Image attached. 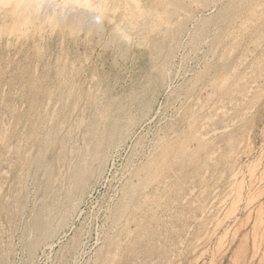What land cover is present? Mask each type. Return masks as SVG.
<instances>
[{"label":"rangeland","instance_id":"obj_1","mask_svg":"<svg viewBox=\"0 0 264 264\" xmlns=\"http://www.w3.org/2000/svg\"><path fill=\"white\" fill-rule=\"evenodd\" d=\"M24 1V4H22L21 7L17 6L15 2H9V3H0V139L2 141H0V171L2 172L3 170H5L3 173H0V176L3 177L1 179L0 177V194H3L4 191L7 190V188H9V185L11 183L10 188L7 190L8 193L4 194V195H0L1 200L0 204H3V206L0 205V228L2 230V232H0V262L1 264H7V259L9 261L10 264H34L33 262H35V264L39 263V264H67V262H69L70 264H103L104 261H106L104 264H175L176 260V264H204V262L202 263V261L205 260V264H264V0H262L261 2L263 3H259L258 1L260 0H250L248 2V0H200V3L198 0H128V2H126L127 0H82V2L80 3L79 1L81 0H74L73 4H72V0H66V2L64 0H56V2H54L55 0H41L42 2L40 3V1L35 2L34 1V5H36V7H32L34 6L32 3L33 1L27 0V5L29 7H27L26 1ZM22 1V2H23ZM61 3H60V2ZM89 3H88V2ZM95 1V2H94ZM108 1H110V3H108ZM113 1V3H112ZM116 1V2H115ZM120 1V2H119ZM162 3H161V2ZM178 3H177V2ZM195 1V2H194ZM209 1V2H208ZM223 1V2H222ZM243 1H247V3L243 2ZM252 1V2H251ZM254 1V2H253ZM256 1V2H255ZM71 2V3H70ZM75 2V3H74ZM125 2V3H124ZM151 2V3H150ZM167 2V3H166ZM171 2V3H170ZM228 2V3H227ZM233 2V3H232ZM12 3V4H11ZM60 3V4H58ZM69 3V4H68ZM77 3V4H76ZM93 3V4H92ZM97 3V4H96ZM108 5H107V4ZM116 3V5L114 4ZM129 3V4H127ZM145 5H144V4ZM177 3V4H176ZM196 5H195V4ZM198 3V5H197ZM219 3V4H218ZM222 3V4H221ZM227 3V5L225 4ZM243 3L242 6H240ZM245 3V4H244ZM249 3V4H248ZM255 3V4H252ZM263 4V5H259V4ZM1 4L3 5V7L1 6ZM9 4V5H8ZM32 4V6H31ZM38 4V5H37ZM40 4V6H39ZM58 6H56V5ZM89 4V5H88ZM92 4V5H91ZM96 4V5H95ZM100 4V5H99ZM110 4V6H109ZM120 4L122 5L119 6ZM131 4V5H130ZM136 4V5H135ZM166 4V5H165ZM168 4V5H167ZM204 4V5H202ZM218 4V5H217ZM251 4V5H250ZM65 5V6H64ZM67 5V7H66ZM103 5V6H102ZM147 5V6H146ZM164 5V6H163ZM202 5V6H201ZM247 5L249 6V8L247 7ZM257 5H259V8L257 9ZM8 6V7H7ZM14 6V7H11ZM31 6V7H30ZM39 6V7H37ZM54 7L52 9V7ZM62 6V7H61ZM100 6V7H99ZM118 6V7H117ZM126 6V7H125ZM129 6V7H128ZM131 6V7H130ZM178 6V7H177ZM213 6V7H212ZM223 6V7H222ZM238 6V7H236ZM241 10H240V8ZM9 9H7V8ZM27 7V8H26ZM59 7V8H58ZM65 7V8H64ZM85 7V8H84ZM92 7V8H91ZM102 7V8H101ZM108 9H107V8ZM114 7V8H112ZM146 9H141V8H145ZM174 7V8H173ZM181 7V8H180ZM203 7V8H202ZM222 7V8H221ZM247 9H246V8ZM11 8V9H10ZM36 8H39L38 10ZM47 8V9H46ZM62 8V9H61ZM94 8V9H93ZM99 8V9H97ZM104 8V9H103ZM111 8V9H110ZM119 9V10H116ZM131 8H133V10L131 11ZM163 8V9H161ZM219 8V9H218ZM242 8L244 10H247L244 12V10H242ZM263 8V9H261ZM15 9V11H14ZM28 11H27V10ZM36 9V10H34ZM60 10V11H56V10ZM68 9V10H67ZM85 9V10H84ZM87 9V10H86ZM121 9V10H120ZM126 10L123 11L122 10ZM148 9V10H147ZM151 9V10H150ZM174 9V10H173ZM183 9V10H182ZM205 9V10H204ZM236 9V10H234ZM260 9V10H259ZM19 12H18V11ZM24 10V12L22 11ZM32 10V11H31ZM51 10V12H50ZM56 13H54L53 12ZM66 12H64V11ZM96 10V11H95ZM104 10V11H103ZM111 10H113V12H111ZM143 10V11H142ZM145 10V11H144ZM161 10V11H159ZM177 10V11H176ZM186 10V11H185ZM197 10V11H196ZM204 10V12L202 11ZM220 12H219V11ZM249 10V12H248ZM259 12L257 13L256 12ZM15 13H14V12ZM21 11V12H20ZM39 11V12H38ZM63 11V13H61ZM119 11V12H118ZM176 11V12H175ZM196 11V12H195ZM210 11V12H209ZM237 11V13H236ZM241 11V12H240ZM251 11L255 12L252 13ZM95 12V13H94ZM98 12V13H97ZM106 12V13H105ZM108 12V14H107ZM115 12V13H114ZM118 12V13H117ZM135 12V13H134ZM143 14H142V13ZM159 12V13H158ZM190 12V13H189ZM194 12V13H193ZM202 12V13H201ZM206 12V13H205ZM214 12V13H213ZM217 12V13H215ZM239 12V13H238ZM243 12V13H242ZM248 12V13H247ZM251 12V13H250ZM10 13V14H9ZM14 13V14H13ZM23 13V14H22ZM94 16H93V14ZM99 15H97V14ZM110 13V14H109ZM122 13V14H121ZM130 13V14H129ZM154 13V15H153ZM185 13V15H183ZM190 15H189V14ZM222 13V14H220ZM238 15L236 16L235 15ZM17 14V15H16ZM27 14V15H26ZM29 14H31V17L29 16ZM35 14V15H34ZM49 14V15H48ZM61 14V15H60ZM65 14V15H64ZM101 14V15H100ZM106 14V15H105ZM112 14V15H111ZM119 14H121L119 16ZM129 14V15H127ZM159 20H157V15ZM170 17H168V15ZM212 14V15H211ZM217 14V15H215ZM233 14V15H231ZM240 14V15H239ZM243 14V15H242ZM253 14V15H251ZM256 14V15H255ZM21 15V17H20ZM25 15V16H24ZM34 15V17H32ZM43 15V16H42ZM56 15V16H54ZM107 15L108 18H107ZM116 15V16H115ZM132 15V16H130ZM143 15V16H142ZM150 15V16H149ZM153 15V16H152ZM163 15V16H162ZM172 15V17H171ZM188 15V16H186ZM192 15V16H191ZM221 17H219V16ZM240 18L239 19H236ZM255 15V17H254ZM263 18H262V16ZM11 16V17H10ZM31 18H29V17ZM50 19H49V17ZM54 16V17H53ZM104 16V17H103ZM106 16V17H105ZM142 16V17H140ZM156 18H155V17ZM165 16H167L168 19L165 18ZM178 16V17H177ZM180 16V17H179ZM194 16V17H193ZM197 16V17H196ZM214 16V17H213ZM230 16V17H229ZM235 19H234V17ZM245 16V17H244ZM257 16H260V18L258 19ZM19 19H18V18ZM36 17H38L36 19ZM45 17V18H44ZM65 19H62V18ZM111 17V18H110ZM117 18V21L115 20V18ZM122 20V22L120 23V19ZM142 19L140 20L139 19ZM166 20H164V18ZM183 17V19H182ZM192 17V18H191ZM213 17V18H211ZM216 17V18H215ZM233 17V18H232ZM11 18V19H10ZM17 18V19H16ZM30 21H32V23H29L30 21H28L29 19ZM44 20H43V19ZM60 18L62 20H60ZM101 18V19H100ZM103 18V19H102ZM128 20H127V19ZM148 18V19H147ZM153 19V21L151 19ZM169 18H172L171 20ZM174 18V20H173ZM176 18V19H175ZM186 18V19H185ZM198 18V20H197ZM205 18V19H203ZM210 18V19H209ZM216 20H215V19ZM226 18V19H225ZM228 18V20H227ZM252 19V21L250 20H246V19ZM255 18V19H254ZM15 19V20H14ZM39 19V21H37ZM53 19V22L52 20ZM106 19V20H105ZM110 19V20H109ZM119 19V20H118ZM127 20V22L125 20ZM147 19V20H146ZM185 19V20H184ZM195 19V20H194ZM212 19V20H211ZM225 19V20H224ZM232 19V20H230ZM244 19V20H242ZM20 20V21H19ZM130 20V21H129ZM134 20V21H133ZM206 20V21H205ZM210 20V21H209ZM238 21L235 22V21ZM259 20V21H258ZM18 21V22H17ZM24 21V22H23ZM36 21V22H35ZM47 21V22H46ZM59 21V22H58ZM63 21V22H62ZM86 21V22H85ZM103 21V22H102ZM124 21V24H123ZM141 23H140V22ZM146 21V22H145ZM148 21H152V23L148 22ZM157 21V22H154ZM166 21V22H163ZM179 21V23H177ZM184 21V22H183ZM226 21V22H225ZM229 21V22H228ZM231 21V22H230ZM249 21V22H248ZM255 21V22H254ZM261 21V22H260ZM44 22V23H43ZM46 22V23H45ZM59 24L57 26V23ZM111 22V23H110ZM148 22V23H147ZM160 22V23H159ZM162 22V23H161ZM183 22V24L181 23ZM196 22V23H195ZM233 22V23H232ZM254 22V23H253ZM18 23V24H17ZM21 23V24H20ZM37 23V24H36ZM42 25H41V24ZM51 23V24H50ZM56 23V25H55ZM109 23V24H108ZM115 23V24H114ZM146 23V24H144ZM151 25H150V24ZM158 23V24H157ZM172 23V24H171ZM193 24V27L191 24ZM203 23V24H202ZM216 23V24H215ZM225 23V24H224ZM251 23V24H250ZM253 23V24H252ZM6 24V25H5ZM25 24V25H24ZM40 24V25H38ZM48 24V25H47ZM62 24V25H61ZM114 24V25H111ZM121 25L120 27L116 25ZM143 26H142V25ZM171 24V25H170ZM176 24V25H175ZM207 24V25H206ZM222 24V26H221ZM239 24V25H238ZM260 24V25H258ZM263 24V25H262ZM9 25V26H8ZM20 25V26H19ZM24 25V26H23ZM56 26V27H52V26ZM110 27H109V26ZM123 25V26H122ZM138 25V26H137ZM148 25V26H147ZM155 27H154V26ZM160 25V26H159ZM170 25V26H169ZM187 27H185V26ZM213 25V26H212ZM225 25V26H224ZM234 28H233V26ZM246 25H250V26H244ZM8 26V27H7ZM13 26V27H12ZM51 26V27H50ZM113 26V27H111ZM147 26V27H146ZM175 26V27H174ZM179 26V27H178ZM199 26V27H198ZM207 26V27H205ZM210 29H209V27ZM217 26V27H216ZM239 26V27H237ZM10 27V28H9ZM21 27V28H19ZM28 27V28H26ZM65 28V30L63 28ZM125 27V28H124ZM131 27V28H130ZM138 27V28H136ZM150 27V28H149ZM157 27V28H156ZM168 27V28H167ZM182 27V28H181ZM185 29H184V28ZM198 27V29H197ZM203 27V28H202ZM214 27V29H213ZM219 27V28H218ZM228 27V28H227ZM232 27V28H231ZM254 27V28H253ZM256 27V28H255ZM259 27V28H258ZM26 28V29H25ZM34 28V29H33ZM36 28V29H35ZM38 28V29H37ZM112 28V30H110ZM122 28V29H121ZM127 28V30H126ZM148 34L145 33L146 29ZM224 28V29H223ZM244 28V31H243ZM262 28V29H260ZM4 29V30H2ZM16 29L18 30V32L16 31ZM21 29V30H20ZM125 29V30H124ZM132 29H134L132 31ZM142 31H141V30ZM150 29V30H149ZM152 29V30H151ZM159 29V30H157ZM190 29V31H189ZM192 29V30H191ZM206 29V30H205ZM209 29V31H208ZM212 29V30H211ZM217 29V30H216ZM220 29V30H219ZM226 29L228 31H226ZM240 29V31L238 30ZM246 29V30H245ZM42 30V32L40 31ZM64 30V31H63ZM118 30V31H117ZM124 32H122V31ZM130 30V31H128ZM139 30V31H138ZM163 30V32L161 31ZM185 30V31H183ZM216 30V31H215ZM224 30V31H222ZM233 32H232V31ZM250 30V32H249ZM262 30V31H260ZM4 31V32H2ZM5 31L6 34H5ZM24 32V33H20L19 32ZM37 31V32H36ZM127 31L129 33H127ZM133 33H132V32ZM159 31V32H158ZM169 31V32H168ZM189 31V32H188ZM218 31V32H217ZM254 31V32H253ZM2 32V33H1ZM11 34H10V33ZM139 33L138 35L134 34ZM152 32V33H150ZM156 32V34L154 33ZM160 32H162V34H160ZM174 32V33H173ZM183 32V33H182ZM198 32V33H197ZM216 32V34H215ZM223 32V33H222ZM232 32V33H231ZM235 32V33H234ZM9 33V34H8ZM116 33V34H115ZM182 33V34H181ZM206 33V34H204ZM209 33V35H207ZM221 33V34H220ZM242 33V35H241ZM251 33V35H250ZM257 33V34H256ZM259 33V34H258ZM19 34V35H18ZM24 34V35H21ZM112 34V35H111ZM120 34V35H119ZM150 34V35H149ZM152 34V35H151ZM165 34V35H164ZM180 34V36H179ZM194 34V36H193ZM254 34V35H253ZM21 35V36H20ZM37 35V37H36ZM115 35V36H114ZM147 35L148 38H147ZM155 37H154V36ZM176 35V36H175ZM206 36V37H201V36ZM215 35V36H214ZM219 35V36H218ZM234 35V36H232ZM241 35V36H240ZM24 36V37H23ZM26 36V37H25ZM124 36L126 38H124ZM134 36V38H132ZM138 36V37H136ZM168 36L170 38H168ZM183 36V37H182ZM187 36V37H186ZM217 36V37H216ZM240 36V37H239ZM258 36V38L256 37ZM39 37V38H38ZM113 37V38H112ZM145 37V38H143ZM198 37V39L196 40V38ZM208 37V38H207ZM214 39H210L213 38ZM243 37V38H241ZM246 37V39H245ZM251 37H256V38H251ZM123 38V39H122ZM140 38V39H139ZM144 40H142V39ZM189 38V40L187 39ZM203 38V39H202ZM207 38V39H206ZM224 38V39H223ZM261 38V39H260ZM263 38V39H262ZM36 39V40H35ZM120 39V40H119ZM122 39V40H121ZM132 39L134 43H132ZM173 41H171V40ZM179 39V40H177ZM222 39V40H221ZM225 39H227L225 41ZM243 41H242V40ZM253 39V40H252ZM256 39V40H255ZM35 40V41H34ZM118 40V42H116ZM166 40V41H165ZM185 40V41H184ZM191 40V41H190ZM203 40V42H202ZM212 40V41H211ZM218 40V41H216ZM230 40V41H229ZM258 41L257 43L254 42ZM125 41V42H124ZM141 44H139L140 42ZM177 41V42H176ZM183 41V42H182ZM189 43H188V42ZM196 41L197 44L196 45ZM215 41V42H214ZM222 41V43H220ZM225 41V42H223ZM242 41V42H241ZM245 41V42H244ZM261 41V43H260ZM39 44H38V43ZM112 42L114 44H112ZM128 42V43H127ZM136 42V44H135ZM143 42V43H142ZM151 42V43H150ZM180 42V43H179ZM187 42V43H186ZM209 43V45L207 43ZM236 42V43H235ZM249 42V43H248ZM35 43L38 45L36 46ZM173 43V44H171ZM183 43V44H182ZM226 43V44H225ZM228 43H230L228 45ZM251 43V44H250ZM116 44V45H115ZM135 44V45H134ZM143 44V45H142ZM146 44V45H145ZM161 44V45H160ZM187 44V45H185ZM190 44V45H189ZM192 44V47H190ZM207 44V45H206ZM212 44V45H211ZM220 47H218V45ZM234 44V45H233ZM242 44V45H240ZM246 46H245V45ZM250 44V45H249ZM254 44V45H253ZM260 44V46L258 45ZM145 45V46H144ZM189 45V46H188ZM193 45H196L193 47ZM205 45V46H204ZM228 45V46H227ZM231 45V46H230ZM238 45V46H237ZM253 45V46H252ZM35 46V48H34ZM119 46V47H118ZM125 46V47H124ZM136 46V47H134ZM142 46L144 47L142 48ZM147 46V47H146ZM160 46V47H159ZM168 46V47H167ZM183 48H182V47ZM210 46V47H208ZM213 48H212V47ZM225 46V48H223ZM251 46V47H249ZM258 46V47H257ZM140 47V49H139ZM151 47V48H150ZM159 47V48H158ZM166 47V48H164ZM181 47V48H180ZM189 47V48H188ZM196 47V48H195ZM200 47V48H199ZM227 47V48H226ZM231 47L232 50H231ZM257 47V48H256ZM147 48V49H146ZM149 48V49H148ZM219 48V50H218ZM238 53H237V50ZM239 48V49H238ZM242 48V51H241ZM36 49V51H35ZM40 49V50H39ZM123 49V50H122ZM139 49V50H138ZM153 49V50H152ZM203 49V50H202ZM205 49V51H204ZM208 52H207V50ZM226 49V50H225ZM245 49V50H244ZM251 49V50H250ZM254 49V50H253ZM256 49V50H255ZM138 50V51H137ZM144 50V51H143ZM146 50V51H145ZM150 50V51H149ZM175 50V51H174ZM191 50V51H190ZM224 50V51H223ZM229 50V51H228ZM117 51V53H115ZM122 51V52H121ZM148 51V52H147ZM180 53H179V52ZM183 51V52H182ZM204 51V52H203ZM235 51V52H234ZM242 53H241V52ZM245 51V52H243ZM252 51V52H251ZM255 51V52H254ZM139 52H143L142 54H140ZM155 52V53H154ZM191 52V53H190ZM218 52V53H217ZM220 52V53H219ZM228 53V54H225ZM254 52V53H253ZM258 52V53H257ZM260 52V53H259ZM36 53V55H35ZM152 57H151V55ZM165 56H163L162 55ZM170 53V54H169ZM196 53V55H194ZM204 53V54H203ZM224 53V54H223ZM253 53V54H252ZM258 56H257V54ZM139 54V55H137ZM146 54V55H145ZM148 54V55H147ZM160 57H159V55ZM185 54V55H184ZM190 54V56H189ZM221 54V55H220ZM230 54V55H229ZM233 54V55H232ZM241 54V55H240ZM245 54V55H243ZM40 55V57H39ZM141 55V56H140ZM150 55V56H149ZM170 57H169V56ZM202 55L203 57L199 56ZM209 55V56H208ZM240 55V56H239ZM254 55V56H253ZM136 56V57H134ZM139 56V57H138ZM178 56V57H177ZM182 56V57H181ZM189 56V58H188ZM193 58H190V57ZM195 56V57H194ZM217 56V58H216ZM219 56L221 58H219ZM223 56V57H222ZM226 56V58H225ZM227 56L228 57L227 59ZM253 56V57H252ZM263 56V57H262ZM133 57V58H132ZM189 59L188 62L186 58ZM235 57V58H234ZM241 57V58H240ZM139 58H143L142 60H138ZM151 58V59H150ZM156 58V59H155ZM162 58V59H161ZM168 58V59H167ZM174 58V59H173ZM197 58V59H195ZM207 62H205V59ZM211 58V60H210ZM224 61H223V59ZM232 58V59H231ZM237 58V59H236ZM239 58V59H238ZM254 58V60H253ZM258 58V59H257ZM64 59V60H63ZM153 59V61H152ZM160 59V60H159ZM184 59V60H183ZM193 59V61H191ZM202 59V61H201ZM218 59V60H217ZM220 59H222L220 61ZM231 59V60H230ZM263 59V60H262ZM62 60L65 62H62ZM149 60V61H148ZM156 60V61H155ZM159 60V61H158ZM164 60V62H163ZM173 60V61H172ZM180 60V62H179ZM182 60V62H181ZM210 60V61H209ZM218 62H217V61ZM237 60V61H236ZM242 60V61H241ZM253 60V61H250ZM262 60V61H261ZM141 61V62H140ZM169 61V62H168ZM195 61V62H194ZM200 61V63H199ZM216 61V62H215ZM236 61V62H234ZM257 61V62H256ZM62 62V63H61ZM143 62V63H142ZM152 62V63H151ZM160 62V63H159ZM163 62V63H162ZM210 62V63H209ZM220 62V63H219ZM228 62V63H226ZM231 62V63H230ZM238 62V63H237ZM245 62V63H244ZM251 62V63H250ZM255 62V63H254ZM260 62V63H259ZM148 65V66H146ZM173 63V64H172ZM175 63V64H174ZM197 63V64H195ZM214 63L216 64V66L214 65ZM222 63V64H221ZM249 63V64H248ZM259 63V64H258ZM62 64V67L61 65ZM70 64V68L68 67ZM151 64V65H150ZM154 64V65H152ZM169 64V66L167 65ZM210 64V65H208ZM219 64V65H218ZM226 64V65H225ZM228 64V65H227ZM235 64V65H234ZM247 64V65H246ZM253 64V65H252ZM256 64V65H255ZM58 65V66H57ZM68 65V66H67ZM143 65V66H142ZM175 67H174V66ZM190 65V66H189ZM196 65V66H195ZM221 65V67H220ZM224 65V66H223ZM237 65V66H236ZM74 66V68H73ZM145 66V67H144ZM153 69H152V67ZM158 66V67H157ZM163 66V67H162ZM171 66V67H170ZM173 66V67H172ZM201 66V67H200ZM214 66V67H213ZM228 66V67H225ZM230 66V67H229ZM232 66V68H231ZM260 66V67H259ZM45 67V68H44ZM48 67V68H47ZM51 67V68H50ZM61 67V68H60ZM66 67V68H65ZM144 67V68H143ZM161 67V68H160ZM167 67V68H166ZM190 67V70L188 69ZM192 67V68H191ZM220 67V68H217ZM236 70H235V68ZM241 67V68H240ZM259 67V68H258ZM56 68V69H55ZM72 68L74 70H72ZM146 68V69H145ZM160 70V73L158 70ZM160 68V69H159ZM166 68V69H165ZM204 70H200L203 69ZM216 68V69H215ZM238 68V69H237ZM255 70H254V69ZM261 68V69H260ZM37 69V70H36ZM63 69V70H62ZM66 69V70H65ZM155 69V70H154ZM162 69V71H161ZM170 69V70H169ZM176 69V70H174ZM196 69V70H194ZM227 69V70H226ZM229 69H231L229 71ZM243 69V70H241ZM253 69V70H252ZM263 69V70H262ZM53 72H52V71ZM57 70V71H56ZM62 70V71H61ZM153 70V71H152ZM166 70L168 72H166ZM180 70L178 73L177 71ZM185 70V71H184ZM200 70V71H199ZM208 70V71H207ZM215 70V71H214ZM221 70H223L221 72ZM245 70V71H244ZM260 72H259V71ZM48 71V72H47ZM60 73H59V72ZM68 71V72H67ZM77 71V72H76ZM146 71V73L144 72ZM170 71H171V76H170ZM228 71V72H227ZM233 71H235L236 73H233ZM244 71V72H243ZM251 71V72H250ZM55 72V73H54ZM72 72H76V73H72ZM148 72V73H147ZM150 72V74H149ZM160 75H159V73ZM176 72V73H175ZM186 72V73H185ZM219 72V73H218ZM225 72V73H223ZM230 74H227L229 73ZM239 72V73H237ZM254 72V73H253ZM259 72V73H258ZM38 73V74H37ZM41 73V74H40ZM43 73V74H42ZM47 73V74H46ZM54 73V74H53ZM65 73V74H64ZM70 73V74H69ZM154 73V75H153ZM167 73L169 74L167 76ZM190 73V74H189ZM193 73V74H192ZM200 73V74H199ZM209 73V74H208ZM214 73V74H213ZM256 73V74H255ZM263 73V74H262ZM30 74V75H29ZM37 74V75H35ZM56 74V75H55ZM59 74V76H58ZM63 74V75H62ZM74 74V75H73ZM206 74V75H205ZM208 74V76H207ZM213 74V75H212ZM222 74V75H221ZM224 74V75H223ZM235 74V75H234ZM258 74V75H257ZM262 76H261V75ZM45 75V76H44ZM48 75V76H47ZM63 77H62V76ZM70 75V76H69ZM73 75V76H72ZM149 75V76H148ZM162 75V76H161ZM165 77H164V76ZM183 75V76H182ZM207 77H205V76ZM212 75V76H211ZM216 75V76H215ZM217 75H221V76H217ZM231 75V76H230ZM238 75V77H237ZM243 75V77H242ZM250 75V76H249ZM255 75V76H254ZM31 76V77H30ZM34 76V77H32ZM36 76V78H35ZM47 76V77H46ZM53 79H51V77ZM67 76V77H66ZM76 76V77H75ZM148 76V77H147ZM155 76V77H154ZM181 76V77H180ZM188 76V77H187ZM192 76V77H191ZM204 76V77H203ZM228 76V77H227ZM240 76V77H239ZM257 76V77H256ZM30 77V78H28ZM50 77V78H49ZM59 77V78H58ZM158 77V78H156ZM164 77V78H163ZM170 77V79L168 78ZM183 77H184V81H183ZM200 77V78H199ZM212 77V78H210ZM235 77V78H234ZM237 77V78H236ZM246 77V78H245ZM33 78V79H32ZM35 78V79H34ZM39 78V79H38ZM66 78V79H65ZM73 78L76 80H73ZM149 78V79H147ZM151 78V79H150ZM153 78V79H152ZM162 78V79H161ZM181 78V79H180ZM203 78V80H201ZM221 78V79H220ZM223 78V79H222ZM234 78V79H233ZM243 78V79H241ZM249 78V79H248ZM262 78V79H261ZM26 79V80H25ZM27 79H30L31 82H27ZM56 79V80H55ZM161 79V80H160ZM178 79V80H177ZM220 79V80H219ZM233 79V81H232ZM239 81H237V80ZM244 79L246 81H244ZM255 80H257V83ZM33 80V82H32ZM41 80V82L39 81ZM51 80V81H50ZM69 82H67V81ZM152 80V81H150ZM165 80V82H164ZM172 80V81H171ZM229 80H231L229 82ZM236 80V81H234ZM243 80V81H242ZM252 80V81H251ZM259 80V81H258ZM261 80V81H260ZM36 81V82H35ZM45 81V82H43ZM56 81V82H55ZM62 81V82H61ZM70 81L75 82V83H70ZM93 81V82H92ZM149 81V82H148ZM163 81V83H162ZM169 81V82H167ZM174 81V82H173ZM202 81V83H201ZM40 82V83H39ZM49 82V83H47ZM79 82V83H78ZM92 82V83H91ZM148 82V83H147ZM153 82V83H152ZM159 82V83H158ZM177 82V83H176ZM187 82V83H186ZM192 82V83H191ZM206 82V83H205ZM218 82V83H217ZM232 82V83H231ZM236 84H235V83ZM239 82V83H237ZM247 82V84H246ZM251 82V86L250 83ZM25 83V84H24ZM53 83V84H51ZM60 83V84H59ZM66 83V84H65ZM81 83V84H80ZM94 83V84H93ZM152 83V84H150ZM161 83V84H160ZM205 83V84H203ZM208 83L210 85H208ZM217 83V84H216ZM229 83V85H228ZM242 83V85L240 84ZM261 83V84H260ZM46 84V86H45ZM58 84V86H56ZM72 84L73 85L72 87ZM77 84V85H76ZM87 84V85H86ZM100 84V85H99ZM142 84V85H141ZM144 84V85H143ZM164 84V85H163ZM167 84V86H166ZM171 84L173 87H171ZM194 84V86L191 85ZM207 84V85H206ZM235 84V85H234ZM248 85L246 88V85ZM254 84V85H253ZM255 84H259L258 86ZM26 85V86H25ZM49 85V86H48ZM70 85V86H69ZM80 85V86H79ZM82 85V86H81ZM149 87H148V86ZM154 85V86H153ZM183 85V86H182ZM197 85V86H196ZM202 85V86H201ZM233 85V86H231ZM240 85V86H239ZM261 85V86H260ZM29 86V87H28ZM88 86V88L86 87ZM164 88H163V87ZM189 86V87H188ZM229 86V88H227ZM245 89H243L244 87ZM254 86V87H253ZM257 86V87H256ZM260 86V87H259ZM31 87H33V91L31 89ZM42 87V89H40ZM49 87V88H48ZM52 87V88H51ZM58 87V88H57ZM62 91H61V88ZM69 87V88H68ZM73 89H72V88ZM81 87V88H80ZM156 87V88H155ZM160 87V88H159ZM182 90V94L180 93L181 89ZM186 87V89H185ZM196 87V88H195ZM259 87V88H258ZM28 88V89H27ZM67 88V89H66ZM76 88V89H75ZM86 88V89H84ZM99 88V89H98ZM102 88V89H101ZM146 88V89H144ZM152 88V89H151ZM171 88V89H170ZM172 88L173 89L172 91ZM201 90H200V89ZM209 88V89H208ZM234 88V89H233ZM253 88V89H252ZM30 89V90H29ZM48 89V90H47ZM49 89L51 91H49ZM60 89V90H57ZM72 89V91H71ZM158 89V90H157ZM161 89V90H160ZM165 91H164V90ZM177 89V90H176ZM188 89V90H187ZM197 89V90H195ZM227 89H229L230 94H228ZM240 89V90H238ZM16 90V91H15ZM19 90V92H17ZM28 90V91H27ZM41 92L39 93L38 92ZM41 90V91H40ZM44 90V92H42ZM47 92H46V91ZM68 90V91H67ZM75 90V91H74ZM77 90V91H76ZM80 90L79 94L78 91ZM82 90V91H81ZM100 92H99V91ZM145 90V91H144ZM176 90V91H175ZM187 90V91H186ZM225 90V92H224ZM235 90V91H233ZM244 95H243V93ZM247 90V92H246ZM251 90V91H249ZM31 93H30V92ZM57 91V93H55ZM71 91V94H70ZM94 91V92H93ZM134 91V93H133ZM145 93H144V92ZM153 91V92H152ZM172 91V92H171ZM194 91V93H193ZM218 91V92H217ZM220 91V92H219ZM223 91V92H222ZM233 91V93H232ZM237 91V92H236ZM240 91V92H238ZM245 91V92H244ZM16 92V93H15ZM28 92V93H27ZM68 92L69 94L65 93ZM77 92V93H76ZM138 92V93H137ZM142 92V93H141ZM168 92V93H167ZM171 92V95H170ZM176 92V93H175ZM178 92V93H177ZM184 92V93H183ZM186 92V93H185ZM192 92V93H191ZM196 92H200V93H196ZM254 94L252 95L251 93ZM22 93V94H20ZM24 93V94H23ZM38 93V94H36ZM43 93H46L45 96L43 95ZM50 93V94H49ZM51 93H52V97H51ZM63 93L66 95H62ZM91 93V94H90ZM100 93V94H99ZM104 93V94H103ZM108 93V94H107ZM173 93V94H172ZM224 95H223V94ZM227 93V94H226ZM246 93V94H245ZM31 94V96H29ZM42 94V95H40ZM76 94V95H75ZM84 94V95H83ZM96 94V96H95ZM133 94V95H132ZM140 96H139V95ZM144 94V96H143ZM148 96H147V95ZM178 94V96H177ZM185 94V95H184ZM195 94V95H194ZM204 94V95H203ZM217 94V95H216ZM238 94V95H237ZM249 94V95H248ZM24 95V96H23ZM28 95V97L26 98V96ZM35 95V96H34ZM37 95V96H36ZM50 95V96H49ZM56 95V96H55ZM68 95V96H67ZM74 95V96H73ZM89 95V98H87ZM93 99H91V96ZM104 95V96H103ZM177 98H176V96ZM185 97H183V96ZM220 95V96H219ZM223 95V96H222ZM237 95V97H233ZM242 95V96H241ZM41 96V97H40ZM44 96V97H43ZM73 96V97H72ZM101 96V97H99ZM136 96V97H135ZM146 96V97H145ZM174 96V97H173ZM182 96V97H181ZM196 96V97H195ZM217 96V97H216ZM226 96V97H225ZM239 96V98H238ZM242 99H241V97ZM34 100H33V98ZM55 97V98H54ZM59 97V98H58ZM62 97V98H61ZM68 97V98H66ZM71 97V98H70ZM74 97L77 99L75 100ZM82 97V98H81ZM108 97V99H107ZM114 97V98H112ZM133 97V98H131ZM142 97V98H141ZM147 99H145V98ZM152 97V98H151ZM187 97V98H186ZM195 97V98H194ZM205 97V98H204ZM214 100H213V98ZM222 97V98H221ZM231 97V98H230ZM246 97V98H245ZM251 97V98H249ZM30 98V99H29ZM43 98V99H42ZM52 100H51V99ZM81 98V102L79 103V99ZM96 98V99H95ZM103 98V100H102ZM106 101H104L105 99ZM138 98V99H137ZM140 98V99H139ZM149 98V99H148ZM225 98V99H224ZM234 98V99H233ZM245 98V99H244ZM22 99V100H21ZM26 99V100H25ZM27 99H29L30 104H29V108L28 106V101ZM32 99V100H31ZM48 99V100H47ZM57 99V100H56ZM61 99V100H60ZM64 99V100H63ZM66 99V100H65ZM70 99V101H69ZM83 99V100H82ZM86 99V100H84ZM91 99V100H89ZM100 99V100H99ZM114 99H118L117 101H115ZM131 99V101H130ZM174 99V100H173ZM177 99V100H175ZM181 101H179V100ZM190 99V100H189ZM193 99V100H192ZM195 99V100H194ZM201 99V101H200ZM228 99V100H227ZM233 99V100H231ZM248 99V100H246ZM24 100V101H23ZM42 100V101H41ZM89 100V101H87ZM146 100V102H145ZM221 100V101H220ZM230 100V101H229ZM247 102H245V101ZM250 100V101H249ZM16 101V102H15ZM26 101V102H25ZM38 101V102H37ZM46 101V102H45ZM49 103H48V102ZM54 102V104L52 102ZM59 102L60 104H58L57 102ZM72 101V102H71ZM78 101V102H77ZM85 101V102H84ZM96 101V102H95ZM109 101V102H108ZM112 101V102H111ZM148 101V102H147ZM151 101V102H150ZM189 101V103H188ZM227 101V102H226ZM239 101V103H241V105L239 103H237ZM4 102V103H3ZM6 102V103H5ZM8 102V103H7ZM10 102H12L10 104ZM15 102V104H14ZM68 102V103H67ZM76 102V103H75ZM102 102V103H101ZM105 102V103H104ZM133 102V103H132ZM141 102V104L139 103ZM187 102V103H186ZM223 102V103H222ZM227 104H226V103ZM244 104H243V103ZM20 103V104H19ZM23 103V104H21ZM37 103V104H36ZM43 103V104H42ZM51 103V104H50ZM64 105H62V104ZM89 103V104H88ZM91 103V104H90ZM98 105H97V104ZM109 103V104H108ZM112 103V104H111ZM121 103V104H120ZM126 103V104H124ZM132 103V104H131ZM147 103V104H144ZM178 103V104H177ZM180 103V104H179ZM194 103V104H193ZM200 103V104H199ZM221 103V104H220ZM229 103V104H228ZM234 103V104H233ZM8 106H6V105ZM10 104V105H9ZM13 104L15 106H13ZM17 104V105H16ZM39 104V105H38ZM48 104V105H47ZM69 104V105H68ZM77 104H80V107H78ZM85 104V105H84ZM88 104V105H87ZM108 104V105H107ZM114 104H116L115 106H113ZM129 104V105H128ZM188 104V105H187ZM196 104L198 106V110L196 108ZM199 104V105H198ZM204 104V105H203ZM206 104V105H205ZM213 104V105H212ZM232 104V105H231ZM247 104V106H246ZM34 105V106H33ZM38 105V106H37ZM47 105V106H46ZM54 105V106H53ZM68 105V106H66ZM74 105V108H73ZM84 105V106H83ZM93 105V106H92ZM132 105V106H131ZM136 105V106H135ZM139 105V106H138ZM142 105V106H141ZM148 105V107H146ZM185 107H184V106ZM187 105V106H186ZM228 105V106H227ZM245 105V106H244ZM18 106V107H17ZM41 106V107H40ZM45 106L47 109H45ZM56 106V107H55ZM60 106V107H59ZM65 108H64V107ZM77 106V107H76ZM87 106V107H86ZM95 106V107H94ZM107 106H109V108H107ZM112 106V107H111ZM124 106V107H123ZM152 106V107H151ZM193 106V107H192ZM211 108H207L210 107ZM218 108H217V107ZM227 108H226V107ZM10 107H12L10 109ZM16 107V108H14ZM21 107V108H20ZM24 107V108H23ZM55 107V109H54ZM100 109H99V108ZM103 107L105 109H103ZM111 107V109H110ZM130 107V108H129ZM139 107V108H138ZM145 107V108H144ZM179 107V108H178ZM184 107V108H183ZM232 107V108H230ZM249 107V108H248ZM3 108V109H2ZM33 108V109H32ZM36 108V110H35ZM43 108V109H42ZM49 108V109H48ZM60 108V110L58 109ZM65 110H64V109ZM77 108V109H75ZM80 108L81 110L84 108V110H80L78 109ZM88 108V109H87ZM97 110H96V109ZM117 108V109H116ZM127 108V109H126ZM143 108V109H142ZM182 108V109H180ZM194 108V109H193ZM221 108H223L221 110ZM245 108V109H244ZM7 109H9V112ZM25 109V110H23ZM29 114H28V111ZM54 109V110H53ZM57 109V110H56ZM63 109V110H62ZM73 109L75 112H73ZM86 109V110H85ZM97 111V112H95ZM109 109V110H108ZM140 109V110H139ZM185 109V110H184ZM189 109V110H188ZM209 109V110H208ZM214 109V110H213ZM219 109V110H218ZM242 112H241V110ZM13 110V112H12ZM23 110V112H22ZM41 110V111H40ZM48 110L47 114L45 111ZM56 110V111H55ZM72 110V111H71ZM76 110H78V112H76ZM91 110V111H89ZM100 110L102 112H100ZM105 110V111H104ZM113 110V112H112ZM116 110V111H115ZM118 110V113H117ZM122 110V111H121ZM128 110V111H127ZM138 112H137V111ZM151 110V111H150ZM184 110V111H183ZM211 110V111H210ZM221 110V111H220ZM234 110V111H233ZM244 110V112H243ZM19 111V113H18ZM40 111V112H39ZM51 111V112H50ZM65 111V112H64ZM84 111V112H83ZM94 111V112H93ZM108 113H107V112ZM111 111V112H110ZM126 111V112H125ZM132 113H131V112ZM134 111V112H133ZM136 111V112H135ZM143 111V112H141ZM186 111V112H185ZM189 111H194L192 112V115L189 113ZM202 111V112H201ZM219 111V112H218ZM228 111V113L226 112ZM232 111L234 113H232ZM9 112V113H8ZM27 112V113H25ZM33 112V113H32ZM37 113L36 114H34ZM54 112V114H53ZM80 112V113H79ZM86 112V113H85ZM180 112L181 117H180ZM200 114H199V113ZM232 114H231V113ZM17 113V114H16ZM23 113V114H22ZM46 114V117L44 114ZM52 113V115H51ZM67 113H69V115H67ZM74 113V114H73ZM82 115V116H79ZM92 113V114H90ZM97 115H96V114ZM104 113V114H103ZM107 113V114H106ZM129 113V115H127ZM131 113V114H130ZM135 113V114H134ZM156 113V114H155ZM177 113V114H176ZM219 113V114H218ZM242 113V115H241ZM3 114V115H2ZM25 114V115H24ZM27 114V116H26ZM41 114V116L39 115ZM59 114V115H58ZM72 114V115H70ZM84 114V115H83ZM111 114V116L109 115ZM126 114V115H125ZM137 114V115H136ZM140 114V115H139ZM149 114V115H147ZM187 116H185V115ZM196 114V115H195ZM214 114V115H213ZM224 114V115H223ZM63 115V116H62ZM76 115V116H74ZM92 115L93 118H92ZM109 115V117L107 116ZM121 115V116H120ZM125 115V116H124ZM178 115V116H177ZM198 115V116H197ZM228 117H227V116ZM231 115V116H229ZM240 115V116H239ZM247 115V116H245ZM2 116V118H1ZM23 116V117H22ZM31 116V117H30ZM37 118H35V117ZM50 116V117H49ZM57 116V117H56ZM78 116V117H77ZM84 116V117H83ZM86 116V117H85ZM90 116V119L89 117ZM101 116V117H100ZM113 116V117H112ZM137 116V117H136ZM140 116V117H138ZM150 116V117H149ZM177 118H176V117ZM202 116V117H201ZM208 116V117H207ZM216 116V117H215ZM219 116V117H218ZM225 116V117H224ZM19 117V118H18ZM45 117V118H44ZM56 117V118H54ZM76 117V118H75ZM95 117V118H94ZM99 117V118H98ZM105 117V118H103ZM112 117V118H111ZM117 117V119L115 118ZM119 117V118H118ZM131 117V118H130ZM134 117V118H133ZM144 117V118H143ZM148 117V118H147ZM175 117V118H174ZM194 117V119H193ZM17 120H16V119ZM29 119L30 120L29 122ZM34 118V119H33ZM59 118V120H58ZM62 118V119H61ZM70 118V119H69ZM102 118V119H101ZM124 118V119H123ZM130 118V120H129ZM137 118V119H136ZM147 118V119H146ZM180 118V119H179ZM186 118V119H183ZM201 118V119H200ZM213 118V119H211ZM221 118V119H220ZM226 118V119H224ZM229 118V119H228ZM233 118V120H232ZM8 121H7V120ZM24 119V120H23ZM36 119V121H35ZM42 119V120H41ZM57 119V120H56ZM69 119V120H68ZM83 121H82V120ZM93 121H92V120ZM96 121H95V120ZM98 119V120H97ZM104 119V120H103ZM135 119V121H134ZM139 119V120H138ZM141 119V120H140ZM175 119V120H173ZM192 119V120H190ZM206 119V120H205ZM15 120V121H14ZM20 120V121H19ZM28 120V121H26ZM39 120V121H38ZM44 120V121H43ZM51 120V121H50ZM61 120H64L62 122H60ZM79 120V121H78ZM86 120V123H85ZM90 120V121H89ZM109 121L106 123V121ZM110 120L113 122H110ZM114 120V121H113ZM116 120V121H115ZM120 120V121H119ZM123 122H122V121ZM125 120V121H124ZM183 120V121H182ZM201 120V121H199ZM205 120V121H204ZM215 120V121H214ZM5 121V123H4ZM10 121V122H9ZM23 121V122H22ZM50 121V122H49ZM74 121V122H71ZM77 121V122H76ZM82 123H81V122ZM92 121V122H91ZM102 121V122H101ZM130 121V122H129ZM132 121H134L132 123ZM140 123H138V122ZM192 123H191V122ZM195 121V122H194ZM199 121V122H198ZM208 121V122H207ZM217 121H219L218 123H216ZM220 121L222 122V125L220 123ZM231 121V122H230ZM234 121V122H233ZM12 122V124H11ZM22 122V123H21ZM32 122V123H31ZM36 124H33L35 123ZM44 124H43V123ZM47 122V123H46ZM49 122V123H48ZM52 122V123H51ZM64 122V123H63ZM90 122V123H89ZM96 122V123H95ZM102 124H101V123ZM118 125L115 126L116 123ZM121 122V123H120ZM129 122V124L127 123ZM181 122V123H180ZM186 122V123H185ZM190 122V124H189ZM198 122V123H197ZM201 122V123H200ZM204 122V123H203ZM207 122V123H206ZM215 124H214V123ZM227 122V123H226ZM238 122V123H237ZM2 123V124H1ZM5 125H4V124ZM16 123V124H15ZM19 123V124H18ZM30 123V124H29ZM55 123V124H54ZM68 123V124H67ZM76 123V124H75ZM100 123V124H99ZM111 123V124H109ZM115 123V124H114ZM124 123V124H123ZM180 123V124H178ZM183 123V124H182ZM195 123L197 125H195ZM212 123L214 125H212ZM225 123V124H224ZM231 123V124H229ZM237 123V124H236ZM11 124V125H10ZM23 124V125H22ZM29 124V125H28ZM47 124V125H46ZM53 124V125H52ZM60 124V125H59ZM74 124V125H73ZM81 125V127L79 125ZM88 124V125H87ZM96 124V125H95ZM108 126H107V125ZM135 124V125H134ZM138 124V125H137ZM141 124V125H140ZM186 124L188 125L187 127ZM200 124V125H199ZM207 124V125H206ZM218 124V125H217ZM220 124V125H219ZM10 125V126H9ZM13 125V126H12ZM31 125V126H30ZM35 125L37 127H35ZM50 125V126H49ZM62 125L64 127H62ZM66 125V126H65ZM86 125V126H85ZM95 125V126H92ZM122 127H120V126ZM125 125V126H124ZM171 125V127H170ZM179 125V126H178ZM203 125V126H202ZM212 125V126H211ZM5 126V128L3 127ZM7 126V127H6ZM16 128H15V127ZM26 126V127H25ZM33 126V127H32ZM42 126V127H41ZM48 126V127H47ZM53 126V127H52ZM90 126V127H89ZM93 128H92V127ZM100 126V128L98 127ZM113 126V127H111ZM124 126V128H123ZM127 126V127H126ZM140 126V127H139ZM178 126V127H177ZM183 126V127H182ZM211 126V127H210ZM217 126V127H216ZM222 126V127H221ZM227 126V127H226ZM12 127V128H11ZM40 129H39V128ZM45 127V128H44ZM52 127V128H50ZM62 127V128H61ZM106 127L109 129H106ZM119 127V128H118ZM129 127H131L130 129L132 132L129 133ZM133 127V128H132ZM177 127V128H176ZM230 127V128H229ZM242 127V128H241ZM22 130H20V129ZM28 128V129H27ZM37 128V129H36ZM60 128V129H59ZM71 128V129H70ZM75 128V129H74ZM101 128L105 130V132H113L111 134H113V136L111 137H106V141H104L102 143V141L100 139H96L94 137V135H96V133L98 131L101 130ZM113 130H111V129ZM115 128V129H114ZM121 128V131H120ZM127 128V131L124 130ZM135 128V129H134ZM165 128V129H164ZM171 129V132L168 131V129ZM175 128V129H174ZM187 128V130H186ZM194 128H197L196 130H194ZM205 130L204 133L202 129ZM213 128V129H212ZM6 129V130H5ZM11 129V130H10ZM32 129V130H31ZM42 129V130H41ZM44 129V130H43ZM78 129H79V134L78 133ZM98 129V130H97ZM124 131L129 133L127 135V133H120ZM134 129V130H133ZM169 129V130H170ZM186 132H184V130ZM205 134H201V131ZM208 131H207V130ZM227 129V130H226ZM5 130V131H4ZM26 132H25V131ZM36 130V131H35ZM47 130V131H46ZM49 130V131H48ZM56 130V131H55ZM58 130V131H57ZM82 130V131H81ZM93 130H97L94 131ZM111 130V131H110ZM163 130V131H162ZM183 130V133H182ZM191 130V133L190 131ZM220 130H222L220 132ZM229 130V131H228ZM6 131L12 132V133H6ZM15 131V132H14ZM31 131V132H30ZM34 133H33V132ZM45 131V132H43ZM77 131V132H76ZM91 131V132H90ZM114 131L117 133L116 135H114ZM156 131H160L158 132V134L156 133ZM168 132V134L166 135V133ZM181 131V132H179ZM197 131V132H194ZM216 131V132H215ZM231 131V133H230ZM22 132V133H21ZM29 132V133H28ZM36 132V133H35ZM39 132V133H37ZM43 134H41V133ZM48 132V133H47ZM53 132V134H52ZM59 132V133H58ZM95 133L94 135L89 134V133ZM179 134H178V133ZM189 132V133H188ZM5 133V134H4ZM14 133V134H13ZM19 133V134H17ZM45 133V134H44ZM56 135H55V134ZM67 134V136H65V134ZM83 133V134H82ZM105 133V135L107 134ZM134 133V134H133ZM162 133V134H161ZM176 133V136H175ZM230 133V134H229ZM21 134V135H20ZM27 134V135H26ZM37 134V136H36ZM39 134V135H38ZM47 134V135H46ZM51 136H50V135ZM89 134V135H88ZM182 134V135H181ZM184 134V135H183ZM188 134L189 137H187L186 135ZM192 134V135H190ZM196 134V135H195ZM201 134V135H200ZM208 134V135H207ZM219 134V135H218ZM221 134V135H220ZM224 134V135H223ZM228 134V135H227ZM3 135V136H2ZM10 135H12L10 137ZM19 135V137L17 136ZM29 135V137H28ZM31 135H35L33 137H31ZM45 135V136H44ZM57 135L59 137H57ZM65 137H64V136ZM70 135V136H69ZM79 135V138L78 136ZM86 135V136H85ZM118 135V137H117ZM126 135V136H124ZM131 135V136H130ZM141 135V136H140ZM165 135V136H164ZM179 137L182 136V137ZM195 135V136H194ZM200 135V137H199ZM212 135V136H211ZM215 135V136H214ZM238 135V136H237ZM14 136H16L14 138ZM44 136V137H43ZM62 136V137H61ZM77 136V137H76ZM91 136V137H90ZM108 136V135H107ZM153 136V137H152ZM156 136V138H154ZM164 136V137H163ZM168 136V137H167ZM188 138L186 140V138ZM191 136V137H190ZM203 136V138L206 136V139L204 138L203 140L201 139ZM208 136V137H207ZM6 137V139H5ZM22 137V138H21ZM23 137H27V139H23ZM51 137V138H49ZM53 137V138H52ZM56 137V139H55ZM64 137V138H63ZM89 137V138H87ZM113 137V138H112ZM116 137V138H115ZM124 137V138H123ZM141 137V139H140ZM160 139H159V138ZM232 137V138H231ZM234 137V138H233ZM19 138V139H18ZM35 138V139H34ZM47 138V139H46ZM77 140H76V139ZM92 138V139H90ZM97 140L95 142V139ZM112 139L111 144L107 143V145L104 147V145L106 144L107 140ZM116 140H115V139ZM139 138V139H138ZM166 138V139H165ZM172 140H171V139ZM180 141H179V139ZM182 138H184L182 140ZM199 138V139H198ZM212 138V139H211ZM7 139H11L8 141L7 143ZM30 139V140H29ZM34 139V140H31ZM41 139V140H40ZM49 139L51 140V143H49ZM54 139V140H53ZM58 139V140H57ZM60 139V140H59ZM66 139V140H65ZM70 139V140H69ZM72 139V141H71ZM74 139V142H73ZM81 139V140H80ZM87 139V142L85 141ZM138 139V140H137ZM169 139V140H167ZM178 139V140H177ZM191 139V140H190ZM211 140V141H207V140ZM229 139V140H228ZM232 139V140H231ZM238 139V140H237ZM6 140V141H5ZM18 141L19 143H13V141ZM22 140V141H20ZM28 142V143H24L23 142ZM44 140H46V142H44ZM63 140V141H62ZM69 140V141H68ZM92 140V141H91ZM99 140V141H98ZM118 140V141H117ZM174 140V141H173ZM189 140V141H188ZM202 140V141H201ZM220 140V141H219ZM243 140V141H242ZM32 141V142H31ZM34 141V142H33ZM38 141V142H37ZM48 141V142H47ZM58 141V142H57ZM81 141V142H80ZM83 141V142H82ZM89 141H91L89 143ZM94 141V142H93ZM101 141V142H100ZM117 143H114V142ZM122 141V142H121ZM124 141V142H123ZM136 141V142H135ZM159 141V142H157ZM166 141V142H165ZM173 142L169 143V142ZM177 141L178 144H176L175 142ZM184 141V142H183ZM187 141V142H186ZM196 141V144L195 142ZM198 141V143H197ZM204 141L205 142L204 144ZM215 143H214V142ZM242 141V144H241ZM6 142V145H4ZM12 142V143H11ZM22 142V143H20ZM33 144H31V143ZM41 142V143H40ZM61 142V143H60ZM70 142H73L72 144ZM76 142V143H75ZM98 142V143H97ZM182 142V143H181ZM201 142V143H200ZM211 142V143H210ZM221 142V143H220ZM11 143V144H10ZM35 143V144H34ZM47 144V145H43V144ZM52 143L54 144V146L52 145ZM70 143V144H68ZM82 143V144H81ZM86 145H85V144ZM103 144L101 146V144ZM145 146H144V144ZM152 143V144H150ZM157 143V144H156ZM164 145H163V144ZM219 143V144H217ZM20 144V145H18ZM29 144V145H27ZM36 144H37V148H36ZM64 148H63V146ZM69 146H67V145ZM77 144V145H74ZM109 144V146H108ZM115 144V145H114ZM138 144V145H137ZM140 144V145H139ZM143 146H142V145ZM147 144V145H146ZM149 144V145H148ZM170 144V145H169ZM188 144V146L186 145ZM191 144V145H190ZM194 144V145H193ZM239 144V146H238ZM241 144V145H240ZM9 145V146H7ZM21 147H18V146ZM24 145V147H23ZM27 145V146H25ZM35 145V146H34ZM49 145H52L53 147H50ZM89 145V146H88ZM91 145V146H90ZM93 145V147H92ZM95 145H98L97 147ZM114 145V146H113ZM122 145V146H121ZM152 145V146H151ZM168 145L170 147H168ZM177 147H175V146ZM214 145V146H213ZM12 146H14L13 148H15V154L18 156H22V157H18L15 156L13 151V148H11ZM56 146V147H55ZM58 146V147H57ZM61 146V147H60ZM72 146V147H71ZM80 146V147H79ZM88 147V149L86 147ZM101 146V148H100ZM134 146V147H133ZM151 146V148H150ZM158 148H157V147ZM167 146V148H166ZM172 146V148H171ZM180 146V148H179ZM234 146V147H233ZM8 149H7V148ZM27 147V148H26ZM30 147V148H29ZM69 150H67L66 148ZM74 147V148H73ZM79 149H78V148ZM104 149H103V148ZM115 147V148H114ZM121 147V148H119ZM156 147V148H155ZM175 147V148H173ZM184 147V149H182ZM238 149L237 151V148ZM26 148V152L25 149ZM51 148V149H50ZM83 148H85L83 150ZM93 148V149H92ZM111 148V149H110ZM114 148V149H113ZM146 148V149H144ZM149 148V149H148ZM154 148V149H153ZM161 148H165V149H161ZM179 148V149H178ZM200 148V149H199ZM211 148V149H210ZM215 150H214V149ZM219 148V149H218ZM18 149V151H17ZM28 149H31V151H29ZM37 149V150H36ZM40 151V153H38V151ZM45 149V150H44ZM49 149V150H48ZM54 149V150H53ZM61 149V150H59ZM76 149V151H75ZM97 149V150H96ZM143 149V154L141 153ZM157 149V150H156ZM170 150V151H165V150ZM190 149V150H188ZM233 149V150H232ZM33 150V151H32ZM53 150V151H51ZM86 150L87 151L86 153ZM95 153H92L94 152ZM99 150V151H98ZM103 150V151H102ZM105 150V151H104ZM107 150V152H106ZM111 150V151H109ZM123 150V151H122ZM134 150V151H132ZM138 150V151H137ZM141 152H140V151ZM159 150H161L164 153H160ZM178 150H181L178 151ZM185 150V151H184ZM196 150V151H194ZM199 150V151H197ZM203 150V151H201ZM210 150V151H209ZM219 150V151H218ZM54 154V156L52 155V153ZM66 153H65V152ZM68 151V153H67ZM85 153H84V152ZM92 151V152H91ZM102 151V152H101ZM113 151V152H112ZM120 151V152H119ZM146 151V152H145ZM156 152V156L155 157V152ZM175 153H174V152ZM189 151V152H188ZM214 153H213V152ZM218 153H217V152ZM237 151V152H236ZM4 152V153H3ZM7 152V153H6ZM25 152V153H23ZM29 152V154H28ZM31 152V153H30ZM43 152V153H42ZM52 152V153H50ZM62 152V153H61ZM70 152V153H69ZM91 152V153H89ZM116 152V153H115ZM149 152V154H148ZM166 152H172L170 153V155L166 154ZM179 152V154H181V158H179L177 154ZM194 154H193V153ZM197 152V153H196ZM240 152V153H239ZM34 153V154H33ZM47 153V154H46ZM80 154L79 156H77L78 154ZM100 153V154H99ZM105 153L104 155H106V157L102 154ZM119 153V154H118ZM137 153V154H136ZM139 153V155H138ZM162 154V156L160 154ZM203 153V154H202ZM208 153V154H207ZM235 153V154H234ZM11 154V155H10ZM22 154V155H21ZM30 154L32 155L31 158ZM38 154L40 155V157H38ZM42 154H45L42 155ZM62 154V155H61ZM66 154V155H64ZM67 154H69L67 156ZM72 154V155H71ZM75 154V155H74ZM83 154V156L81 155ZM87 154V155H86ZM92 154V155H91ZM97 154V155H95ZM133 154V155H132ZM142 154V155H141ZM148 156H147V155ZM172 154V155H171ZM177 154V155H175ZM187 154V155H186ZM196 154V155H195ZM9 155V156H8ZM12 155L14 157H12ZM35 157H34V156ZM47 155V157H46ZM53 158H52V156ZM56 155V156H55ZM86 155V156H85ZM89 155L90 158L93 159L94 163L92 165V160L89 159ZM111 155V156H110ZM136 155V156H135ZM151 155H153L154 157H152ZM163 157V160L161 159V157ZM175 155V157H174ZM190 155H192L193 157H190ZM218 155V156H217ZM11 156V157H10ZM42 156V157H41ZM67 156V157H66ZM75 156V157H73ZM84 158H82V157ZM99 160H98V158ZM103 156V157H102ZM131 156V157H130ZM137 159L134 160L133 159ZM142 156V157H141ZM146 156V157H145ZM150 156V157H149ZM160 158H159V157ZM166 156V157H165ZM169 156V157H168ZM177 156V157H176ZM188 156V157H187ZM201 156V157H200ZM223 156V158H221ZM239 156V158H237ZM6 157V158H5ZM8 157V159H7ZM12 159H10V158ZM27 157V158H26ZM34 161V159L36 160L33 162L32 160H30V158ZM38 157V158H36ZM46 157V158H45ZM56 157V158H55ZM59 157V159H58ZM73 157V158H72ZM80 157V158H79ZM86 157V158H85ZM101 157V160H100ZM110 157V158H108ZM136 157V158H135ZM141 157V158H140ZM148 157V160H147ZM172 157V158H171ZM174 157V158H173ZM197 157V158H196ZM219 157V158H218ZM17 158H20L17 160ZM22 158V159H21ZM43 161H41L42 159ZM60 158L62 160H60ZM65 158V159H64ZM80 160H78V159ZM105 158V159H104ZM131 158V160H129ZM151 158V159H150ZM153 158V160H152ZM171 158V159H170ZM178 158V159H177ZM185 159V163H184V159ZM188 158V161L187 159ZM192 160H190V159ZM200 158V159H199ZM237 158V159H236ZM2 159V160H1ZM14 159V160H13ZM24 159V160H23ZM28 159V162L27 160ZM52 159V160H51ZM72 159V160H70ZM77 159V160H75ZM83 162H82V160ZM87 159V160H86ZM97 159V160H96ZM109 159H113V161L109 160ZM142 159V160H141ZM155 159H157L155 161ZM167 162H166V160ZM177 159V160H176ZM203 159L204 161L201 162L200 160ZM7 162H6V161ZM10 160V161H9ZM22 160V161H21ZM31 161V164L29 163ZM40 160V161H39ZM70 160V161H68ZM89 160V161H88ZM105 162H103V161ZM109 160V161H108ZM134 160V161H133ZM140 160V161H139ZM162 160V161H161ZM172 160V161H171ZM207 160V162H205ZM5 161V162H4ZM12 161V163H11ZM45 161V162H44ZM50 163H49V162ZM56 161V162H55ZM73 161V163H72ZM103 162V165L102 162ZM148 163H146V162ZM152 161V164H150ZM154 161V162H153ZM172 163H171V162ZM177 161V163H176ZM180 161V162H179ZM187 161V162H186ZM199 161V162H198ZM210 161H213L214 163L212 164ZM219 161V162H218ZM225 161V162H224ZM232 161V162H231ZM9 162V163H8ZM14 162H17V164H20L21 166L17 164L15 165ZM20 162V163H19ZM23 162V163H21ZM27 162V163H26ZM32 162H33V167H32ZM38 162V163H37ZM44 162V163H43ZM48 162V163H46ZM64 162L67 164V167L65 168L64 166ZM110 162V163H108ZM129 162V163H128ZM133 165H132V163ZM140 164H139V163ZM142 162V163H141ZM224 162V163H223ZM227 162V163H226ZM235 162V163H234ZM261 162V163H260ZM6 163V164H5ZM11 163V166L9 165ZM29 163V164H28ZM41 163V165L39 166V164ZM43 163V164H42ZM47 165H46V164ZM56 163V164H55ZM60 163V166L59 164ZM75 163H78V165L76 166ZM81 163V164H80ZM97 163V167L96 164ZM160 163L162 164V166L160 165ZM175 163V164H173ZM179 163V164H178ZM186 163L189 165H186ZM201 163V164H200ZM210 163V164H209ZM238 163V164H237ZM5 164V165H4ZM25 164V165H24ZM55 164V165H54ZM62 164V165H61ZM65 164V166H66ZM73 166H72V165ZM89 164V165H86ZM113 164V165H111ZM127 164V165H126ZM131 164V166H130ZM141 164H143L142 166H140ZM144 164H148L152 165L151 167H148L150 169L147 168L146 165ZM184 164V165H181ZM209 164V165H208ZM212 164V165H211ZM222 164V165H221ZM260 164V165H259ZM10 166V169H7V166ZM14 165V166H13ZM23 165V166H22ZM27 165V166H26ZM29 165V166H28ZM37 165V166H36ZM45 165V167H44ZM49 165V166H48ZM58 165V166H56ZM71 165V166H70ZM75 165V166H74ZM109 165V166H108ZM163 165H165L163 167ZM174 165V166H173ZM178 165V166H177ZM180 165V166H179ZM195 165V166H194ZM202 165L201 167H198ZM233 165V166H232ZM16 166V167H15ZM39 166V167H38ZM41 166H42V171H41ZM48 166V168H47ZM70 166V167H69ZM80 166V167H79ZM90 166V167H89ZM95 166V168H94ZM104 166H108L107 168L105 167L103 170L102 168ZM134 166V168H133ZM140 168H139V167ZM144 166V168H143ZM156 166V167H155ZM161 166L162 168H159ZM173 166V167H172ZM184 168H183V167ZM213 166V167H212ZM228 166V167H227ZM231 166V168H230ZM237 166V167H236ZM242 166V167H241ZM260 166V167H259ZM20 167V169H19ZM23 167V168H22ZM53 167V168H52ZM77 167V169L75 168ZM83 167V168H82ZM99 167V168H98ZM101 167V170H100ZM138 167V168H137ZM148 169H146V168ZM168 167V168H167ZM176 167V168H175ZM178 167V168H177ZM235 167V168H234ZM263 167V168H262ZM15 168V169H14ZM30 168V169H29ZM31 168L33 170H31ZM40 168V171H39ZM47 168V169H46ZM56 168V169H55ZM58 168V169H57ZM63 168V169H62ZM72 168V169H69ZM79 168V169H78ZM92 168V169H91ZM98 168V169H97ZM126 168V169H124ZM133 168V170H132ZM137 168V169H136ZM158 170H157V169ZM165 168H167L168 171H166L165 173ZM180 168V169H179ZM186 168V169H185ZM198 168V169H197ZM204 168V169H203ZM206 168V169H205ZM221 170H220V169ZM16 169H19L16 170ZM24 169V170H22ZM27 169V170H26ZM51 169V170H50ZM75 169V170H73ZM86 169V170H83ZM91 169V170H90ZM98 171H97V170ZM129 169H131L129 171ZM136 169V170H135ZM142 169V170H141ZM155 169V170H153ZM162 169V170H160ZM165 169V170H164ZM174 169V170H173ZM194 169V170H193ZM224 169V170H223ZM243 169V171H242ZM7 170H9L10 172H8ZM14 170V171H13ZM21 170V171H20ZM38 170V171H37ZM48 170V171H47ZM53 170V171H52ZM67 170V172H66ZM72 170V171H71ZM83 170L85 172V176L86 174H88V176L91 178H87L83 175L84 178L80 179L77 177V175H75V173H77V171H81ZM91 171L90 173L88 171ZM124 170V171H123ZM128 170V171H127ZM160 170V171H159ZM197 170V171H196ZM204 170V171H203ZM223 170V171H222ZM246 170V171H244ZM255 170V171H254ZM258 170V171H257ZM17 171V172H16ZM33 174H32V172ZM47 171V172H45ZM50 171V172H49ZM52 171V172H51ZM59 171V172H58ZM93 171V172H92ZM95 171V172H94ZM102 171V172H101ZM104 171V172H103ZM106 171V172H105ZM132 171V172H131ZM135 171V172H133ZM147 171V172H145ZM182 171V173H180ZM183 171L185 172L184 175L185 177L183 178ZM211 171V172H209ZM233 171V172H232ZM262 171V172H261ZM7 172V173H6ZM13 172L15 176H13ZM28 177L31 174V180L30 181V177ZM31 172V173H30ZM41 173L40 176L39 174L36 173ZM45 173H48V175L45 178ZM54 172V174H53ZM58 172V173H56ZM64 172V175L61 173ZM97 172V174H96ZM138 172V174L136 173ZM144 172V173H143ZM148 172H151L150 175L148 174ZM161 172V173H159ZM168 172V173H167ZM172 172V173H171ZM174 172V173H173ZM187 172V173H186ZM195 172V173H194ZM197 172V173H196ZM225 172V173H224ZM229 172V174H228ZM232 172V173H231ZM259 172V173H258ZM8 174V179L6 180L7 176L6 174ZM24 175H23V174ZM54 175H52V174ZM69 173V174H67ZM104 173V174H103ZM131 173V174H130ZM133 175L135 176H132ZM135 173V174H134ZM143 173V175H142ZM147 173V175H146ZM159 173V174H158ZM162 177L160 174H162ZM177 173V174H176ZM190 173V174H189ZM201 173V174H200ZM223 173V175L221 174ZM257 173V174H255ZM261 173V174H260ZM35 174V176H33ZM61 174V175H60ZM70 174H72L70 176ZM93 174V175H92ZM145 174V175H144ZM173 174V175H172ZM182 174V175H181ZM189 174V175H188ZM194 174V175H193ZM198 174V175H197ZM217 174V175H216ZM232 174V175H231ZM248 174V175H247ZM12 175V176H11ZM50 175V176H49ZM69 175V176H68ZM74 175V177H73ZM98 175V176H97ZM104 175V176H103ZM125 175V176H124ZM129 175V176H128ZM132 177H131V176ZM169 175V176H168ZM172 175V176H170ZM237 175V176H236ZM240 175V176H239ZM255 175V176H254ZM25 176V177H24ZM49 176V177H48ZM60 176V179H58ZM66 176H68V178H66ZM87 176V177H88ZM123 176V177H122ZM166 176V178H165ZM168 176V177H167ZM211 176V178H210ZM222 178H220V177ZM224 176V177H223ZM227 176V177H226ZM236 176V178H235ZM259 176V177H258ZM6 177V178H5ZM13 177L14 179L10 178ZM16 177L17 180L15 179ZM21 177V178H20ZM38 177V178H37ZM77 177V178H75ZM94 177V178H93ZM96 177V178H95ZM97 177H99L97 179ZM105 179H104V178ZM126 177V178H124ZM130 177V178H129ZM148 177V178H147ZM151 177V178H149ZM181 177V178H180ZM195 177V178H194ZM199 177V179H198ZM208 177V178H207ZM231 177V178H230ZM26 178V179H25ZM42 178V179H41ZM45 178V179H43ZM51 178V180L49 179ZM54 180H53V179ZM55 178H57L55 180ZM134 178V179H133ZM173 178V179H172ZM194 180H193V179ZM213 178V179H212ZM226 180H225V179ZM230 178V179H229ZM248 178V179H247ZM258 178V179H257ZM10 179V180H9ZM12 179V180H11ZM18 179L20 181H18ZM26 181H24V180ZM34 179V180H33ZM66 179H68V181H66ZM95 179V181H94ZM102 179V180H101ZM104 179V180H103ZM123 179V180H122ZM126 179V180H125ZM128 179V180H127ZM137 179V181H136ZM139 179V180H138ZM141 179V180H140ZM157 179V180H156ZM170 179V180H169ZM177 179H179L177 181ZM192 181H191V180ZM206 179V180H205ZM212 179V180H210ZM215 179V180H214ZM234 179V180H233ZM247 179V180H246ZM261 179V180H260ZM5 180V181H4ZM15 180V181H14ZM38 180L35 182V187L34 185V181ZM42 180V181H41ZM49 180V181H48ZM65 180V182L63 181ZM72 180V181H71ZM74 180L76 183H73ZM87 180V182H86ZM150 183H148V181ZM153 180V181H152ZM160 180V181H158ZM164 180H166V182H164ZM168 180V181H167ZM188 180V181H187ZM240 180V181H239ZM242 180V181H241ZM258 180V181H257ZM4 183H3V182ZM30 183H29V182ZM47 183H46V182ZM51 181H53L51 183ZM58 181V183H57ZM126 181V184L124 183ZM130 181V182H129ZM136 181V182H134ZM146 181V182H145ZM158 181V182H155ZM162 181V182H161ZM171 181V182H170ZM175 181V183H174ZM185 183H184V182ZM194 183L191 184L190 183ZM222 181V182H221ZM230 181V183H229ZM245 181V182H244ZM8 184L6 185L5 184ZM10 182V183H9ZM19 184H16V183ZM27 183L25 185L21 183ZM32 182V184H31ZM41 182V183H40ZM44 184H43V183ZM50 186H49V183ZM82 182V183H80ZM85 182V183H84ZM97 182V183H95ZM123 182V183H122ZM138 182V184H137ZM141 182V183H139ZM169 182V184H167ZM176 182H178L176 184ZM221 182V183H220ZM235 182L237 185H235ZM247 182V183H246ZM3 183V184H2ZM14 183V184H13ZM45 183H46V187H45ZM62 183H64V186L62 187ZM73 183V184H72ZM91 183V184H90ZM93 183V184H92ZM101 183V184H100ZM162 183V184H161ZM166 183V184H165ZM174 185H173V184ZM187 183V184H186ZM207 185H205V184ZM5 184V185H4ZM13 184V185H12ZM29 184V185H28ZM41 184L44 186H41ZM56 184V185H54ZM69 184V185H68ZM79 184H83L81 186L85 185L86 190L88 191V193L86 192V190L82 191V187H79ZM90 185V186H86ZM96 184V185H95ZM124 186H120L123 185ZM130 184V185H127ZM134 184V185H133ZM137 184V185H136ZM143 184V185H142ZM154 184V185H153ZM160 184V187L159 185ZM163 184L165 185L164 187ZM179 184V186H178ZM184 184V186L182 185ZM252 184V185H251ZM255 184V185H254ZM2 185H3V192H2ZM16 185V186H15ZM19 185V189L18 186ZM51 185H53V187H51ZM58 185V186H57ZM60 185V186H59ZM68 185V186H67ZM71 185H73L71 187ZM99 185V186H98ZM157 185V187H155ZM172 187H169V186ZM232 185V186H231ZM242 185V186H240ZM248 185V186H247ZM13 186V187H12ZM23 186L25 189H23ZM40 186V187H39ZM77 186V188H76ZM119 186V187H118ZM128 186V187H127ZM141 186V187H139ZM144 186V188H143ZM149 186V187H148ZM176 186V190L178 188V190H175ZM186 186V187H185ZM199 186V187H198ZM218 186V187H217ZM229 186V187H228ZM236 186V187H235ZM246 186V187H245ZM7 187V188H6ZM51 187V188H49ZM59 187V189H58ZM61 187V188H60ZM69 187L71 188V190L74 192L72 193V191H70ZM93 187V188H91ZM132 188V189H128V188ZM139 187V188H137ZM167 187V188H166ZM185 187V188H184ZM197 187V188H196ZM204 187V188H203ZM228 187V189L226 188ZM244 187V188H243ZM15 188V190L13 189ZM27 188V189H26ZM30 190H29V189ZM38 188V189H35ZM41 188V189H40ZM45 188H47L46 190H44ZM49 188V189H48ZM76 188V192L75 189ZM81 190H80V189ZM122 188V191H121ZM124 188V189H123ZM129 191H126V189ZM142 188L141 191H139ZM148 188V189H147ZM154 188V189H153ZM171 190H170V189ZM187 188V189H186ZM189 188V190H188ZM201 188V189H200ZM232 188H235L232 189ZM241 188V190H240ZM11 189V190H10ZM12 189L14 191H12ZM32 189V191H31ZM33 189L36 190L35 192H33ZM62 189L63 191L66 190V192L60 190ZM92 189V190H91ZM119 191H117V190ZM138 189V190H137ZM145 189V190H144ZM151 189V190H150ZM153 189V190H152ZM167 191H164V190ZM171 191H169V190ZM185 189V190H184ZM214 189V190H213ZM224 189H227L224 191ZM243 189V191H242ZM23 190H24V195H23ZM40 190V191H39ZM43 190V191H42ZM52 190V192H51ZM60 190V191H59ZM81 192H80V191ZM95 190V191H94ZM124 190V191H123ZM132 190V192H131ZM136 190V191H135ZM155 190V192H154ZM182 190V191H180ZM194 190V191H193ZM200 190V192H199ZM234 190V194L232 193V191ZM10 191V192H9ZM16 191V192H15ZM22 191V192H21ZM41 192L39 194V192ZM54 191V192H53ZM57 193H56V192ZM70 191V193L68 192ZM78 191V192H77ZM90 191V192H89ZM117 191V192H116ZM135 191V192H133ZM143 191V192H142ZM148 191V192H146ZM152 191V192H151ZM159 191L161 193H159ZM185 191V194H184ZM193 193H192V192ZM214 191V192H213ZM241 191V192H240ZM15 194H12V193ZM20 192V193H19ZM28 192V193H26ZM31 192L34 194H31ZM44 192H46L47 194H45ZM60 192V193H59ZM64 194H63V193ZM85 192V194H84ZM131 192V194H130ZM165 192H167L165 194ZM174 192V193H173ZM183 192V193H182ZM197 192V194H196ZM237 192V193H236ZM10 193L13 195L10 196ZM22 193V194H21ZM38 193V194H36ZM51 193V194H50ZM54 193V194H53ZM62 193V194H61ZM72 193V194H71ZM79 193V194H77ZM85 195V196H82ZM115 193V195H114ZM139 193V195H138ZM152 195H150V194ZM189 193V194H188ZM191 193V194H190ZM227 193V194H226ZM243 193V194H242ZM19 194V195H17ZM43 194V195H41ZM49 194V195H48ZM69 195V199L66 195ZM89 194V195H88ZM111 194V195H110ZM129 194V195H128ZM137 194V195H136ZM147 194H149L147 196ZM160 194V195H159ZM174 194V197H173ZM219 194V196H218ZM9 195V197H8ZM16 195V197H19L20 195H23L22 197L20 196V198H14V196ZM31 195V196H30ZM38 195V196H36ZM56 195V196H55ZM63 195V197H62ZM77 198H75L74 196ZM80 195V196H79ZM125 195L123 198L122 196ZM127 195V196H126ZM134 195V196H133ZM137 197H136V196ZM145 196V200L143 201V197ZM158 197H157V196ZM165 197H163V196ZM171 195V196H170ZM191 197H190V196ZM197 195V196H196ZM199 195V197H198ZM3 196L5 199H3ZM34 196V198L32 197ZM43 196V198H49L51 196V198H49V201H45V198L41 201V197ZM82 199L79 201L78 199ZM109 196V197H108ZM113 196V197H112ZM131 196V197H130ZM140 196V197H138ZM161 196V197H160ZM169 196V197H168ZM196 196V197H195ZM225 196V197H224ZM227 196V197H226ZM235 196V198L233 197ZM242 196V197H240ZM28 197V198H27ZM38 199H37V198ZM54 197L56 199H54ZM61 197V198H60ZM67 199H65V198ZM71 197V198H70ZM82 197V198H81ZM112 197V199H110ZM120 197V198H118ZM128 197V199H127ZM136 197V199H135ZM152 197V198H151ZM156 197V198H154ZM164 201H163V199ZM186 197V198H185ZM203 197V198H202ZM214 197V199H212ZM222 197H224L222 199ZM8 198V199H7ZM25 198V199H24ZM27 198V200H26ZM59 198V201H58ZM64 198V199H63ZM84 198V199H83ZM106 198V199H105ZM109 198V199H108ZM116 198V199H115ZM129 198L133 201L130 202ZM140 198V199H139ZM161 198L160 201H156L159 200ZM167 198V199H165ZM178 198V199H177ZM181 198V199H179ZM200 198V199H199ZM221 198V199H220ZM235 200H233V199ZM241 198V199H239ZM22 199V200H21ZM24 199V200H23ZM52 199V201H51ZM54 199V200H53ZM62 201H61V200ZM90 199V200H89ZM103 199V200H102ZM119 199V200H117ZM125 199V200H124ZM135 199V200H134ZM156 199V200H154ZM184 199V200H183ZM239 199V200H237ZM10 200V201H9ZM15 200V201H14ZM18 200V201H17ZM40 200V201H39ZM57 200V202H56ZM64 200V201H63ZM68 200V201H66ZM70 200V201H69ZM73 200V202H72ZM87 200V201H86ZM112 200V201H111ZM114 200V201H113ZM117 200V201H115ZM139 200V201H138ZM141 203H138L140 202ZM150 201V202H146ZM154 202H152V201ZM172 200V201H171ZM181 200V201H180ZM227 202H226V201ZM232 200V201H231ZM5 201V202H4ZM13 201V202H12ZM17 201V204H16ZM22 203H20V202ZM25 201V202H24ZM31 201V202H30ZM35 201V202H34ZM39 201V202H38ZM77 201V203H76ZM122 201V203H121ZM135 201V202H134ZM138 201V202H137ZM163 201V202H162ZM185 201V202H184ZM191 201V202H189ZM198 201V202H197ZM202 201V202H201ZM214 201V202H213ZM224 203H223V202ZM2 202V203H1ZM29 202V203H28ZM34 202V203H33ZM37 202V203H36ZM43 202V204L41 203ZM61 202L64 205L63 207H61L62 205L59 203ZM68 202V203H67ZM86 202V204L84 203ZM96 202V203H95ZM105 202V203H104ZM117 202V203H116ZM128 202V203H126ZM137 202V203H136ZM160 202V203H158ZM167 202V203H164ZM175 202H177L178 204H176ZM181 202V203H179ZM187 202V203H186ZM204 202V203H203ZM206 202V203H205ZM211 202V203H210ZM222 202V203H221ZM232 202V204L230 203ZM10 203V205H9ZM19 203V205H18ZM28 203V205H27ZM39 203V206L37 205ZM55 203L56 207L58 206V208L55 207V205L53 206V204ZM59 203V205L57 204ZM66 203V204H65ZM69 203H71L69 205ZM75 203V204H73ZM81 203V206L79 207ZM100 203V204H98ZM130 203V204H129ZM134 203V204H133ZM151 203V204H149ZM153 203V204H152ZM158 203V204H157ZM164 203V204H162ZM171 203V204H170ZM185 203V204H182ZM227 203V204H226ZM5 204V205H4ZM7 204V206H6ZM13 204V206H12ZM16 204V205H15ZM33 204V206H32ZM36 204V205H35ZM42 204V205H41ZM47 204L49 207H46ZM52 204V205H51ZM73 204V206H71ZM117 204V205H116ZM122 204V205H121ZM124 204L126 205V207L124 206ZM135 204L137 206H135ZM142 204V205H141ZM144 204V206H143ZM146 204V205H145ZM155 204V205H154ZM161 204V205H160ZM166 204V205H165ZM170 206H169V205ZM218 204V205H216ZM229 204V205H228ZM15 205V206H14ZM27 206V211H29L30 209L28 207L31 208V210L29 212H27L25 210L26 206ZM45 205V206H44ZM52 207H51V206ZM66 205H69V209H73L74 207L77 208L78 210H76L75 208L71 211L68 212V208L66 209ZM83 205V206H82ZM86 205V206H85ZM94 207H93V206ZM100 205V206H99ZM102 205H104L102 207ZM112 205V207H111ZM134 205V208L137 211H135V209L132 207ZM153 205V206H152ZM165 207H164V206ZM190 207H189V206ZM225 205V206H224ZM228 205V206H227ZM20 206V207H19ZM33 208H32V207ZM41 209L45 208V210H40L39 212H35L38 211L40 208ZM44 206V207H42ZM65 206V208H64ZM97 206V207H96ZM117 206V208H116ZM120 206V207H119ZM142 206V207H141ZM152 206V208H151ZM157 206V207H156ZM160 206V207H159ZM216 206V207H215ZM7 207V208H6ZM14 207V208H13ZM17 207H19L17 209ZM35 207V208H34ZM54 207V208H53ZM73 207V208H72ZM89 207V208H88ZM93 207V208H92ZM100 207V208H98ZM107 209H104V208ZM128 207V208H127ZM133 210H132V208ZM149 207V209H148ZM162 207V208H161ZM164 207V209H163ZM170 207V208H169ZM174 207V208H173ZM188 207V208H187ZM208 207V208H207ZM6 208V209H5ZM21 208H24L22 210H20ZM52 210H50V209ZM56 208V210H55ZM60 208V209H59ZM85 208V209H84ZM112 210H111V209ZM120 208L123 210H120ZM127 210H126V209ZM131 208V209H130ZM147 208V211H146ZM160 208V209H159ZM173 208V209H172ZM177 208V209H176ZM182 208V209H180ZM201 208V209H200ZM207 208V209H206ZM221 208V209H220ZM228 208V209H227ZM233 208V209H232ZM4 209V210H3ZM11 209V210H8ZM29 209V210H28ZM59 209V210H58ZM63 212H62V210ZM64 209L67 210L64 212ZM96 209V210H95ZM151 209V210H150ZM158 211H157V210ZM172 209V211H171ZM176 209V210H175ZM180 211H179V210ZM194 209V210H193ZM211 211H210V210ZM216 209V210H215ZM50 213H48V211ZM55 210V213L54 211ZM110 210V211H109ZM115 210V211H114ZM119 210V212H118ZM129 210V211H128ZM149 210V211H148ZM160 210V211H159ZM163 210V211H162ZM165 210V212H164ZM168 210V211H167ZM170 210V211H169ZM183 210V211H182ZM185 210V211H184ZM186 210L188 212H186ZM202 210V211H201ZM214 210V211H213ZM221 210V211H220ZM226 210V211H225ZM230 210V211H229ZM5 211V212H4ZM7 211V212H6ZM11 211V212H10ZM18 213H17V212ZM21 211V212H19ZM23 211V212H22ZM26 213H25V212ZM46 213L47 211V215L53 220L55 221V219L57 220L55 223L52 222L51 226H50V232L48 234V239H46L47 237H44L45 235L39 234L38 230L35 231L36 229H38L37 223L39 221H42V217L43 215ZM53 211V212H52ZM60 211V212H59ZM83 211V212H82ZM99 211V213H98ZM114 211V212H113ZM132 211V212H131ZM135 211V212H134ZM146 211V212H145ZM152 211V212H150ZM199 211V212H198ZM232 211V212H231ZM13 212V213H12ZM32 212V213H31ZM34 212V213H33ZM52 212V214H51ZM58 212H59V216H58ZM75 212V213H74ZM80 212V213H79ZM85 212V213H84ZM95 212V213H94ZM114 213V216L113 213ZM116 212V213H115ZM128 212V214H127ZM133 214H131V213ZM143 212V213H142ZM161 212V213H160ZM163 212V213H162ZM214 212V213H213ZM225 214H224V213ZM228 212V213H227ZM231 212V213H230ZM2 213H4L2 215ZM10 215H9V214ZM17 213V214H16ZM31 213V214H29ZM38 214L40 217L35 216L36 214ZM42 213V214H41ZM54 213V214H53ZM62 213H65L62 215ZM73 213V215H72ZM77 213V214H76ZM87 213V214H86ZM91 213V214H90ZM103 213V214H102ZM105 213L107 214L106 216ZM130 213V214H129ZM136 213V214H135ZM138 213V214H137ZM148 213V214H147ZM155 213V215H154ZM168 213L170 214L169 216ZM178 213V215H177ZM188 213V214H187ZM203 213V214H202ZM217 213V214H216ZM230 213V214H229ZM16 214V215H15ZM22 214V215H21ZM27 214V215H26ZM66 214H70L69 216L72 217V219H70L71 217L68 216L69 220L66 218ZM80 214V215H79ZM82 214V215H81ZM89 214V216H88ZM101 216H99V215ZM118 214V215H117ZM135 214V215H134ZM144 216H143V215ZM164 214V215H163ZM172 214V215H171ZM174 214V215H173ZM180 214V215H179ZM183 214V215H182ZM216 214V216H215ZM13 215V217H12ZM21 215V216H20ZM54 215H57L54 216ZM61 215V216H60ZM76 215V216H74ZM109 220L107 217H109ZM120 215V216H119ZM122 215V216H121ZM128 217L129 221H127L126 216ZM130 215V216H128ZM132 215V216H131ZM142 215V216H141ZM148 215V216H147ZM151 215V217H150ZM161 215V216H160ZM177 215V216H176ZM220 217H219V216ZM229 215V216H228ZM16 218H15V217ZM32 216V217H31ZM53 216V217H52ZM63 216V217H62ZM78 216V217H77ZM84 216V217H83ZM92 216V218H90ZM98 216V217H97ZM117 216V217H116ZM134 216V217H133ZM136 216V217H135ZM159 216V217H157ZM172 218H171V217ZM174 216V217H173ZM197 216V217H196ZM212 216V217H211ZM20 217V218H19ZM36 219H35V218ZM55 217V218H54ZM64 222H63V220ZM94 217V218H93ZM104 217V219H103ZM106 217V219H105ZM120 217V218H118ZM124 219H123V218ZM141 217V219H140ZM146 219H144V218ZM148 217V218H146ZM154 217V218H153ZM187 217V218H186ZM4 218V219H3ZM7 218V220H6ZM19 218V219H18ZM32 218H33V223H32ZM60 218V219H59ZM75 218V219H74ZM112 218V219H111ZM113 218L118 219L116 221H113ZM123 220H122V219ZM126 218V219H125ZM138 218V219H137ZM162 218V219H161ZM176 218V219H175ZM191 218V220H190ZM203 218V220H202ZM220 218V219H219ZM222 218V220H221ZM230 220H229V219ZM9 219V220H8ZM27 219V220H26ZM85 221H84V220ZM88 219V220H87ZM91 219V220H90ZM98 219V220H97ZM122 221H121V220ZM133 219V220H132ZM150 219V220H149ZM160 221H159V220ZM183 219V220H182ZM226 219V221H225ZM6 223H5V221ZM16 220V221H15ZM26 220V221H25ZM31 220V222H30ZM60 220H62V223L60 222ZM82 220V221H81ZM102 223H101V221ZM132 220V221H131ZM140 220V221H138ZM149 220V221H148ZM168 221V222H164V221ZM200 220V221H199ZM211 220V221H210ZM15 221V223H13ZM74 223H73V222ZM94 221V222H93ZM107 221V223L105 222ZM112 221V222H111ZM144 221V222H143ZM159 221V222H158ZM163 221V223H162ZM188 221V222H187ZM194 221V222H193ZM203 221V222H202ZM213 221V222H212ZM215 221V222H214ZM221 221V222H220ZM12 222V223H11ZM18 222V223H17ZM21 222V223H20ZM30 222V224H29ZM36 222V223H35ZM58 222V223H57ZM67 224H66V223ZM72 222V223H70ZM80 222V223H79ZM111 222V223H110ZM116 222V223H115ZM122 222V224H121ZM127 222V223H126ZM137 222H140L137 224ZM151 222V223H150ZM183 222V223H182ZM187 222V223H186ZM226 222V223H225ZM11 223V225H10ZM17 223V224H16ZM20 223V224H19ZM23 223V224H22ZM32 223V224H31ZM35 223V224H34ZM54 223V224H53ZM61 225H60V224ZM77 223V224H76ZM82 223V224H81ZM86 223V224H85ZM93 225H92V224ZM119 223V224H117ZM143 223V224H142ZM146 223V224H145ZM157 223V224H156ZM162 223V224H161ZM165 223V224H164ZM193 223V224H192ZM207 223V225H206ZM211 223V225L209 224ZM12 224H16L15 226ZM28 224V225H27ZM59 224V225H58ZM66 224V225H65ZM74 224V225H73ZM84 224V225H83ZM98 224V225H97ZM112 226V227H110ZM117 224V225H116ZM134 224H136L135 226H137L135 228ZM152 224V225H150ZM181 226H180V225ZM190 224V225H189ZM217 224V225H216ZM225 224V225H224ZM9 228H15L16 229H9ZM23 225V226H22ZM29 225H32L29 226ZM35 225V226H34ZM50 224L48 223V225L46 227H48ZM58 225V226H57ZM65 225V227H64ZM79 225V226H78ZM103 225V226H102ZM105 225V226H104ZM126 225V226H125ZM144 225V226H143ZM147 225V226H146ZM155 225L158 229L155 230ZM189 225V226H188ZM202 225V226H201ZM227 225V227H226ZM6 226V227H5ZM19 226V228H18ZM22 226V227H21ZM25 226V227H24ZM27 226V228H26ZM58 227L59 229L55 228ZM61 230H60V227ZM67 226L68 229H65ZM89 226L91 227L89 229ZM110 227L111 229L117 226V230H111L110 228L106 229L107 227ZM130 228H129V227ZM143 226V227H142ZM146 226V227H145ZM185 226V227H184ZM191 226V227H190ZM194 226V227H193ZM213 226H215L216 228H214ZM31 227V228H30ZM36 227V228H35ZM54 227V228H53ZM64 227V228H63ZM73 227V228H72ZM78 227V228H77ZM83 227V228H82ZM85 227V228H84ZM122 227V229H121ZM128 229H127V228ZM141 227V228H138ZM146 229H145V228ZM174 227V228H173ZM176 227V228H175ZM213 227V228H212ZM5 230H4V229ZM23 228V229H22ZM30 228V229H29ZM35 228V229H34ZM63 228V229H62ZM75 228V229H74ZM77 228V229H76ZM101 228V229H100ZM105 228V229H104ZM134 228V230L132 229ZM144 228V229H143ZM153 228V229H152ZM171 228V229H170ZM192 228V229H191ZM194 228V229H193ZM203 228V229H202ZM211 228V229H209ZM23 231H22V230ZM27 231H25V230ZM30 231H29V230ZM54 229V230H53ZM72 229V230H71ZM85 229V230H84ZM93 229V230H92ZM125 229V230H124ZM130 229V230H129ZM135 229H139L141 231H135ZM149 229V230H148ZM152 229V230H150ZM181 229V230H180ZM206 229V230H205ZM208 229V232H207ZM0 230V231H1ZM7 230V231H6ZM10 230V231H9ZM14 230V231H12ZM16 230V231H15ZM21 230V231H20ZM58 230V232H57ZM64 230V231H63ZM71 230V231H70ZM80 230V231H79ZM83 230V231H82ZM107 232H106V231ZM120 230V232H119ZM147 230V231H146ZM215 230V231H214ZM35 231V232H34ZM53 231V232H52ZM56 231V234L54 235V232ZM75 234H73V232ZM99 231V233H98ZM111 231V232H110ZM130 231V233H129ZM144 231V232H143ZM152 231V232H151ZM211 231V232H210ZM213 231V232H212ZM10 232V233H9ZM13 232V233H12ZM22 232V234H21ZM26 232V235H25ZM65 232V234H64ZM72 232V233H71ZM93 232V233H92ZM96 232V234H95ZM119 233L117 235V233ZM124 232V233H123ZM126 232V233H125ZM142 234H140V233ZM148 232V233H147ZM173 232V234H172ZM176 232V233H175ZM189 232V233H188ZM3 233V234H2ZM15 233V234H14ZM17 233V234H16ZM30 233V234H29ZM32 233L34 235H36L35 238L34 236H32ZM36 233V234H35ZM80 233V234H78ZM83 233V234H82ZM88 233V234H87ZM104 233V234H103ZM112 233V234H111ZM122 233V234H121ZM135 233V234H134ZM144 233V234H143ZM156 233V234H155ZM168 233L169 236H168ZM191 233V234H190ZM206 233V234H205ZM210 233V235H209ZM212 233V234H211ZM6 234V235H4ZM8 234V235H7ZM24 234V235H23ZM29 234V235H28ZM38 234V235H37ZM99 234V235H97ZM124 234V235H123ZM132 234V235H131ZM165 234V235H164ZM186 234V236H184ZM3 235V236H2ZM18 235V236H17ZM30 235L32 237H30ZM41 235H43V237H40ZM54 235V236H52ZM72 235V237H71ZM79 235V237H78ZM82 235V236H80ZM89 235H91L90 239H89ZM98 237H97V236ZM111 235V236H110ZM117 235V236H116ZM136 235L138 237V239L136 240ZM172 235V236H171ZM178 235V237H177ZM188 235V237H187ZM198 235V236H197ZM205 235V236H204ZM208 235V236H207ZM14 236V239L11 237ZM38 236V237H37ZM50 236V237H49ZM56 236V237H55ZM60 236V237H59ZM63 236V237H61ZM69 236V237H68ZM77 236V237H76ZM84 236V237H83ZM101 236V237H100ZM109 236V237H108ZM114 236V237H112ZM122 238H121V237ZM132 239H129V237ZM148 236V240L146 239V237ZM152 236V237H151ZM175 236V237H174ZM181 236V237H179ZM16 237V238H15ZM20 237V238H19ZM40 237V238H39ZM55 237V238H54ZM105 237V238H104ZM112 237V238H111ZM116 237V238H115ZM142 237V238H141ZM167 237V238H166ZM172 237V238H170ZM191 237V238H190ZM194 237V238H193ZM207 237V238H206ZM215 237V238H214ZM31 238V239H30ZM45 238L46 240L44 241V244L47 246H44V244L42 243V239ZM51 238V239H50ZM54 238V239H53ZM60 238V239H59ZM69 238H74L73 241L74 242H70ZM107 238V239H106ZM111 238V240H110ZM114 238V239H113ZM125 239V243L123 242V240ZM127 238V239H126ZM133 238H135L133 240ZM160 239L159 243H163L161 246L158 243L154 244V240L156 239ZM163 238V239H162ZM177 238V239H176ZM179 238V239H178ZM180 238L182 239V243L180 244ZM186 238V239H185ZM206 238V239H205ZM15 240L12 242V240ZM18 239V240H17ZM42 242H40V240ZM53 239V240H52ZM71 239V241H72ZM106 239V240H105ZM122 241H121V240ZM143 239H145V241H143ZM174 239V240H173ZM6 240V241H4ZM7 240H11L7 243ZM52 240V241H51ZM97 240V241H96ZM102 240H105L102 242ZM109 240V241H108ZM118 240H119V245L118 246ZM131 242H129V241ZM133 240V241H131ZM136 240V241H135ZM140 240L142 242H140ZM167 240V242H165ZM189 240V241H188ZM202 240V241H201ZM17 241V242H16ZM20 243H19V242ZM28 241V242H27ZM51 241V242H50ZM63 241V242H62ZM83 241V242H81ZM107 241V242H106ZM117 241V244L115 246V243ZM139 241V242H138ZM150 241V242H149ZM163 241V242H162ZM185 241V243L183 242ZM212 241V242H211ZM12 242V243H11ZM23 242H26L24 246ZM35 242V243H34ZM77 242L79 244H77ZM100 242V243H98ZM105 243L102 244V243ZM129 242L130 246L128 245ZM156 242V241H155ZM174 244H173V243ZM179 242V243H178ZM198 242V243H197ZM4 243V244H2ZM6 243V244H5ZM9 243H11L10 245H8ZM15 243V244H14ZM22 243V244H21ZM60 243V244H59ZM63 243V245H62ZM70 243V244H69ZM72 243V244H71ZM74 243V244H73ZM77 245H76V244ZM86 243V244H85ZM107 243L109 244H113L110 247V244L108 245V247L106 246ZM134 243V245H133ZM151 243V244H150ZM153 243V244H152ZM166 243V244H165ZM39 246H38V245ZM49 244V245H48ZM57 244V245H56ZM65 244V245H64ZM89 246H88V245ZM97 244V245H96ZM122 244V246H121ZM127 244V245H126ZM139 244V245H138ZM159 244V245H158ZM169 244V245H168ZM202 244V245H201ZM204 244V245H203ZM11 245H13L14 247H12ZM42 245V246H41ZM61 245V246H60ZM79 245V246H78ZM81 245V246H80ZM99 245V246H98ZM102 245V246H101ZM136 245V246H135ZM149 249H148V247ZM151 245V246H149ZM155 248H151L154 247ZM166 245L168 246L166 247ZM173 245V246H171ZM176 245V248H175ZM3 246V247H1ZM7 246V247H6ZM17 246V247H16ZM31 246V247H29ZM54 246V247H53ZM60 246V247H59ZM66 246V247H65ZM73 246V247H72ZM76 246V247H75ZM88 246V247H87ZM98 246V247H97ZM103 246H106V250H102ZM129 246V247H126ZM160 246V247H159ZM163 246V247H162ZM196 246V247H193ZM201 246V247H200ZM10 247V248H9ZM16 247V248H15ZM20 247V248H19ZM39 249H36L38 248ZM63 247V248H62ZM68 247V248H67ZM70 247V248H69ZM80 247V249H79ZM83 247L85 249H83ZM102 247V248H101ZM117 247V248H116ZM123 247V248H122ZM133 247V248H132ZM137 247V248H136ZM139 247H141V249L143 247H147V248H143V250L145 249L146 251L141 250ZM4 248V249H3ZM7 248V249H6ZM9 248V249H8ZM15 248V249H13ZM24 248V249H23ZM32 248V249H31ZM35 248V249H34ZM60 248V249H59ZM64 253H62V249ZM71 248H74V250ZM97 248V249H95ZM109 248H113V249H109ZM164 248V250H163ZM194 248V249H193ZM201 248V249H200ZM10 249H12V251H10ZM28 249V250H27ZM58 249V251L56 250ZM67 249V251H65ZM78 249V250H77ZM82 249V250H81ZM89 249V250H88ZM95 249V250H94ZM102 251H99V250ZM104 249V248H103ZM117 251H115V250ZM122 249L124 251H122ZM151 249V251H150ZM156 249V250H154ZM161 249V250H160ZM166 249V250H165ZM179 249V250H178ZM186 249V250H185ZM193 249V250H192ZM206 249V250H205ZM17 250V251H16ZM19 250V251H18ZM22 250V251H21ZM25 250V252H24ZM31 250V251H30ZM33 250V251H32ZM39 250V251H38ZM55 250V251H53ZM113 252H112V251ZM119 250V251H118ZM148 250V251H147ZM158 250V251H157ZM192 250V252H191ZM203 250V251H202ZM205 250V251H204ZM209 254H208V252ZM5 251V252H4ZM28 251V253L30 252V255L33 254H37L36 256H38L36 258V260L38 261H34L32 259H35L36 256H32L31 258H29L28 254L26 253ZM46 251V252H45ZM49 251H51V255L49 254ZM61 251V252H60ZM75 251V252H74ZM81 251V252H80ZM97 251V252H94ZM131 254H128L130 253ZM136 251V252H134ZM141 251V252H139ZM150 251V252H149ZM157 251V252H156ZM178 251V253H177ZM180 251V252H179ZM183 251V252H182ZM36 252V253H35ZM42 252V254H41ZM48 252V253H47ZM58 252L57 254L54 253ZM60 252V253H59ZM104 252L106 254H104ZM133 252V253H132ZM146 252V253H145ZM162 252V253H161ZM164 252V253H163ZM176 252V253H175ZM198 252V253H197ZM204 252V254H203ZM13 255H11V254ZM21 253V254H20ZM62 253V254H61ZM73 255H72V254ZM79 253H81L79 255ZM87 253V254H86ZM109 253V254H108ZM125 253V254H124ZM138 253V254H137ZM143 253V254H142ZM150 253H153L152 255ZM157 253L159 255H157ZM188 253V254H187ZM192 253V254H191ZM10 254V256H9ZM15 254V255H14ZM45 254V255H44ZM67 254L68 258H64L66 257ZM71 257H70V255ZM95 254V255H94ZM101 256H100V255ZM104 254V256H103ZM108 254V255H107ZM112 254L114 256H112ZM120 256H119V255ZM124 254V255H123ZM130 258H129V256ZM137 254V255H136ZM162 254V255H161ZM172 254V255H171ZM5 255V256H4ZM23 255V256H22ZM49 255V256H48ZM54 255V256H53ZM63 255V256H60ZM76 255L77 258L76 259ZM90 255V256H89ZM94 255V256H93ZM111 255V256H110ZM127 255V256H126ZM144 257H142V256ZM168 255V256H167ZM185 255V256H184ZM193 255V256H192ZM196 257H195V256ZM200 255V256H199ZM17 256V257H16ZM59 256V257H57ZM79 256V257H78ZM81 256V257H80ZM96 256V257H95ZM97 256H100V258ZM107 256V257H106ZM109 256V257H108ZM119 256V257H118ZM134 256V257H132ZM148 256V257H147ZM153 258H152V257ZM160 258H158V257ZM170 256V257H169ZM172 256V257H171ZM181 256V257H180ZM6 259H5V258ZM11 257V258H10ZM22 257V258H21ZM51 257V258H50ZM56 257V259L54 258ZM63 257V259L65 260H61V258ZM92 257V258H91ZM104 257V259L102 258ZM113 257V258H112ZM123 257V258H120ZM126 257V258H125ZM138 257V258H136ZM141 257V258H140ZM151 257V258H150ZM156 257V258H155ZM176 257V258H175ZM190 257V258H189ZM198 257V259H197ZM3 258V259H2ZM25 258V260L23 259ZM39 258V259H38ZM53 258V259H52ZM69 258H73L72 260ZM97 258V260H96ZM107 258V259H106ZM114 258L116 259L114 262ZM119 258V260L117 261V259ZM134 258V259H133ZM165 258V259H164ZM169 258V260H168ZM188 258V259H187ZM14 259V260H13ZM55 259V260H54ZM59 259V260H57ZM69 259V260H68ZM80 259V260H79ZM91 259V260H90ZM100 259L102 261H100ZM106 259V260H105ZM113 260V263L111 262ZM126 259V261H125ZM131 262H130V260ZM147 259V260H146ZM152 259V260H150ZM164 259V260H163ZM167 259V260H166ZM198 261H197V260ZM6 260V261H5ZM11 260V261H10ZM18 260V261H17ZM29 260V261H28ZM52 260V261H51ZM67 260V261H66ZM71 260V262H70ZM84 260H89V261H84ZM104 260V261H103ZM111 260V261H109ZM138 260V261H136ZM145 260V261H144ZM160 260V261H159ZM188 260V261H187ZM190 260V261H189ZM4 261V262H3ZM23 261V262H22ZM62 261V262H61ZM74 261V262H72ZM77 261V262H76ZM82 261V262H81ZM95 261V263H94ZM98 261V262H97ZM120 261V262H119ZM129 261V262H128ZM134 261V262H132ZM158 261V262H156ZM166 261V262H165ZM192 261V263H191ZM25 262V263H24ZM28 262V263H27ZM31 262V263H30ZM53 262V263H52ZM91 262V263H89ZM110 262V263H109ZM118 262V263H117ZM127 262V263H126ZM149 262V263H148ZM153 262V263H152ZM170 262V263H169ZM184 262V263H182ZM186 262V263H185ZM8 263V264H9ZM68 263V264H69Z\"/></svg>","mask_w":264,"mask_h":264},{"label":"bare ground","instance_id":"obj_2","mask_svg":"<svg viewBox=\"0 0 264 264\" xmlns=\"http://www.w3.org/2000/svg\"><path fill=\"white\" fill-rule=\"evenodd\" d=\"M22 1H23V0H0V3H3V4H4V3H9V2H15L16 7H17V6L21 7V6H22L21 3L24 4V1H23V2H22ZM25 1H26L25 6H26V5H27V0H25ZM28 1H29V0H28ZM32 1H33L32 4L34 5V1H35V2L40 1V3H41L43 0H42V1H41V0H32ZM44 1H45V0H44ZM64 1L66 2V0H64ZM73 1H74V0H72V4H73ZM120 1H121V0H120ZM120 1H119V2H120ZM153 1H154V0H153ZM170 1H171V0H170ZM180 1H181V0H180ZM198 1H199V3H200V0H198ZM204 1H205V0H204ZM233 1H234V0H233ZM237 1H238V0H237ZM249 1H250V0H248V2H249ZM261 1H262V0H260V1H258V2H259V3H263V2H261ZM30 2H31V0H30ZM54 2H56V0H55ZM59 2H60V1H59ZM79 2L81 3L82 0L79 1ZM87 2H88V1H87ZM94 2H95V1H94ZM115 2H116V1H115ZM126 2H128V0H127ZM154 2H155V1H154ZM160 2H161V1H160ZM176 2H177V1H176ZM194 2H195V1H194ZM201 2H202V0H201ZM208 2H209V1H208ZM222 2H223V1H222ZM243 2H245V1H243ZM251 2H252V1H251ZM253 2H254V1H253ZM255 2H256V1H255ZM60 3H61V2H60ZM60 3H58V4H60ZM70 3H71V2H70ZM74 3H75V2H74ZM88 3H89V2H88ZM108 3H110V1H108ZM112 3H113V1H112ZM124 3H125V2H124ZM150 3H151V2H150ZM161 3H162V2H161ZM166 3H167V2H166ZM170 3H171V2H170ZM177 3H178V2H177ZM177 3H176V4H177ZM227 3H228V2H227ZM227 3H225V4L227 5ZM232 3H233V2H232ZM245 3H247V1H246ZM245 3H244V4H245ZM259 3H257V4H259ZM11 4H12V3H11ZM32 4H31V6H32ZM68 4H69V3H68ZM76 4H77V3H76ZM92 4H93V3H92ZM92 4H91V5H92ZM96 4H97V3H96ZM96 4H95V5H96ZM106 4H107V3H106ZM114 4L116 5V3H114ZM127 4H129V3H127ZM143 4H144V3H143ZM194 4H195V3H194ZM200 4H201V3H200ZM218 4H219V3H218ZM218 4H217V5H218ZM221 4H222V3H221ZM248 4H249V3H248ZM252 4H255V3H252ZM8 5H9V4H8ZM28 5H29V4H28ZM28 5H27V7H29ZM37 5H38V4H37ZM55 5H56V4H55ZM88 5H89V4H88ZM99 5H100V4H99ZM107 5H108V4H107ZM121 5H122V4H120L119 6H121ZM130 5H131V4H130ZM135 5H136V4H135ZM144 5H145V4H144ZM165 5H166V4H165ZM167 5H168V4H167ZM195 5H196V4H195ZM197 5H198V3H197ZM202 5H204V4H202ZM202 5H201V6H202ZM242 5H243V3H242L240 6H242ZM250 5H251V4H250ZM259 5H263V4H259ZM259 5H257V6H258L257 9L259 8ZM1 6L3 7L2 4H1ZM31 6H30V7H31ZM39 6H40V4H39ZM39 6H37V7H39ZM56 6H58V5H56ZM64 6H65V5H64ZM102 6H103V5H102ZM109 6H110V4H109ZM146 6H147V5H146ZM163 6H164V5H163ZM240 6H239V8H240ZM255 6H256V4H255ZM7 7H8V6H7ZM7 7H6V8H7ZM11 7H14V6H11ZM27 7H26V8H27ZM32 7L35 8L36 5H34V6H32ZM51 7H52V6H51ZM61 7H62V6H61ZM66 7H67V5H66ZM99 7H100V6H99ZM110 7H111V6H110ZM117 7H118V6H117ZM122 7H123V5H122ZM125 7H126V6H125ZM128 7H129V6H128ZM130 7H131V6H130ZM177 7H178V6H177ZM212 7H213V6H212ZM222 7H223V6H222ZM222 7H221V8H222ZM236 7H238V6H236ZM247 7L249 8L248 5H247ZM53 8H54V7H52V9H53ZM58 8H59V7H58ZM64 8H65V7H64ZM84 8H85V7H84ZM91 8H92V7H91ZM101 8H102V7H101ZM106 8H107V7H106ZM112 8H114V7H112ZM173 8H174V7H173ZM180 8H181V7H180ZM202 8H203V7H202ZM245 8H246V7H245ZM245 8H244V9H245ZM7 9H9V8H7ZM10 9H11V8H10ZM36 9L38 10L39 8H36ZM36 9H34V10H36ZM46 9H47V8H46ZM61 9H62V8H61ZM93 9H94V8H93ZM97 9H99V8H97ZM103 9H104V8H103ZM107 9H108V8H107ZM110 9H111V8H110ZM141 9H146V7H145V8H141ZM161 9H163V8H161ZM218 9H219V8H218ZM244 9L242 8V10H244ZM246 9H247V8H246ZM261 9H263V8H261ZM26 10H27V9H26ZM55 10H56V9H55ZM67 10H68V9H67ZM84 10H85V9H84ZM86 10H87V9H86ZM116 10H119V9L116 8ZM120 10H121V9H120ZM132 10H133V8H131V11H132ZM147 10H148V9H147ZM150 10H151V9H150ZM173 10H174V9H173ZM182 10H183V9H182ZM204 10H205V9H204ZM204 10H202V11L204 12ZM234 10H236V9H234ZM240 10H241V8H240ZM259 10H260V9H259ZM14 11H15V9H14ZM14 11H13V12H14ZM17 11H18V10H17ZM22 11L24 12V10H22ZM27 11H28V10H27ZM31 11H32V10H31ZM56 11L58 12V11H60V10L57 9ZM63 11H64V10H63ZM63 11H62L61 13H63ZM95 11H96V10H95ZM103 11H104V10H103ZM123 11H126V10L123 9L122 12H123ZM142 11H143V10H142ZM144 11H145V10H144ZM159 11H161V10H159ZM176 11H177V10H176ZM176 11H175V12H176ZM185 11H186V10H185ZM196 11H197V10H196ZM196 11H195V12H196ZM218 11H219V10H218ZM220 11H221V10H220ZM220 11H219V12H220ZM245 11H247V10H244V12H245ZM263 11H264V10H263ZM18 12H19V11H18ZM20 12H21V11H20ZM38 12H39V11H38ZM50 12H51V10H50ZM53 12H54V10H53ZM64 12H66V11H64ZM111 12H113V10H111ZM118 12H119V11H118ZM118 12H117V13H118ZM209 12H210V11H209ZM240 12H241V11H240ZM248 12H249V10H248ZM248 12H247V13H248ZM251 12H252V13H255V12H253V11H251ZM251 12H250V13H251ZM256 12H257V10H256ZM14 13H15V12H14ZM14 13H13V14H14ZM54 13H55V12H54ZM94 13H95V12H94ZM97 13H98V12H97ZM97 13H96V14H97ZM105 13H106V12H105ZM114 13H115V12H114ZM134 13H135V12H134ZM141 13H142V12H141ZM158 13H159V12H158ZM189 13H190V12H189ZM189 13H188V14H189ZM193 13H194V12H193ZM201 13H202V12H201ZM205 13H206V12H205ZM213 13H214V12H213ZM215 13H217V12H215ZM236 13H237V11H236ZM236 13H235V15H236ZM238 13H239V12H238ZM242 13H243V12H242ZM257 13H259V12H257ZM9 14H10V13H9ZM22 14H23V13H22ZM55 14H56V13H55ZM92 14H93V13H92ZM107 14H108V12H107ZM109 14H110V13H109ZM121 14H122V13H121ZM121 14H119V16H120ZM129 14H130V13H129ZM129 14H127V15H129ZM142 14H143V13H142ZM220 14H222V13H220ZM16 15H17V14H16ZM26 15H27V14H26ZM34 15H35V14H34ZM34 15H33L32 17H34ZM48 15H49V14H48ZM60 15H61V14H60ZM64 15H65V14H64ZM97 15H99V14H97ZM100 15H101V14H100ZM105 15H106V14H105ZM111 15H112V14H111ZM153 15H154V13H153ZM153 15H152V16H153ZM156 15H157V18H158V15H159V14H156ZM167 15H168V14H167ZM183 15H185V13H184ZM189 15H190V14H189ZM211 15H212V14H211ZM215 15H217V14H215ZM231 15H233V14H231ZM235 15H234V16H235ZM239 15H240V14H239ZM242 15H243V14H242ZM251 15H253V14H251ZM255 15H256V14H255ZM255 15H254V17H255ZM24 16H25V15H24ZM29 16L31 17V14H29ZM29 16H28V17H29ZM42 16H43V15H42ZM54 16H56V15H54ZM54 16H53V17H54ZM93 16H94V14H93ZM108 16H109V15H107V18H108ZM115 16H116V15H115ZM130 16H132V15H130ZM142 16H143V15H142ZM142 16H140V17H142ZM149 16H150V15H149ZM162 16H163V15H162ZM186 16H188V15H186ZM191 16H192V15H191ZM218 16H219V15H218ZM234 16H233V17H234ZM236 16H238V15H236ZM236 16H235V17H236ZM261 16H262V15H261ZM10 17H11V16H10ZM20 17H21V15H20ZM30 17H29V18H30ZM48 17H49V16H48ZM56 17H57V16H56ZM94 17H95V16H94ZM103 17H104V16H103ZM105 17H106V16H105ZM140 17H139V19H140ZM154 17H155V16H154ZM168 17H170V16L168 15ZM171 17H172V15H171ZM177 17H178V16H177ZM179 17H180V16H179ZM193 17H194V16H193ZM196 17H197V16H196ZM213 17H214V16H213ZM213 17H211V18H213ZM219 17H221V16H219ZM229 17H230V16H229ZM233 17H232V18H233ZM235 17H234V19H235ZM238 17H239V16H238ZM244 17H245V16H244ZM258 17L260 18V16H257V18H258ZM17 18H18V17H17ZM17 18H16V19H17ZM29 18H28V19H29ZM37 18H38V17H36V19H37ZM44 18H45V17H44ZM61 18H62V17H61ZM61 18H60V20L65 19V18H62V19H61ZM110 18H111V17H110ZM114 18H115V17H114ZM117 18H118V17H117ZM117 18H115L116 21H117ZM142 18H143V17H142ZM155 18H156V17H155ZM163 18H164V17H163ZM165 18L168 19L167 16H165ZM165 18H164V20H166ZM191 18H192V17H191ZM215 18H216V17H215ZM215 18H214V19H215ZM259 18H258V19H259ZM262 18H263V16H262ZM10 19H11V18H10ZM18 19H19V18H18ZM30 19H31V18H30ZM30 19H29L28 21H30ZM42 19H43V18H42ZM49 19H50V17H49ZM100 19H101V18H100ZM102 19H103V18H102ZM119 19H120V17H119ZM119 19H118V20H119ZM126 19H127V18H126ZM128 19H129V18H128ZM128 19H127V20H128ZM147 19H148V18H147ZM147 19H146V20H147ZM150 19H151V18H150ZM169 19L171 20L172 18H169ZM175 19H176V18H175ZM182 19H183V17H182ZM185 19H186V18H185ZM185 19H184V20H185ZM203 19H205V18H203ZM209 19H210V18H209ZM225 19H226V18H225ZM225 19H224V20H225ZM236 19H239V20H240V18H237V17H236ZM236 19H235V20H236ZM252 19H253V18H252ZM252 19H250V18L248 19V18H247L246 20H250V21H252ZM254 19H255V18H254ZM263 19H264V18H263ZM14 20H15V19H14ZM43 20H44V19H43ZM51 20H52V22H53V19H51ZM105 20H106V19H105ZM109 20H110V19H109ZM120 20H121V19H120ZM122 20H123V19H122ZM122 20L120 21V23L122 22ZM124 20H125V19H124ZM127 20H125V21L127 22ZM140 20H142V19H140ZM151 20L153 21V19H151ZM157 20H159V18H158ZM173 20H174V18H173ZM194 20H195V19H194ZM197 20H198V18H197ZM211 20H212V19H211ZM215 20H216V19H215ZM227 20H228V18H227ZM230 20H232V19H230ZM235 20H234V21H235ZM239 20H238V21H239ZM242 20H244V19H242ZM19 21H20V20H19ZM32 21H33V19H32ZM32 21H30L29 23H32ZM37 21H39V19H38ZM129 21H130V20H129ZM133 21H134V20H133ZM152 21H151V22L148 21V22L152 23ZM205 21H206V20H205ZM209 21H210V20H209ZM238 21H235V22L238 23ZM244 21H245V20H244ZM258 21H259V20H258ZM17 22H18V21H17ZM23 22H24V21H23ZM35 22H36V21H35ZM46 22H47V21H46ZM46 22H45V23H46ZM54 22H55V21H54ZM54 22H53V24H54ZM58 22H59V21H58ZM62 22H63V21H62ZM85 22H86V21H85ZM102 22H103V21H102ZM139 22H140V21H139ZM145 22H146V21H145ZM148 22H147V23H148ZM154 22H157V21H154ZM163 22H166V21H163ZM183 22H184V21H183ZM183 22H181V23L183 24ZM225 22H226V21H225ZM228 22H229V21H228ZM230 22H231V21H230ZM239 22H240V21H239ZM245 22H246V21H245ZM248 22H249V21H248ZM254 22H255V21H254ZM254 22H253V23H254ZM260 22H261V21H260ZM43 23H44V22H43ZM56 23H57V22H56ZM56 23H55V25H56ZM110 23H111V22H110ZM140 23H141V22H140ZM150 23H149V24H150ZM159 23H160V22H159ZM161 23H162V22H161ZM177 23H179V21H178ZM195 23H196V22H195ZM232 23H233V22H232ZM253 23H252V24H253ZM17 24H18V23H17ZM20 24H21V23H20ZM36 24H37V23H36ZM40 24H41V23H40ZM40 24H38V25H40ZM50 24H51V23H50ZM108 24H109V23H108ZM114 24H115V23H114ZM114 24H111V25H114ZM123 24H124V21H123ZM144 24H146V23H144ZM157 24H158V23H157ZM171 24H172V23H171ZM171 24H170V25H171ZM190 24H191V23H190ZM202 24H203V23H202ZM215 24H216V23H215ZM224 24H225V23H224ZM250 24H251V23H250ZM5 25H6V24H5ZM24 25H25V24H24ZM24 25H23V26H24ZM41 25H42V24H41ZM47 25H48V24H47ZM58 25H59V24L57 23V26H58ZM61 25H62V24H61ZM124 25H125V24H124ZM141 25H142V24H141ZM150 25H151V24H150ZM170 25H169V26H170ZM175 25H176V24H175ZM191 25H192V27H193V24H191ZM206 25H207V24H206ZM238 25H239V24H238ZM258 25H260V24H258ZM262 25H263V24H262ZM0 26H2V25H0ZM8 26H9V25H8ZM8 26H7V27H8ZM19 26H20V25H19ZM108 26H109V25H108ZM117 26L120 27L121 25L118 24V25H116V27H117ZM122 26H123V25H122ZM137 26H138V25H137ZM142 26H143V25H142ZM147 26H148V25H147ZM147 26H146V27H147ZM153 26H154V25H153ZM159 26H160V25H159ZM184 26H185V25H184ZM212 26H213V25H212ZM221 26H222V24H221ZM224 26H225V25H224ZM232 26H233V25H232ZM234 26H235V25H234ZM234 26H233V28H234ZM243 26H244V25H243ZM246 26L248 27V26H250V25H246ZM246 26H244V27H246ZM12 27H13V26H12ZM50 27H51V26H50ZM52 27H56V26L53 25ZM109 27H110V26H109ZM111 27H113V26H111ZM154 27H155V26H154ZM174 27H175V26H174ZM178 27H179V26H178ZM185 27H187V26H185ZM198 27H199V26H198ZM198 27H197V29H198ZM205 27H207V26H205ZM208 27H209V26H208ZM216 27H217V26H216ZM237 27H239V26H237ZM9 28H10V27H9ZM19 28H21V27H19ZM26 28H28V27H26ZM26 28H25V29H26ZM62 28H63V27H62ZM124 28H125V27H124ZM130 28H131V27H130ZM136 28H138V27H136ZM149 28H150V27H149ZM156 28H157V27H156ZM167 28H168V27H167ZM181 28H182V27H181ZM183 28H184V27H183ZM202 28H203V27H202ZM218 28H219V27H218ZM227 28H228V27H227ZM231 28H232V27H231ZM253 28H254V27H253ZM255 28H256V27H255ZM258 28H259V27H258ZM263 28H264V27H263ZM21 29H22V28H21ZM21 29H20V30H21ZM33 29H34V28H33ZM35 29H36V28H35ZM37 29H38V28H37ZM63 29L65 30V28H63ZM113 29H114V27H113ZM121 29H122V28H121ZM145 29H146V28H145ZM184 29H185V28H184ZM209 29H210V27H209ZM209 29H208V31H209ZM213 29H214V27H213ZM223 29H224V28H223ZM260 29H262V28H260ZM2 30H4V29H2ZM64 30H63V31H64ZM110 30H112V28H111ZM124 30H125V29H124ZM126 30H127V28H126ZM133 30H134V29H132V31H133ZM140 30H141V29H140ZM147 30H148V29H146L145 33L147 32ZM149 30H150V29H149ZM151 30H152V29H151ZM157 30H159V29H157ZM191 30H192V29H191ZM205 30H206V29H205ZM211 30H212V29H211ZM216 30H217V29H216ZM216 30H215V31H216ZM219 30H220V29H219ZM238 30L240 31V29H238ZM245 30H246V29H245ZM16 31L18 32L17 29H16ZM40 31L42 32V30H40ZM117 31H118V30H117ZM121 31H122V30H121ZM128 31H130V30H128ZM128 31H127V33H129ZM132 31H131V32H132ZM138 31H139V30H138ZM141 31H142V30H141ZM159 31H160V30H159ZM159 31H158V32H159ZM161 31L163 32V30H161ZM183 31H185V30H183ZM189 31H190V29H189ZM189 31H188V32H189ZM222 31H224V30H222ZM226 31H228V30L226 29ZM231 31H232V30H231ZM243 31H244V28H243ZM260 31H262V30H260ZM2 32H4V31H2ZM2 32H1V33H2ZM6 32H7V31H5V34H6ZM36 32H37V31H36ZM122 32H123V31H122ZM124 32H125V31H124ZM124 32H123V33H124ZM162 32H160V34H162ZM168 32H169V31H168ZM217 32H218V31H217ZM232 32H233V31H232ZM232 32H231V33H232ZM249 32H250V30H249ZM253 32H254V31H253ZM263 32H264V31H263ZM9 33H10V32H9ZM9 33H8V34H9ZM20 33H24V32L22 31V32H19V34H20ZM132 33H133V32H132ZM150 33H152V32H150ZM154 33L156 34V32H154ZM173 33H174V32H173ZM182 33H183V32H182ZM182 33H181V34H182ZM197 33H198V32H197ZM222 33H223V32H222ZM234 33H235V32H234ZM10 34H11V33H10ZM19 34H18V35H19ZM24 34H25V33H24ZM24 34H21V35H24ZM115 34H116V33H115ZM134 34H135V32H134ZM146 34H148V33H146ZM204 34H206V33H204ZM215 34H216V32H215ZM220 34H221V33H220ZM256 34H257V33H256ZM258 34H259V33H258ZM21 35H20V36H21ZM111 35H112V34H111ZM119 35H120V34H119ZM135 35H138V36H139V33H136ZM149 35H150V34H149ZM149 35H147V38H148ZM151 35H152V34H151ZM164 35H165V34H164ZM207 35H209V33H208ZM241 35H242V33H241ZM241 35H240V36H241ZM243 35H244V34H243ZM243 35H242V36H243ZM250 35H251V33H250ZM253 35H254V34H253ZM262 35H264V34H262ZM114 36H115V35H114ZM138 36H136V37H138ZM153 36H154V35H153ZM155 36H156V35H155ZM155 36H154V37H155ZM175 36H176V35H175ZM179 36H180V34H179ZM193 36H194V34H193ZM200 36H201V35H200ZM214 36H215V35H214ZM218 36H219V35H218ZM232 36H234V35H232ZM240 36H239V37H240ZM23 37H24V36H23ZM25 37H26V36H25ZM36 37H37V35H36ZM149 37H150V36H149ZM182 37H183V36H182ZM186 37H187V36H186ZM201 37H206V36H201ZM216 37H217V36H216ZM256 37L258 38V36H256ZM256 37H251V38H256ZM38 38H39V37H38ZM112 38H113V37H112ZM124 38H126V37L124 36ZM132 38H134V36H133ZM143 38H145V37H143ZM168 38H170V37L168 36ZM195 38H196V37H195ZM207 38H208V37H207ZM207 38H206V39H207ZM241 38H243V37H241ZM251 38H249V39H251ZM263 38H264V37H263ZM263 38H262V39H263ZM122 39H123V38H122ZM122 39H121V40H122ZM139 39H140V38H139ZM141 39H142V38H141ZM145 39H146V38H145ZM187 39L189 40V38H187ZM197 39H198V37L196 38V40H197ZM202 39H203V38H202ZM210 39H214V37H213V38H210ZM223 39H224V38H223ZM245 39H246V37H245ZM247 39H248V37H247ZM249 39H248V40H249ZM260 39H261V38H260ZM35 40H36V39H35ZM35 40H34V41H35ZM119 40H120V39H119ZM133 40H134V39H132V43H134ZM142 40H143V39H142ZM170 40H171V39H170ZM177 40H179V39H177ZM221 40H222V39H221ZM226 40H227V39H225V41H226ZM241 40H242V39H241ZM243 40H244V39H243ZM243 40H242V41H243ZM252 40H253V39H252ZM255 40H256V39H255ZM255 40H254V42L257 43L258 41H255ZM143 41H144V40H143ZM165 41H166V40H165ZM171 41H173V40H171ZM184 41H185V40H184ZM190 41H191V40H190ZM211 41H212V40H211ZM216 41H218V40H216ZM225 41H223V42H225ZM229 41H230V40H229ZM242 41H241V42H242ZM116 42H118V40H117ZM124 42H125V41H124ZM139 42H140V41H139ZM176 42H177V41H176ZM182 42H183V41H182ZM187 42H188V41H187ZM187 42H186V43H187ZM202 42H203V40H202ZM214 42H215V41H214ZM244 42H245V41H244ZM37 43H38V42H37ZM39 43H40V42H39ZM39 43H38V44H39ZM127 43H128V42H127ZM142 43H143V42H142ZM150 43H151V42H150ZM179 43H180V42H179ZM188 43H189V42H188ZM206 43H207V42H206ZM220 43H222V41H221ZM235 43H236V42H235ZM248 43H249V42H248ZM258 43H259V42H258ZM260 43H261V41H260ZM112 44H114V43L112 42ZM135 44H136V42H135ZM135 44H134V45H135ZM139 44H141V42H140ZM171 44H173V43H171ZM182 44H183V43H182ZM207 44L209 45V43H207ZM207 44H206V45H207ZM225 44H226V43H225ZM229 44H230V43H228V45H229ZM250 44H251V43H250ZM250 44H249V45H250ZM261 44H262V43H261ZM35 45L38 46L36 43H35ZM115 45H116V44H115ZM142 45H143V44H142ZM145 45H146V44H145ZM145 45H144V46H145ZM160 45H161V44H160ZM185 45H187V44H185ZM189 45H190V44H189ZM189 45H188V46H189ZM196 45H199V44H197V41H196ZM196 45H193V47L196 46ZM211 45H212V44H211ZM217 45H218V44H217ZM228 45H227V46H228ZM233 45H234V44H233ZM240 45H242V44H240ZM244 45H245V44H244ZM253 45H254V44H253ZM253 45H252V46H253ZM257 45H258V44H257ZM144 46H142V48H143ZM204 46H205V45H204ZM230 46H231V45H230ZM237 46H238V45H237ZM245 46H246V45H245ZM258 46H260V44H259ZM258 46H257V47H258ZM118 47H119V46H118ZM124 47H125V46H124ZM134 47H136V46H134ZM146 47H147V46H146ZM159 47H160V46H159ZM159 47H158V48H159ZM167 47H168V46H167ZM181 47H182V46H181ZM181 47H180V48H181ZM190 47H192V44H191ZM196 47H197V46H196ZM196 47H195V48H196ZM208 47H210V46H208ZM211 47H212V46H211ZM218 47H220V46L218 45ZM249 47H251V46H249ZM257 47H256V48H257ZM34 48H35V46H34ZM150 48H151V47H150ZM164 48H166V47H164ZM182 48H183V47H182ZM188 48H189V47H188ZM199 48H200V47H199ZM212 48H213V47H212ZM223 48H225V46H224ZM226 48H227V47H226ZM232 48H233V47H231V50H232ZM139 49H140V47H139ZM139 49H138V50H139ZM144 49H145V47H144ZM146 49H147V48H146ZM148 49H149V48H148ZM238 49H239V48H238ZM39 50H40V49H39ZM122 50H123V49H122ZM138 50H137V51H138ZM152 50H153V49H152ZM202 50H203V49H202ZM206 50H207V49H206ZM218 50H219V48H218ZM225 50H226V49H225ZM236 50H237V48H236ZM244 50H245V49H244ZM250 50H251V49H250ZM253 50H254V49H253ZM255 50H256V49H255ZM35 51H36V49H35ZM143 51H144V50H143ZM145 51H146V50H145ZM149 51H150V50H149ZM174 51H175V50H174ZM190 51H191V50H190ZM204 51H205V49H204ZM204 51H203V52H204ZM219 51H220V50H219ZM223 51H224V50H223ZM228 51H229V50H228ZM232 51H233V50H232ZM241 51H242V48H241ZM241 51H240V52H241ZM121 52H122V51H121ZM147 52H148V51H147ZM178 52H179V51H178ZM182 52H183V51H182ZM207 52H208V50H207ZM234 52H235V51H234ZM243 52H245V51H243ZM251 52H252V51H251ZM254 52H255V51H254ZM254 52H253V53H254ZM115 53H117V51H116ZM139 53L142 54L143 52H139ZM154 53H155V52H154ZM179 53H180V52H179ZM190 53H191V52H190ZM217 53H218V52H217ZM219 53H220V52H219ZM237 53H238V50H237ZM241 53H242V52H241ZM253 53H252V54H253ZM257 53H258V52H257ZM257 53H256V54H257ZM259 53H260V52H259ZM169 54H170V53H169ZM203 54H204V53H203ZM223 54H224V53H223ZM225 54H228V53L225 52ZM35 55H36V53H35ZM137 55H139V54H137ZM142 55H143V54H142ZM145 55H146V54H145ZM147 55H148V54H147ZM150 55H151V53H150ZM150 55H149V56H150ZM158 55H159V54H158ZM162 55H163V53H162ZM184 55H185V54H184ZM194 55H196V53H195ZM220 55H221V54H220ZM229 55H230V54H229ZM232 55H233V54H232ZM240 55H241V54H240ZM240 55H239V56H240ZM243 55H245V54H243ZM140 56H141V55H140ZM163 56H164V55H163ZM168 56H169V55H168ZM189 56H190V54H189ZM189 56H188V58H189ZM196 56H197V55H196ZM199 56L203 57L202 55H199ZM208 56H209V55H208ZM253 56H254V55H253ZM253 56H252V57H253ZM257 56H258V54H257ZM39 57H40V55H39ZM134 57H136V56H134ZM138 57H139V56H138ZM151 57H152V55H151ZM159 57H160V55H159ZM164 57H165V56H164ZM169 57H170V56H169ZM177 57H178V56H177ZM181 57H182V56H181ZM194 57H195V56H194ZM222 57H223V56H222ZM228 57H230V56H227V59H228ZM245 57H246V55H245ZM262 57H263V56H262ZM132 58H133V57H132ZM190 58H193V57L191 56ZM197 58H198V56H197ZM197 58H195V59H197ZM216 58H217V56H216ZM219 58H221V57L219 56ZM225 58H226V56H225ZM225 58H224V59H225ZM234 58H235V57H234ZM240 58H241V57H240ZM142 59H143V58H142ZM142 59L139 58L138 60H142ZM150 59H151V58H150ZM155 59H156V58H155ZM161 59H162V58H161ZM167 59H168V58H167ZM173 59H174V58H173ZM184 59H186L187 62H188V60H189V59H187V57L184 58ZM184 59H183V60H184ZM204 59H205V58H204ZM206 59H207V58H206ZM206 59H205V62H207ZM222 59H223V58H222ZM222 59H220V61H221ZM224 59H223V61H224ZM231 59H232V58H231ZM231 59H230V60H231ZM236 59H237V58H236ZM238 59H239V58H238ZM257 59H258V58H257ZM63 60H64V59H63ZM63 60H62V62H64ZM159 60H160V59H159ZM159 60H158V61H159ZM210 60H211V58H210ZM210 60H209V61H210ZM217 60H218V59H217ZM217 60H216V61H217ZM228 60H229V59H228ZM253 60H254V58H253ZM253 60H250V61H253ZM262 60H263V59H262ZM262 60H261V61H262ZM148 61H149V60H148ZM152 61H153V59H152ZM155 61H156V60H155ZM172 61H173V60H172ZM191 61H193V59H192ZM197 61H198V59H197ZM201 61H202V59H201ZM216 61H215V62H216ZM236 61H237V60H236ZM236 61H234V62H236ZM241 61H242V60H241ZM62 62H61V63H62ZM140 62H141V61H140ZM163 62H164V60H163ZM163 62H162V63H163ZM168 62H169V61H168ZM179 62H180V60H179ZM181 62H182V60H181ZM194 62H195V61H194ZM217 62H218V61H217ZM256 62H257V61H256ZM64 63H65V62H64ZM142 63H143V62H142ZM151 63H152V62H151ZM159 63H160V62H159ZM188 63H189V62H188ZM199 63H200V61H199ZM209 63H210V62H209ZM219 63H220V62H219ZM226 63H228V62H226ZM230 63H231V62H230ZM237 63H238V62H237ZM244 63H245V62H244ZM250 63H251V62H250ZM254 63H255V62H254ZM259 63H260V62H259ZM259 63H258V64H259ZM144 64H145V63H144ZM172 64H173V63H172ZM174 64H175V63H174ZM195 64H197V63H195ZM216 64H217V63H216ZM216 64L214 63L215 66H216ZM221 64H222V63H221ZM248 64H249V63H248ZM60 65H61V67H62V64H60ZM145 65H146V64H145ZM150 65H151V64H150ZM152 65H154V64H152ZM167 65L169 66V64H167ZM208 65H210V64H208ZM218 65H219V64H218ZM225 65H226V64H225ZM227 65H228V64H227ZM234 65H235V64H234ZM246 65H247V64H246ZM252 65H253V64H252ZM255 65H256V64H255ZM57 66H58V65H57ZM67 66H68V65H67ZM142 66H143V65H142ZM146 66H148V65H146ZM173 66H174V65H173ZM173 66H172V67H173ZM189 66H190V65H189ZM195 66H196V65H195ZM223 66H224V65H223ZM236 66H237V65H236ZM61 67H60V68H61ZM68 67L70 68V64H69ZM144 67H145V66H144ZM144 67H143V68H144ZM151 67H152V66H151ZM154 67H155V65H154ZM157 67H158V66H157ZM162 67H163V66H162ZM170 67H171V66H170ZM174 67H175V66H174ZM200 67H201V66H200ZM213 67H214V66H213ZM220 67H221V65H220ZM220 67H217V68H220ZM225 67H228V66H225ZM229 67H230V66H229ZM259 67H260V66H259ZM259 67H258V68H259ZM44 68H45V67H44ZM47 68H48V67H47ZM50 68H51V67H50ZM62 68H63V67H62ZM65 68H66V67H65ZM73 68H74V66H73ZM73 68H72V70H74ZM155 68H156V67H155ZM160 68H161V67H160ZM160 68H159V69H160ZM166 68H167V67H166ZM166 68H165V69H166ZM191 68H192V67H191ZM231 68H232V66H231ZM234 68H235V67H234ZM240 68H241V67H240ZM55 69H56V68H55ZM145 69H146V68H145ZM152 69H153V67H152ZM188 69L190 70V67H189ZM215 69H216V68H215ZM237 69H238V68H237ZM253 69H254V68H253ZM253 69H252V70H253ZM260 69H261V68H260ZM263 69H264V68H263ZM263 69H262V70H263ZM36 70H37V69H36ZM62 70H63V69H62ZM62 70H61V71H62ZM65 70H66V69H65ZM154 70H155V69H154ZM157 70H158V68H157ZM169 70H170V69H169ZM174 70H176V69H174ZM194 70H196V69H194ZM200 70H204V68H203V69H200ZM200 70H199V71H200ZM226 70H227V69H226ZM230 70H231V69H229V71H230ZM235 70H236V68H235ZM241 70H243V69H241ZM254 70H255V69H254ZM51 71H52V70H51ZM56 71H57V70H56ZM152 71H153V70H152ZM158 71L160 72V70H158ZM161 71H162V69H161ZM179 71H180V70H178L177 73H178ZM184 71H185V70H184ZM207 71H208V70H207ZM214 71H215V70H214ZM222 71H223V70H221V72H222ZM244 71H245V70H244ZM244 71H243V72H244ZM258 71H259V70H258ZM47 72H48V71H47ZM52 72H53V71H52ZM58 72H59V71H58ZM67 72H68V71H67ZM76 72H77V71H76ZM76 72H72V73H76ZM144 72L146 73V71H144ZM159 72H158V73H159ZM166 72H168V71L166 70ZM227 72H228V71H227ZM250 72H251V71H250ZM259 72H260V71H259ZM259 72H258V73H259ZM54 73H55V72H54ZM54 73H53V74H54ZM59 73H60V72H59ZM147 73H148V72H147ZM160 73H161V72H160ZM160 73H159V75H160ZM175 73H176V72H175ZM185 73H186V72H185ZM218 73H219V72H218ZM223 73H225V72H223ZM233 73H236V72L233 71ZM237 73H239V72H237ZM253 73H254V72H253ZM37 74H38V73H37ZM37 74H35V75H37ZM40 74H41V73H40ZM42 74H43V73H42ZM46 74H47V73H46ZM64 74H65V73H64ZM69 74H70V73H69ZM149 74H150V72H149ZM161 74H162V73H161ZM169 74H170V76H171L173 73L171 74V71H170ZM169 74L167 73V76H168ZM178 74H179V73H178ZM189 74H190V73H189ZM192 74H193V73H192ZM199 74H200V73H199ZM208 74H209V73H208ZM208 74H207V76H208ZM213 74H214V73H213ZM213 74H212V75H213ZM227 74H230V72L227 73ZM255 74H256V73H255ZM262 74H263V73H262ZM29 75H30V74H29ZM55 75H56V74H55ZM62 75H63V74H62ZM62 75H61V76H62ZM73 75H74V74H73ZM73 75H72V76H73ZM150 75H151V74H150ZM153 75H154V73H153ZM205 75H206V74H205ZM205 75H204V76H205ZM212 75H211V76H212ZM221 75H222V74H221ZM221 75H217V76H221ZM223 75H224V74H223ZM234 75H235V74H234ZM257 75H258V74H257ZM260 75H261V74H260ZM44 76H45V75H44ZM47 76H48V75H47ZM47 76H46V77H47ZM58 76H59V74H58ZM69 76H70V75H69ZM148 76H149V75H148ZM148 76H147V77H148ZM161 76H162V75H161ZM163 76H164V75H163ZM182 76H183V75H182ZM204 76H203V77H204ZM207 76H205V77H207ZM215 76H216V75H215ZM230 76H231V75H230ZM249 76H250V75H249ZM254 76H255V75H254ZM261 76H262V75H261ZM30 77H31V76H30ZM30 77H28V78H30ZM32 77H34V76H32ZM50 77H51V76H50ZM50 77H49V78H50ZM62 77H63V76H62ZM66 77H67V76H66ZM75 77H76V76H75ZM154 77H155V76H154ZM164 77H165V76H164ZM164 77H163V78H164ZM180 77H181V76H180ZM187 77H188V76H187ZM191 77H192V76H191ZM227 77H228V76H227ZM237 77H238V75H237ZM237 77H236V78H237ZM239 77H240V76H239ZM242 77H243V75H242ZM256 77H257V76H256ZM263 77H264V76H263ZM35 78H36V76H35ZM35 78H34V79H35ZM58 78H59V77H58ZM156 78H158V77H156ZM167 78H168V77H167ZM199 78H200V77H199ZM210 78H212V77H210ZM234 78H235V77H234ZM234 78H233V79H234ZM243 78H244V77H243ZM243 78H241V79H243ZM245 78H246V77H245ZM32 79H33V78H32ZM38 79H39V78H38ZM51 79H53V78L51 77ZM65 79H66V78H65ZM147 79H149V78H147ZM150 79H151V78H150ZM152 79H153V78H152ZM161 79H162V78H161ZM161 79H160V80H161ZM168 79H170V77H169ZM180 79H181V78H180ZM220 79H221V78H220ZM220 79H219V80H220ZM222 79H223V78H222ZM233 79H232V81H233ZM248 79H249V78H248ZM261 79H262V78H261ZM25 80H26V79H25ZM55 80H56V79H55ZM73 80H75V79L73 78ZM177 80H178V79H177ZM201 80H203V78H202ZM236 80H237V79H236ZM236 80H234V81H236ZM239 80H240V79H239ZM239 80H237V81H239ZM29 81L31 82L30 79H27V82H29ZM39 81L41 82V80H39ZM50 81H51V80H50ZM66 81H67V80H66ZM75 81H76V80H75ZM150 81H152V80H150ZM171 81H172V80H171ZM183 81H184V77H183ZM230 81H231V80H229V82H230ZM242 81H243V80H242ZM244 81H246V80L244 79ZM251 81H252V80H251ZM255 81H256V82H254V79H253V82H254V83H257V80H255ZM258 81H259V80H258ZM260 81H261V80H260ZM32 82H33V80H32ZM35 82H36V81H35ZM40 82H39V83H40ZM43 82H45V81H43ZM55 82H56V81H55ZM61 82H62V81H61ZM67 82H69V81H67ZM72 82H73V81H72ZM72 82L70 81V83H72ZM92 82H93V81H92ZM92 82H91V83H92ZM148 82H149V81H148ZM148 82H147V83H148ZM164 82H165V80H164ZM167 82H169V81H167ZM173 82H174V81H173ZM263 82H264V81H263ZM47 83H49V82H47ZM73 83H75V82H73ZM78 83H79V82H78ZM152 83H153V82H152ZM152 83H150V84H152ZM158 83H159V82H158ZM162 83H163V81H162ZM176 83H177V82H176ZM186 83H187V82H186ZM191 83H192V82H191ZM201 83H202V81H201ZM205 83H206V82H205ZM205 83H203V84H205ZM217 83H218V82H217ZM217 83H216V84H217ZM231 83H232V82H231ZM234 83H235V82H234ZM237 83H239V82H237ZM249 83H250V86H251V85H252L251 82H249ZM24 84H25V83H24ZM51 84H53V83H51ZM59 84H60V83H59ZM65 84H66V83H65ZM80 84H81V83H80ZM93 84H94V83H93ZM160 84H161V83H160ZM235 84H236V83H235ZM235 84H234V85H235ZM240 84L242 85V83H240ZM246 84H247V82H246ZM246 84H245V85H246ZM260 84H261V83H260ZM49 85H50V83H49ZM49 85H48V86H49ZM73 85H75V84H72V87H73ZM76 85H77V84H76ZM86 85H87V84H86ZM99 85H100V84H99ZM141 85H142V84H141ZM143 85H144V84H143ZM163 85H164V84H163ZM190 85H191V84H190ZM206 85H207V84H206ZM208 85H210V84L208 83ZM228 85H229V83H228ZM253 85H254V84H253ZM255 85H257V84H255ZM258 85H259V84H258ZM258 85H257V86H258ZM25 86H26V85H25ZM45 86H46V84H45ZM50 86H51V85H50ZM56 86H58V84H57ZM69 86H70V85H69ZM79 86H80V85H79ZM81 86H82V85H81ZM147 86H148V85H147ZM153 86H154V85H153ZM166 86H167V84H166ZM173 86H174V85H173ZM173 86H172V84H171V87H173ZM182 86H183V85H182ZM191 86H194V84L191 85ZM196 86H197V85H196ZM201 86H202V85H201ZM229 86H230V85H229ZM229 86H228L227 88H229ZM231 86H233V85H231ZM239 86H240V85H239ZM247 86H248V85H246V88H248ZM257 86H256V87H257ZM260 86H261V85H260ZM260 86H259V87H260ZM28 87H29V86H28ZM46 87H47V86H46ZM72 87H71V88H72ZM86 87L88 88V86H86ZM148 87H149V86H148ZM162 87H163V86H162ZM164 87H165V86H164ZM164 87H163V88H164ZM188 87H189V86H188ZM233 87H234V86H233ZM241 87H244V86H241ZM253 87H254V86H253ZM259 87H258V88H259ZM48 88H49V87H48ZM51 88H52V87H51ZM57 88H58V87H57ZM60 88H61V87H60ZM62 88H63V87H62ZM62 88H61V91H62ZM68 88H69V87H68ZM80 88H81V87H80ZM155 88H156V87H155ZM159 88H160V87H159ZM181 88H182V87H181ZM195 88H196V87H195ZM27 89H28V88H27ZM31 89L33 90V87H31ZM40 89H42V87H41ZM66 89H67V88H66ZM72 89H73V88H72ZM72 89H71V91H72ZM75 89H76V88H75ZM84 89H86V88H84ZM98 89H99V88H98ZM101 89H102V88H101ZM144 89H146V88H144ZM151 89H152V88H151ZM170 89H171V88H170ZM173 89H175V88H172V91H173ZM185 89H186V87H185ZM199 89H200V88H199ZM208 89H209V88H208ZM233 89H234V88H233ZM243 89H245V87H244ZM252 89H253V88H252ZM29 90H30V89H29ZM47 90H48V89H47ZM51 90H52V89H51ZM51 90L49 89V91H51ZM57 90H60V89H57ZM63 90H64V88H63ZM86 90H87V89H86ZM157 90H158V89H157ZM160 90H161V89H160ZM163 90H164V89H163ZM176 90H177V89H176ZM176 90H175V91H176ZM182 90H183V88H182L181 91H180L181 94H182ZM187 90H188V89H187ZM187 90H186V91H187ZM195 90H197V89H195ZM200 90H201V89H200ZM238 90H240V89H238ZM15 91H16V90H15ZM27 91H28V90H27ZM33 91H34V90H33ZM35 91H36V90H35ZM35 91H34V92H35ZM40 91H41V90H40ZM45 91H46V90H45ZM67 91H68V90H67ZM71 91H70V94H71ZM74 91H75V90H74ZM76 91H77V90H76ZM81 91H82V90H81ZM98 91H99V90H98ZM144 91H145V90H144ZM144 91H143V92H144ZM164 91H165V90H164ZM172 91H171V92H172ZM183 91H184V90H183ZM227 91H229V89H227ZM233 91H235V90H233ZM233 91H232V93H233ZM249 91H251V90H249ZM17 92H19V90H18ZM29 92H30V91H29ZM38 92H39V90H38ZM42 92H44V90H43ZM46 92H47V91H46ZM79 92H80V90L78 91V93H79ZM93 92H94V91H93ZM99 92H100V91H99ZM152 92H153V91H152ZM171 92H170V95H171ZM173 92H174V91H173ZM217 92H218V91H217ZM219 92H220V91H219ZM222 92H223V91H222ZM224 92H225V90H224ZM236 92H237V91H236ZM238 92H240V91H238ZM241 92H242V90H241ZM244 92H245V91H244ZM246 92H247V90H246ZM0 93H1V91H0ZM15 93H16V92H15ZM27 93H28V92H27ZM30 93H31V92H30ZM39 93H41V92H39ZM55 93H57V91H56ZM65 93L69 94L68 92H65ZM76 93H77V92H76ZM81 93H82V92H81ZM81 93H79V94H81ZM133 93H134V91H133ZM137 93H138V92H137ZM141 93H142V92H141ZM144 93H145V92H144ZM167 93H168V92H167ZM175 93H176V92H175ZM177 93H178V92H177ZM183 93H184V92H183ZM185 93H186V92H185ZM191 93H192V92H191ZM193 93H194V91H193ZM196 93H200V92H196ZM227 93L230 94V91L227 92ZM227 93H226V94H227ZM242 93H243V92H242ZM20 94H22V93H20ZM23 94H24V93H23ZM36 94H38V93H36ZM45 94H46V93H43L44 96H45ZM49 94H50V93H49ZM70 94H69V95H70ZM90 94H91V93H90ZM99 94H100V93H99ZM103 94H104V93H103ZM107 94H108V93H107ZM172 94H173V93H172ZM222 94H223V93H222ZM233 94H234V93H233ZM245 94H246V93H245ZM251 94L253 95L254 92L251 93ZM40 95H42V94H40ZM62 95H63V93L61 94V96H62ZM64 95H66V94H64ZM64 95H63V96H64ZM75 95H76V94H75ZM83 95H84V94H83ZM132 95H133V94H132ZM138 95H139V94H138ZM146 95H147V94H146ZM184 95H185V94H184ZM194 95H195V94H194ZM203 95H204V94H203ZM216 95H217V94H216ZM223 95H224V94H223ZM223 95H222V96H223ZM237 95H238V94H237ZM237 95H235V96H233V97L236 98ZM243 95H244V93H243ZM248 95H249V94H248ZM23 96H24V95H23ZM25 96H26V95H25ZM29 96H31V94H30ZM34 96H35V95H34ZM36 96H37V95H36ZM44 96H43V97H44ZM49 96H50V95H49ZM55 96H56V95H55ZM67 96H68V95H67ZM73 96H74V95H73ZM73 96H72V97H73ZM90 96H91V95H90ZM95 96H96V94H95ZM103 96H104V95H103ZM139 96H140V95H139ZM143 96H144V94H143ZM147 96H148V95H147ZM171 96H172V95H171ZM175 96H176V95H175ZM177 96H178V94H177ZM177 96H176V98H177ZM182 96H183V95H182ZM182 96H181V97H182ZM219 96H220V95H219ZM241 96H242V95H241ZM241 96H240V97H241ZM27 97H28V95L26 96V98H27ZM40 97H41V96H40ZM51 97H52V93H51ZM99 97H101V96H99ZM135 97H136V96H135ZM145 97H146V96H145ZM145 97H144V98H145ZM173 97H174V96H173ZM183 97H185V96H183ZM195 97H196V96H195ZM195 97H194V98H195ZM216 97H217V96H216ZM225 97H226V96H225ZM32 98H33V97H32ZM54 98H55V97H54ZM58 98H59V97H58ZM61 98H62V97H61ZM66 98H68V97H66ZM70 98H71V97H70ZM76 98H77V97H76ZM76 98L74 97L75 100H77ZM81 98H82V97H81ZM81 98L79 99V100H80L79 103H82V102H81ZM87 98H89V95H88ZM112 98H114V97H112ZM131 98H133V97H131ZM141 98H142V97H141ZM151 98H152V97H151ZM186 98H187V97H186ZM204 98H205V97H204ZM212 98H213V97H212ZM221 98H222V97H221ZM230 98H231V97H230ZM238 98H239V96H238ZM245 98H246V97H245ZM245 98H244V99H245ZM249 98H251V97H249ZM29 99H30V98H29ZM29 99H27L28 102L30 101ZM42 99H43V98H42ZM50 99H51V98H50ZM52 99H53V98H52ZM52 99H51V100H52ZM91 99H93L92 96H91ZM91 99H89V100H91ZM95 99H96V98H95ZM104 99H105V98H104ZM107 99H108V97H107ZM137 99H138V98H137ZM139 99H140V98H139ZM145 99H146V98H145ZM148 99H149V98H148ZM224 99H225V98H224ZM233 99H234V98H233ZM233 99H231V100H233ZM241 99H242V97H241ZM0 100H3V99H0ZM21 100H22V99H21ZM25 100H26V99H25ZM31 100H32V99H31ZM33 100H34V98H33ZM33 100H32V101H33ZM47 100H48V99H47ZM56 100H57V99H56ZM60 100H61V99H60ZM63 100H64V99H63ZM65 100H66V99H65ZM82 100H83V99H82ZM84 100H86V99H84ZM89 100H87V101H89ZM99 100H100V99H99ZM102 100H103V98H102ZM114 100L117 101L118 99H117V100L114 99ZM146 100H147V99H146ZM146 100H145V102H146ZM173 100H174V99H173ZM175 100H177V99H175ZM178 100H179V99H178ZM189 100H190V99H189ZM192 100H193V99H192ZM194 100H195V99H194ZM213 100H214V98H213ZM227 100H228V99H227ZM246 100H248V99H246ZM23 101H24V100H23ZM32 101H30V102H32ZM41 101H42V100H41ZM69 101H70V99H69ZM104 101H106V99H105ZM130 101H131V99H130ZM179 101H180V100H179ZM200 101H201V99H200ZM220 101H221V100H220ZM229 101H230V100H229ZM244 101H245V100H244ZM249 101H250V100H249ZM15 102H16V101H15ZM15 102H14V104H15ZM25 102H26V101H25ZM30 102L28 103V106H27L28 108H29V104H30ZM37 102H38V101H37ZM45 102H46V101H45ZM47 102H48V101H47ZM50 102H52V101H50ZM56 102H57V101H56ZM71 102H72V101H71ZM77 102H78V101H77ZM84 102H85V101H84ZM95 102H96V101H95ZM108 102H109V101H108ZM111 102H112V101H111ZM147 102H148V101H147ZM150 102H151V101H150ZM180 102H181V101H180ZM226 102H227V101H226ZM226 102H225V103H226ZM245 102H247V101H245ZM3 103H4V102H3ZM5 103H6V102H5ZM7 103H8V102H7ZM11 103H12V102H10V104H11ZM48 103H49V102H48ZM52 103L54 104V102H52ZM57 103L60 104L59 102H57ZM67 103H68V102H67ZM75 103H76V102H75ZM101 103H102V102H101ZM104 103H105V102H104ZM132 103H133V102H132ZM132 103H131V104H132ZM139 103L141 104V102H139ZM186 103H187V102H186ZM188 103H189V101H188ZM222 103H223V102H222ZM237 103H239V101H238ZM242 103H243V102H242ZM10 104H9V105H10ZM14 104H13V106H15ZM19 104H20V103H19ZM21 104H23V103H21ZM36 104H37V103H36ZM42 104H43V103H42ZM50 104H51V103H50ZM61 104H62V103H61ZM88 104H89V103H88ZM88 104H87V105H88ZM90 104H91V103H90ZM96 104H97V103H96ZM98 104H99V103H98ZM98 104H97V105H98ZM108 104H109V103H108ZM108 104H107V105H108ZM111 104H112V103H111ZM120 104H121V103H120ZM124 104H126V103H124ZM144 104H147V103H144ZM177 104H178V103H177ZM179 104H180V103H179ZM193 104H194V103H193ZM199 104H200V103H199ZM199 104H198V105H199ZM220 104H221V103H220ZM226 104H227V103H226ZM228 104H229V103H228ZM233 104H234V103H233ZM239 104L241 105V103H239ZM243 104H244V103H243ZM5 105H6V104H5ZM11 105H12V104H11ZM16 105H17V104H16ZM38 105H39V104H38ZM38 105H37V106H38ZM47 105H48V104H47ZM47 105H46V106H47ZM54 105H55V104H54ZM54 105H53V106H54ZM62 105H64V104H62ZM68 105H69V104H68ZM68 105H66V106H68ZM77 105H78V107H80V104H77ZM84 105H85V104H84ZM84 105H83V106H84ZM115 105H116V104H114L113 106H115ZM128 105H129V104H128ZM187 105H188V104H187ZM187 105H186V106H187ZM203 105H204V104H203ZM205 105H206V104H205ZM212 105H213V104H212ZM231 105H232V104H231ZM6 106H8V105H6ZM33 106H34V105H33ZM46 106H45V109H47ZM64 106H65V105H64ZM64 106H63V107H64ZM92 106H93V105H92ZM131 106H132V105H131ZM135 106H136V105H135ZM138 106H139V105H138ZM141 106H142V105H141ZM183 106H184V105H183ZM227 106H228V105H227ZM244 106H245V105H244ZM246 106H247V104H246ZM17 107H18V106H17ZM40 107H41V106H40ZM55 107H56V106H55ZM55 107H54V109H55ZM59 107H60V106H59ZM76 107H77V106H76ZM86 107H87V106H86ZM94 107H95V106H94ZM111 107H112V106H111ZM111 107H110V109H111ZM115 107H116V106H115ZM123 107H124V106H123ZM146 107H148V105H147ZM151 107H152V106H151ZM184 107H185V106H184ZM184 107H183V108H184ZM192 107H193V106H192ZM216 107H217V106H216ZM225 107H226V106H225ZM11 108H12V107H10V109H11ZM14 108H16V107H14ZM20 108H21V107H20ZM23 108H24V107H23ZM64 108H65V107H64ZM64 108H63V109H64ZM73 108H74V105H73ZM98 108H99V107H98ZM100 108H101V107H100ZM100 108H99V109H100ZM107 108H109V106H107ZM129 108H130V107H129ZM138 108H139V107H138ZM144 108H145V107H144ZM178 108H179V107H178ZM196 108L198 109L197 104H196ZM207 108H211V106H210V107H207ZM217 108H218V107H217ZM226 108H227V107H226ZM230 108H232V107H230ZM248 108H249V107H248ZM0 109H1V108H0ZM2 109H3V108H2ZM12 109H13V108H12ZM32 109H33V108H32ZM42 109H43V108H42ZM48 109H49V108H48ZM54 109H53V110H54ZM58 109L60 110V108H58ZM63 109H62V110H63ZM75 109H77V108H75ZM78 109H80V108H78ZM87 109H88V108H87ZM95 109H96V108H95ZM103 109H105V108L103 107ZM116 109H117V108H116ZM126 109H127V108H126ZM142 109H143V108H142ZM180 109H182V108H180ZM193 109H194V108H193ZM222 109H223V108H221V110H222ZM244 109H245V108H244ZM7 110L9 111V109H7ZM23 110H25V109H23ZM23 110H22V112H23ZM35 110H36V108H35ZM56 110H57V109H56ZM56 110H55V111H56ZM64 110H65V109H64ZM80 110H81V109H80ZM82 110H84V108H83ZM82 110H81V111H82ZM85 110H86V109H85ZM93 110H94V109H93ZM96 110H97V109H96ZM108 110H109V109H108ZM139 110H140V109H139ZM184 110H185V109H184ZM184 110H183V111H184ZM188 110H189V109H188ZM198 110H200V109H198ZM208 110H209V109H208ZM213 110H214V109H213ZM218 110H219V109H218ZM221 110H220V111H221ZM223 110H224V109H223ZM223 110H222V111H223ZM240 110H241V109H240ZM27 111H28V109H27ZM40 111H41V110H40ZM40 111H39V112H40ZM44 111H45V110H44ZM46 111L48 112V110H46ZM46 111H45V112H46ZM71 111H72V110H71ZM89 111H91V110H89ZM94 111H95V110H94ZM94 111H93V112H94ZM104 111H105V110H104ZM115 111H116V110H115ZM121 111H122V110H121ZM127 111H128V110H127ZM136 111H137V110H136ZM136 111H135V112H136ZM150 111H151V110H150ZM210 111H211V110H210ZM233 111H234V110H233ZM233 111H232V113H234ZM9 112H10V111H9ZM9 112H8V113H9ZM12 112H13V110H12ZM47 112H46V114H47ZM50 112H51V111H50ZM64 112H65V111H64ZM73 112H75L74 109H73ZM76 112H78V110H76ZM83 112H84V111H83ZM95 112H97V111H95ZM100 112H102V111L100 110ZM106 112H107V111H106ZM108 112H109V111H108ZM108 112H107V113H108ZM110 112H111V111H110ZM112 112H113V110H112ZM125 112H126V111H125ZM130 112H131V111H130ZM133 112H134V111H133ZM137 112H138V111H137ZM141 112H143V111H141ZM185 112H186V111H185ZM192 112H194V111H192ZM192 112L189 111V113H190L191 115H192ZM201 112H202V111H201ZM201 112H200V113H201ZM218 112H219V111H218ZM226 112L228 113V111H226ZM241 112H242V110H241ZM243 112H244V110H243ZM10 113H11V112H10ZM18 113H19V111H18ZM25 113H27V112H25ZM32 113H33V112H32ZM79 113H80V112H79ZM85 113H86V112H85ZM97 113H98V112H97ZM107 113H106V114H107ZM117 113H118V110H117ZM131 113H132V112H131ZM131 113H130V114H131ZM198 113H199V112H198ZM200 113H199V114H200ZM230 113H231V112H230ZM232 113H231V114H232ZM244 113H245V112H244ZM16 114H17V113H16ZM22 114H23V113H22ZM28 114H29V111H28ZM34 114L37 115V113H35V112H34ZM41 114H44V113H41ZM41 114H40V115L38 114V115L41 116ZM46 114H44V115L46 116ZM53 114H54V112H53ZM55 114H56V113H55ZM55 114H54V115H55ZM73 114H74V113H73ZM77 114H78V113H77ZM90 114H92V113H90ZM95 114H96V113H95ZM103 114H104V113H103ZM118 114H119V113H118ZM134 114H135V113H134ZM155 114H156V113H155ZM176 114H177V113H176ZM181 114H182V113L180 112V117H181ZM218 114H219V113H218ZM2 115H3V114H2ZM24 115H25V114H24ZM51 115H52V113H51ZM58 115H59V114H58ZM67 115H69V113H67ZM70 115H72V114H70ZM78 115H79V114H78ZM83 115H84V114H83ZM96 115H97V114H96ZM109 115L111 116V114H109ZM109 115H107V116L109 117ZM125 115H126V114H125ZM125 115H124V116H125ZM127 115H129V113H128ZM136 115H137V114H136ZM139 115H140V114H139ZM147 115H149V114H147ZM184 115H185V114H184ZM195 115H196V114H195ZM213 115H214V114H213ZM223 115H224V114H223ZM241 115H242V113H241ZM26 116H27V114H26ZM62 116H63V115H62ZM74 116H76V115H74ZM79 116H82V115H79ZM93 116H94V115H92V118H93ZM120 116H121V115H120ZM129 116H130V115H129ZM177 116H178V115H177ZM185 116H186V115H185ZM187 116H188V115H187ZM187 116H186V117H187ZM197 116H198V115H197ZM226 116H227V115H226ZM229 116H231V115H229ZM239 116H240V115H239ZM245 116H247V115H245ZM22 117H23V116H22ZM30 117H31V116H30ZM34 117H35V116H34ZM46 117H47V116H46ZM49 117H50V116H49ZM56 117H57V116H56ZM56 117H54V118H56ZM77 117H78V116H77ZM83 117H84V116H83ZM85 117H86V116H85ZM88 117H89V119H90V116H88ZM100 117H101V116H100ZM112 117H113V116H112ZM112 117H111V118H112ZM136 117H137V116H136ZM138 117H140V116H138ZM149 117H150V116H149ZM175 117H176V116H175ZM175 117H174V118H175ZM201 117H202V116H201ZM207 117H208V116H207ZM215 117H216V116H215ZM218 117H219V116H218ZM224 117H225V116H224ZM227 117H228V116H227ZM1 118H2V116H1ZM18 118H19V117H18ZM18 118H17V119H18ZM35 118H36V117H35ZM44 118H45V117H44ZM47 118H48V117H47ZM75 118H76V117H75ZM94 118H95V117H94ZM98 118H99V117H98ZM103 118H105V117H103ZM115 118L117 119V117H115ZM118 118H119V117H118ZM130 118H131V117H130ZM130 118H129V120H130ZM133 118H134V117H133ZM143 118H144V117H143ZM147 118H148V117H147ZM147 118H146V119H147ZM176 118H177V117H176ZM15 119H16V118H15ZM17 119H16V120H17ZM33 119H34V118H33ZM36 119H37V118H36ZM36 119H35V121H36ZM61 119H62V118H61ZM69 119H70V118H69ZM69 119H68V120H69ZM101 119H102V118H101ZM123 119H124V118H123ZM136 119H137V118H136ZM179 119H180V118H179ZM183 119H186V118H183ZM193 119H194V117H193ZM200 119H201V118H200ZM211 119H213V118H211ZM220 119H221V118H220ZM224 119H226V118H224ZM228 119H229V118H228ZM6 120H7V119H6ZM23 120H24V119H23ZM28 120H29V122H30V120H32V119H29V118H28ZM28 120H26V121H28ZM41 120H42V119H41ZM56 120H57V119H56ZM58 120H59V118H58ZM81 120H82V119H81ZM83 120H84V119H83ZM83 120H82V121H83ZM91 120H92V119H91ZM94 120H95V119H94ZM97 120H98V119H97ZM103 120H104V119H103ZM138 120H139V119H138ZM140 120H141V119H140ZM173 120H175V119H173ZM190 120H192V119H190ZM194 120H195V119H194ZM205 120H206V119H205ZM205 120H204V121H205ZM232 120H233V118H232ZM7 121H8V120H7ZM14 121H15V120H14ZM19 121H20V120H19ZM38 121H39V120H38ZM43 121H44V120H43ZM50 121H51V120H50ZM50 121H49V122H50ZM62 121H64V120H61L60 122H62ZM78 121H79V120H78ZM89 121H90V120H89ZM92 121H93V120H92ZM92 121H91V122H92ZM95 121H96V120H95ZM105 121H106V120H105ZM113 121H114V120H113ZM115 121H116V120H115ZM119 121H120V120H119ZM121 121H122V120H121ZM124 121H125V120H124ZM130 121H131V120H130ZM130 121H129V122H130ZM134 121H135V119H134ZM134 121H132V123H133ZM182 121H183V120H182ZM199 121H201V120H199ZM199 121H198V122H199ZM214 121H215V120H214ZM9 122H10V121H9ZM22 122H23V121H22ZM22 122H21V123H22ZM49 122H48V123H49ZM70 122H71V121H70ZM72 122H74V121H72ZM72 122H71V123H72ZM76 122H77V121H76ZM80 122H81V121H80ZM101 122H102V121H101ZM101 122H100V123H101ZM107 122H109V121H106V123H107ZM110 122H112V121L110 120ZM116 122H118V119H117ZM116 122H115V123H116ZM122 122H123V121H122ZM129 122H127V123L129 124ZM137 122H138V121H137ZM190 122H191V121H190ZM190 122H189V124H190ZM194 122H195V121H194ZM198 122H197V123H198ZM207 122H208V121H207ZM207 122H206V123H207ZM218 122H219V121H217L216 123H218ZM230 122H231V121H230ZM233 122H234V121H233ZM4 123H5V121H4ZM4 123H3V124H4ZM31 123H32V122H31ZM42 123H43V122H42ZM46 123H47V122H46ZM51 123H52V122H51ZM63 123H64V122H63ZM81 123H82V122H81ZM85 123H86V120H85ZM89 123H90V122H89ZM95 123H96V122H95ZM100 123H99V124H100ZM115 123H114V124H115ZM120 123H121V122H120ZM134 123H135V122H134ZM138 123H140V122H138ZM180 123H181V122H180ZM180 123H178V124H180ZM185 123H186V122H185ZM191 123H192V122H191ZM200 123H201V122H200ZM203 123H204V122H203ZM213 123H214V122H213ZM213 123H212V125L215 124V123H214V124H213ZM220 123H221V125H222V122H221V121H220ZM226 123H227V122H226ZM237 123H238V122H237ZM237 123H236V124H237ZM1 124H2V123H1ZM11 124H12V122H11ZM11 124H10V125H11ZM15 124H16V123H15ZM18 124H19V123H18ZM29 124H30V123H29ZM29 124H28V125H29ZM33 124H36V122L33 123ZM43 124H44V123H43ZM54 124H55V123H54ZM67 124H68V123H67ZM75 124H76V123H75ZM101 124H102V123H101ZM109 124H111V123H109ZM109 124H108V125H109ZM123 124H124V123H123ZM182 124H183V123H182ZM224 124H225V123H224ZM229 124H231V123H229ZM4 125H5V124H4ZM10 125H9V126H10ZM22 125H23V124H22ZM46 125H47V124H46ZM52 125H53V124H52ZM59 125H60V124H59ZM73 125H74V124H73ZM78 125H79V124H78ZM87 125H88V124H87ZM95 125H96V124H95ZM95 125H92V126H95ZM106 125H107V124H106ZM108 125H107V126H108ZM111 125H113V122H112ZM116 125H118V124L116 123L115 126H116ZM134 125H135V124H134ZM137 125H138V124H137ZM140 125H141V124H140ZM195 125H197V124L195 123ZM199 125H200V124H199ZM206 125H207V124H206ZM212 125H211V126H212ZM217 125H218V124H217ZM219 125H220V124H219ZM12 126H13V125H12ZM30 126H31V125H30ZM49 126H50V125H49ZM65 126H66V125H65ZM79 126L81 127V125H79ZM85 126H86V125H85ZM92 126H91V127H92ZM113 126H114V125H113ZM113 126H111V127H113ZM119 126H120V125H119ZM124 126H125V125H124ZM124 126H123V128H124ZM178 126H179V125H178ZM178 126H177V127H178ZM187 126H188V125L186 124L185 127H187ZM202 126H203V125H202ZM211 126H210V127H211ZM231 126H232V124H231ZM3 127L5 128V126H3ZM6 127H7V126H6ZM14 127H15V126H14ZM25 127H26V126H25ZM32 127H33V126H32ZM35 127H37V126L35 125ZM41 127H42V126H41ZM47 127H48V126H47ZM52 127H53V126H52ZM52 127H50V128H52ZM62 127H64V126L62 125ZM62 127H61V128H62ZM89 127H90V126H89ZM98 127L100 128V126H98ZM120 127H122V126H120ZM126 127H127V126H126ZM139 127H140V126H139ZM170 127H171V125H170ZM177 127H176V128H177ZM182 127H183V126H182ZM216 127H217V126H216ZM221 127H222V126H221ZM226 127H227V126H226ZM11 128H12V127H11ZM15 128H16V127H15ZM38 128H39V127H38ZM44 128H45V127H44ZM92 128H93V127H92ZM118 128H119V127H118ZM130 128H131V127H129V129H128V130H129V133H130L131 130H132V129H130ZM132 128H133V127H132ZM187 128H188V127H187ZM187 128H186V130H187ZM229 128H230V127H229ZM241 128H242V127H241ZM19 129H20V128H19ZM27 129H28V128H27ZM36 129H37V128H36ZM39 129H40V128H39ZM59 129H60V128H59ZM70 129H71V128H70ZM74 129H75V128H74ZM95 129H96V126H95ZM106 129H108V128L106 127ZM110 129H111V128H110ZM114 129H115V128H114ZM134 129H135V128H134ZM134 129H133V130H134ZM164 129H165V128H164ZM169 129H170V128H169ZM169 129H168V131L171 132V129H170V130H169ZM174 129H175V128H174ZM196 129H197V128H194V130H196ZM201 129H202V128H201ZM212 129H213V128H212ZM5 130H6V129H5ZM5 130H4V131H5ZM10 130H11V129H10ZM20 130H22V129H20ZM31 130H32V129H31ZM41 130H42V129H41ZM43 130H44V129H43ZM97 130H98V129H97ZM97 130H93V132H94V131H97ZM108 130H109V129H108ZM111 130H113V129H111ZM111 130H110V131H111ZM124 130L127 131V128L124 129ZM183 130H184V132H186L185 129H183ZM183 130H182V133H183ZM199 130H200V129H199ZM202 130H204V129H202ZM202 130H200V131H201V134H202L203 132H204V133H207V132H205V130L202 132ZM206 130H207V129H206ZM226 130H227V129H226ZM24 131H25V130H24ZM35 131H36V130H35ZM46 131H47V130H46ZM48 131H49V130H48ZM55 131H56V130H55ZM57 131H58V130H57ZM81 131H82V130H81ZM117 131H118V129H117ZM117 131H116V132H117ZM120 131H121V128H120ZM162 131H163V130H162ZM189 131H190V133H191V130H189ZM207 131H208V130H207ZM221 131H222V130H220V132H221ZM228 131H229V130H228ZM7 132L9 133V131H6V133H7ZM14 132H15V131H14ZM25 132H26V131H25ZM30 132H31V131H30ZM32 132H33V131H32ZM43 132H45V131H43ZM76 132H77V131H76ZM90 132H91V131H90ZM116 132L114 131V135L117 134ZM118 132H119V131H118ZM122 132L124 133V131H122ZM122 132H119L120 135H121ZM158 132H160V131H158ZM158 132L156 131L157 134H158ZM166 132H167V131H166ZM179 132H181V131H179ZM194 132H197V131H194ZM215 132H216V131H215ZM0 133H1V132H0ZM10 133H12V132H10ZM10 133H9V134H10ZM21 133H22V132H21ZM28 133H29V132H28ZM33 133H34V132H33ZM35 133H36V132H35ZM37 133H39V132H37ZM40 133H41V132H40ZM47 133H48V132H47ZM58 133H59V132H58ZM78 133H79V129H78ZM88 133H89V132H88ZM105 133H107V131L105 132L104 128H103V129L101 128V130L98 131V132L96 133V135H94L95 133H92V134L94 135V137H95L96 139H97V138L100 139V140L102 141V143H103L104 141H106V140H105L106 137H111V136H113V134H111V133H113V132H108L106 135H105ZM125 133H127V132H125ZM125 133H124V134H125ZM129 133H127V135H128ZM177 133H178V132H177ZM188 133H189V132H188ZM204 133H203V134H204ZM230 133H231V131H230ZM230 133H229V134H230ZM4 134H5V133H4ZM13 134H14V133H13ZM17 134H19V133H17ZM41 134H43V133H41ZM44 134H45V133H44ZM52 134H53V132H52ZM54 134H55V133H54ZM64 134H65V133H64ZM79 134H80V133H79ZM82 134H83V133H82ZM89 134H91V133H89ZM89 134H88V135H89ZM92 134H91V135H92ZM133 134H134V133H133ZM161 134H162V133H161ZM167 134H168V132L166 133V135H167ZM178 134H179V133H178ZM197 134H198V132H197ZM201 134H200V135H201ZM20 135H21V134H20ZM26 135H27V134H26ZM38 135H39V134H38ZM46 135H47V134H46ZM49 135H50V134H49ZM55 135H56V134H55ZM80 135H81V134H80ZM107 135H108V136H107ZM131 135H132V132H131ZM131 135H130V136H131ZM158 135H159V134H158ZM168 135H169V134H168ZM181 135H182V134H181ZM183 135H184V134H183ZM185 135H186V134H185ZM190 135H192V134H190ZM195 135H196V134H195ZM195 135H194V136H195ZM200 135H199V137H200ZM204 135H205V134H204ZM207 135H208V134H207ZM218 135H219V134H218ZM220 135H221V134H220ZM223 135H224V134H223ZM227 135H228V134H227ZM2 136H3V135H2ZM11 136H12V135H10V137H11ZM17 136L19 137V135H17ZM33 136H35V135H33ZM33 136L31 135V137H33ZM36 136H37V134H36ZM44 136H45V135H44ZM44 136H43V137H44ZM50 136H51V135H50ZM63 136H64V135H63ZM65 136H67V134H65ZM65 136H64V137H65ZM69 136H70V135H69ZM77 136H78V138H79V135H77ZM77 136H76V137H77ZM85 136H86V135H85ZM124 136H126V135H124ZM140 136H141V135H140ZM164 136H165V135H164ZM164 136H163V137H164ZM175 136H176V133H175ZM186 136L189 137L188 134H187ZM211 136H212V135H211ZM214 136H215V135H214ZM237 136H238V135H237ZM15 137H16V136H14V138H15ZM28 137H29V135H28ZM57 137H59V136L57 135ZM61 137H62V136H61ZM64 137H63V138H64ZM67 137H68V136H67ZM90 137H91V136H90ZM117 137H118V135H117ZM152 137H153V136H152ZM167 137H168V136H167ZM178 137H179V135H178ZM180 137H182V136H180ZM180 137H179V138H180ZM183 137H184V136H183ZM190 137H191V136H190ZM192 137H193V135H192ZM207 137H208V136H207ZM21 138H22V137H21ZM24 138H25V137H23V139H24ZM49 138H51V137H49ZM52 138H53V137H52ZM87 138H89V137H87ZM95 138H94V139H95ZM112 138H113V137H112ZM115 138H116V137H115ZM115 138H114V139H115ZM123 138H124V137H123ZM154 138H156V136H155ZM158 138H159V137H158ZM179 138H178V139H179ZM184 138H186V137H184ZM184 138H182V140H183ZM204 138L206 139V136H205ZM204 138H203V136H202L201 139L203 140ZM231 138H232V137H231ZM233 138H234V137H233ZM5 139H6V137H5ZM18 139H19V138H18ZM25 139H27V137H26ZM25 139H24V140H25ZM34 139H35V138H34ZM34 139H31V140H34ZM46 139H47V138H46ZM55 139H56V137H55ZM75 139H76V138H75ZM90 139H92V138H90ZM96 139H95V142L97 141ZM108 139H109V138H108ZM138 139H139V138H138ZM138 139H137V140H138ZM140 139H141V137H140ZM159 139H160V138H159ZM165 139H166V138H165ZM170 139H171V138H170ZM172 139H173V138H172ZM172 139H171V140H172ZM178 139H177V140H178ZM187 139H188V138H186V140H187ZM198 139H199V138H198ZM211 139H212V138H211ZM2 140H3V139H2ZM2 140L0 139V141H2ZM9 140H11V139H7V143H8ZM24 140H23V142H24ZM29 140H30V139H29ZM40 140H41V139H40ZM49 140H50L49 143H51V140H52V139H49ZM53 140H54V139H53ZM57 140H58V139H57ZM59 140H60V139H59ZM65 140H66V139H65ZM69 140H70V139H69ZM69 140H68V141H69ZM76 140H77V139H76ZM80 140H81V139H80ZM111 140H112V139L107 140V142H106V144L104 145V147L107 145V143H110V144L113 143V142H111ZM115 140H116V139H115ZM167 140H169V139H167ZM190 140H191V139H190ZM202 140H201V141H202ZM228 140H229V139H228ZM231 140H232V139H231ZM237 140H238V139H237ZM5 141H6V140H5ZM20 141H22V140H20ZM62 141H63V140H62ZM71 141H72V139H71ZM85 141L87 142V139H86ZM91 141H92V140H91ZM91 141H89V143H90ZM98 141H99V140H98ZM101 141H100V142H101ZM112 141H113V140H112ZM117 141H118V140H117ZM173 141H174V140H173ZM179 141H180V139H179ZM188 141H189V140H188ZM207 141H211V140L209 139V140H207ZM207 141H204V144H205V142H207ZM219 141H220V140H219ZM242 141H243V140H242ZM242 141H241V144H242ZM14 142H15V143H19L18 141L16 142L15 140L13 141V143H14ZM31 142H32V141H31ZM31 142H30V143H31ZM33 142H34V141H33ZM37 142H38V141H37ZM44 142H46V140H44ZM47 142H48V141H47ZM57 142H58V141H57ZM73 142H74V139H73ZM73 142H70V143L72 144ZM80 142H81V141H80ZM82 142H83V141H82ZM93 142H94V141H93ZM121 142H122V141H121ZM123 142H124V141H123ZM135 142H136V141H135ZM157 142H159V141H157ZM165 142H166V141H165ZM183 142H184V141H183ZM186 142H187V141H186ZM194 142H195V144H196V141H194ZM213 142H214V141H213ZM11 143H12V142H11ZM11 143H10V144H11ZM15 143H14V144H15ZM20 143H22V142H20ZM24 143H28V142H24ZM40 143H41V142H40ZM60 143H61V142H60ZM70 143H68V144H70ZM75 143H76V142H75ZM91 143H92V142H91ZM97 143H98V142H97ZM114 143H117V142L115 141ZM169 143H172V145H173V142H172V141L169 142ZM175 143L179 145V143H177V141H176ZM181 143H182V142H181ZM197 143H198V141H197ZM200 143H201V142H200ZM210 143H211V142H210ZM214 143H215V142H214ZM220 143H221V142H220ZM31 144H32V143H31ZM34 144H35V143H34ZM42 144H43V143H42ZM47 144H48V143H47ZM47 144L44 143L43 145H47ZM71 144H70V145H71ZM81 144H82V143H81ZM84 144H85V143H84ZM100 144H101V143H100ZM117 144H118V143H117ZM143 144H144V143H143ZM150 144H152V143H150ZM156 144H157V143H156ZM162 144H163V143H162ZM164 144H165V143H164ZM164 144H163V145H164ZM198 144H199V143H198ZM217 144H219V143H217ZM241 144H240V145H241ZM4 145H6V142H5ZM15 145H16V144H15ZM18 145H20V144H18ZM18 145H17V146H18ZM27 145H29V144H27ZM27 145H25V146H27ZM32 145H33V144H32ZM52 145L54 146L53 143H52ZM52 145H49V146H50V147H53ZM66 145H67V144H66ZM74 145H77V144H74ZM85 145H86V144H85ZM102 145H103V144H101V146H102ZM114 145H115V144H114ZM114 145H113V146H114ZM137 145H138V144H137ZM139 145H140V144H139ZM141 145H142V144H141ZM146 145H147V144H146ZM148 145H149V144H148ZM169 145H170V144H169ZM169 145H168V147H170ZM185 145H186V144H185ZM190 145H191V144H190ZM193 145H194V144H193ZM7 146H9V145H7ZM21 146H22V145H21ZM21 146H18V147H21ZM34 146H35V145H34ZM62 146H63V144H62ZM67 146H69V145H67ZM77 146H78V145H77ZM88 146H89V145H88ZM90 146H91V145H90ZM95 146L97 147L98 145H95ZM101 146H100V148H101ZM108 146H109V144H108ZM111 146H112V144H111ZM121 146H122V145H121ZM142 146H143V145H142ZM144 146H145V144H144ZM151 146H152V145H151ZM151 146H150V148H151ZM174 146H175V145H174ZM186 146H188V144H187ZM213 146H214V145H213ZM238 146H239V144H238ZM13 147H14V146H12L11 148H13ZM23 147H24V145H23ZM27 147H28V146H27ZM27 147H26V148H27ZM55 147H56V146H55ZM57 147H58V146H57ZM60 147H61V146H60ZM69 147H70V146H69ZM71 147H72V146H71ZM79 147H80V146H79ZM85 147H86V146H85ZM92 147H93V145H92ZM133 147H134V146H133ZM156 147H157V146H156ZM156 147H155V148H156ZM175 147H176V146H175ZM175 147H173V148H175ZM177 147H178V146H177ZM177 147H176V148H177ZM233 147H234V146H233ZM6 148H7V147H6ZM26 148H24V149H25V152H26ZM29 148H30V147H29ZM36 148H37V144H36ZM63 148H64V146H63ZM65 148H66V147H65ZM73 148H74V147H73ZM77 148H78V147H77ZM86 148L88 149V147H86ZM97 148H98V147H97ZM102 148H103V147H102ZM114 148H115V147H114ZM114 148H113V149H114ZM119 148H121V147H119ZM157 148H158V147H157ZM166 148H167V146H166ZM171 148H172V146H171ZM179 148H180V146H179ZM179 148H178V149H179ZM7 149H8V148H7ZM14 149H15V148H13V151H14V152H12V153L15 154L16 152H15ZM50 149H51V148H50ZM66 149H67V148H66ZM78 149H79V148H78ZM84 149H85V148H83V150H84ZM92 149H93V148H92ZM103 149H104V148H103ZM110 149H111V148H110ZM144 149H146V148H144ZM148 149H149V148H148ZM151 149H152V148H151ZM153 149H154V148H153ZM161 149L163 150V149H165V148H161ZM180 149H181V148H180ZM182 149H184V147H183ZM199 149H200V148H199ZM210 149H211V148H210ZM213 149H214V148H213ZM218 149H219V148H218ZM238 149H241V147H240V148L238 147V148H237V151H238ZM28 150L31 151V149H28ZM36 150H37V149H36ZM44 150H45V149H44ZM48 150H49V149H48ZM53 150H54V149H53ZM53 150H51V151H53ZM59 150H61V149H59ZM67 150H68V149H67ZM96 150H97V149H96ZM156 150H157V149H156ZM188 150H190V149H188ZM214 150H215V149H214ZM232 150H233V149H232ZM241 150H242V149H241ZM17 151H18V149H17ZM32 151H33V150H32ZM40 151H43V149H42V150L39 149L38 153H40ZM68 151H69V150H68ZM68 151H67V153H68ZM75 151H76V149H75ZM87 151H89V150H86V153H87ZM98 151H99V150H98ZM102 151H103V150H102ZM102 151H101V152H102ZM104 151H105V150H104ZM109 151H111V150H109ZM122 151H123V150H122ZM132 151H134V150H132ZM137 151H138V150H137ZM139 151H140V150H139ZM165 151H170V150L167 149V150H165ZM178 151L181 152V150H178ZM184 151H185V150H184ZM194 151H196V150H194ZM197 151H199V150H197ZM201 151H203V150H201ZM209 151H210V150H209ZM218 151H219V150H218ZM237 151H236V152H237ZM0 152H1V150H0ZM25 152H23V153H25ZM64 152H65V151H64ZM83 152H84V151H83ZM91 152H92V151H91ZM91 152H89V153H91ZM106 152H107V150H106ZM112 152H113V151H112ZM119 152H120V151H119ZM134 152H135V151H134ZM140 152H141V151H140ZM145 152H146V151H145ZM154 152H155V151H154ZM156 152H157V151H156ZM156 152H155V157L157 158V156H156ZM159 152L161 153L162 151L159 150ZM173 152H174V151H173ZM188 152H189V151H188ZM212 152H213V151H212ZM214 152H215V151H214ZM214 152H213V153H214ZM216 152H217V151H216ZM1 153H2V152H1ZM3 153H4V152H3ZM6 153H7V152H6ZM30 153H31V152H30ZM42 153H43V152H42ZM50 153H52V152H50ZM61 153H62V152H61ZM65 153H66V152H65ZM69 153H70V152H69ZM84 153H85V152H84ZM92 153H95V150H94V152H92ZM115 153H116V152H115ZM141 153L143 154V149H142V152H141ZM160 153H159V154H160ZM162 153H164V155H165V152H162ZM170 153H172V152H169V154H168V152H166V154H168V155H170ZM174 153H175V152H174ZM181 153H182V152H181ZM192 153H193V152H192ZM196 153H197V152H196ZM217 153H218V152H217ZM239 153H240V152H239ZM26 154H27V152H26ZM28 154H29V152H28ZM33 154H34V153H33ZM46 154H47V153H46ZM54 154H56L55 151H54V153H52V155L54 156ZM77 154H78V153H77ZM99 154H100V153H99ZM102 154L104 155L105 153H102ZM118 154H119V153H118ZM136 154H137V153H136ZM142 154H141V155H142ZM148 154H149V152H148ZM172 154H173V153H172ZM172 154H171V155H172ZM177 154H179V152H178ZM177 154H175V155H177ZM193 154H194V153H193ZM202 154H203V153H202ZM207 154H208V153H207ZM234 154H235V153H234ZM1 155H2V154H1ZM1 155H0V156H1ZM10 155H11V154H10ZM21 155H22V154H21ZM42 155L45 156V154H42ZM52 155H51V156H52ZM56 155H57V154H56ZM56 155H55V156H56ZM61 155H62V154H61ZM64 155H66V154H64ZM68 155H69V154H67V156H68ZM71 155H72V154H71ZM74 155H75V154H74ZM79 155H80V154H78L77 156H79ZM81 155L83 156V154H81ZM86 155H87V154H86ZM86 155H85V156H86ZM91 155H92V154H91ZM95 155H97V154H95ZM132 155H133V154H132ZM138 155H139V153H138ZM143 155H144V154H143ZM146 155H147V154H146ZM160 155L162 156V154H160ZM160 155H159V156H160ZM175 155H174V157H175ZM186 155H187V154H186ZM195 155H196V154H195ZM8 156H9V155H8ZM15 156H18V155L15 154ZM22 156H23V155H22ZM22 156H18V157H22ZM31 156H32V155L30 154V157H31ZM33 156H34V155H33ZM35 156H36V155H35ZM35 156H34V157H35ZM53 156H52V158H53ZM67 156H66V157H67ZM82 156H81V157H82ZM104 156L106 157V155H104ZM110 156H111V155H110ZM135 156H136V155H135ZM139 156H140V155H139ZM147 156H148V155H147ZM151 156L154 157L153 155H151ZM159 156H158V157H159ZM161 156H160V157H161ZM177 156H178V157L180 156L179 158H181L182 155L179 154V155H177ZM177 156H176V157H177ZM217 156H218V155H217ZM10 157H11V156H10ZM10 157H9V158H10ZM12 157H14V156L12 155ZM30 157H29V158H30ZM38 157H40L39 154H38ZM38 157H36V158H38ZM41 157H42V156H41ZM46 157H47V155H46ZM46 157H45V158H46ZM73 157H75V156H73ZM73 157H72V158H73ZM96 157H97V156H96ZM102 157H103V156H102ZM130 157H131V156H130ZM141 157H142V156H141ZM141 157H140V158H141ZM145 157H146V156H145ZM149 157H150V156H149ZM160 157H159V158H160ZM165 157H166V156H165ZM168 157H169V156H168ZM174 157H173V158H174ZM187 157H188V156H187ZM190 157H193V156L190 155ZM200 157H201V156H200ZM5 158H6V157H5ZM26 158H27V157H26ZM31 158H32V157H31ZM31 158H30V160L33 159V158H32V159H31ZM55 158H56V157H55ZM79 158H80V157H79ZM82 158H84V157H82ZM85 158H86V157H85ZM97 158H98V157H97ZM108 158H110V157H108ZM135 158H136V157H135ZM171 158H172V157H171ZM171 158H170V159H171ZM193 158H194V157H193ZM193 158H192V159H193ZM196 158H197V157H196ZM218 158H219V157H218ZM221 158H223V156H222ZM237 158H239V156H238ZM237 158H236V159H237ZM7 159H8V157H7ZM10 159H12V158H10ZM18 159H20V158H17L16 161H18ZM21 159H22V158H21ZM38 159H39V158H38ZM41 159H42V158H41ZM58 159H59V157H58ZM64 159H65V158H64ZM77 159H78V158H77ZM77 159H75V160H77ZM89 159L92 160L91 162H92V165H93V163H94L93 159H94V158L91 159V158H90V155H89ZM104 159H105V158H104ZM106 159H107V157H106ZM133 159H134V156H133ZM150 159H151V158H150ZM161 159L163 160V157H161ZM177 159H178V158H177ZM177 159H176V160H177ZM183 159H184V158H183ZM186 159H187V161H188V158H186ZM189 159H190V158H189ZM192 159H190V160H192ZM199 159H200V158H199ZM1 160H2V159H1ZM13 160H14V159H13ZM23 160H24V159H23ZM26 160H27V162H28V159H26ZM30 160H29V161H30ZM51 160H52V159H51ZM60 160H62V159L60 158ZM70 160H72V159H70ZM70 160H68V161H70ZM78 160H79V159H78ZM81 160H82V159H81ZM83 160H84V159H83ZM83 160H82V162H83ZM86 160H87V159H86ZM96 160H97V159H96ZM98 160H99V158H98ZM100 160H101V157H100ZM109 160H111V159H109ZM109 160H108V161H109ZM129 160H131V158H130ZM134 160H137V159H134ZM134 160H133V161H134ZM141 160H142V159H141ZM147 160H148V157H147ZM152 160H153V158H152ZM156 160H157V159H155V161H156ZM162 160H161V161H162ZM165 160H166V159H165ZM193 160H194V159H193ZM193 160H192V161H193ZM5 161H6V160H5ZM5 161H4V162H5ZM7 161H8V160H7ZM7 161H6V162H7ZM9 161H10V160H9ZM21 161H22V160H21ZM32 161H33V160H32ZM34 161H35V163H36V160H35V159H34ZM34 161H33V162H34ZM39 161H40V160H39ZM41 161H43V159H42ZM63 161H64V160H62V162H60V163H63ZM79 161H80V160H79ZM88 161H89V160H88ZM102 161H103V160H102ZM102 161H101V162H102ZM111 161H113V159H112ZM139 161H140V160H139ZM163 161H164V160H163ZM171 161H172V160H171ZM171 161H170V162H171ZM187 161H186V162H187ZM200 161L203 162L204 160L201 159ZM27 162H26V163H27ZM33 162H32V167H33ZM44 162H45V161H44ZM44 162H43V163H44ZM48 162H49V161H48ZM48 162H46V163H48ZM55 162H56V161H55ZM103 162H105V161H103ZM103 162H102L101 165H103ZM144 162H146V161H144ZM153 162H154V161H153ZM156 162H157V161H156ZM166 162H167V160H166ZM179 162H180V161H179ZM193 162H194V161H193ZM198 162H199V161H198ZM205 162H207V160H206ZM210 162H211L212 164L214 163L213 161H210ZM218 162H219V161H218ZM224 162H225V161H224ZM224 162H223V163H224ZM231 162H232V161H231ZM8 163H9V162H8ZM11 163H12V161H11ZM11 163L9 164L10 166H11ZM14 163H15V165L17 164V162H14ZM19 163H20V162H19ZM21 163H23V162H21ZM29 163L31 164V161H30ZM29 163H28V164H29ZM37 163H38V162H37ZM43 163H42V164H43ZM46 163H45V164H46ZM49 163H50V162H49ZM49 163H48V164H49ZM60 163H58L59 166H60ZM66 163H67V162H66ZM66 163L64 162V165H62V164H61V165L64 166V167L66 168V167H67V164H66ZM72 163H73V161H72ZM83 163H84V162H83ZM108 163H110V162H108ZM128 163H129V162H128ZM131 163H132V162H131ZM138 163H139V162H138ZM141 163H142V162H141ZM146 163H148V162H146ZM171 163H172V162H171ZM176 163H177V161H176ZM184 163H185V159H184ZM226 163H227V162H226ZM234 163H235V162H234ZM260 163H261V162H260ZM5 164H6V163H5ZM5 164H4V165H5ZM55 164H56V163H55ZM55 164H54V165H55ZM65 164H66V166H65ZM76 164L78 165V163H75V165H76ZM80 164H81V163H80ZM95 164H96V167H97L98 164H97V163H95ZM139 164H140V163H139ZM150 164H152V161H151ZM173 164H175V163H173ZM178 164H179V163H178ZM200 164H201V163H200ZM209 164H210V163H209ZM209 164H208V165H209ZM212 164H211V165H212ZM237 164H238V163H237ZM9 165L7 166V169H8V168L10 169V166H9ZM18 165L21 166L20 164H17V167H18ZM24 165H25V164H24ZM40 165H41V163L39 164V166H40ZM46 165H47V164H46ZM49 165H50V164H49ZM49 165H48V166H49ZM71 165H72V164H71ZM71 165H70V166H71ZM75 165H74V166H75ZM77 165H76V166H77ZM86 165H89V164H86ZM111 165H113V164H111ZM126 165H127V164H126ZM132 165H133V163H132ZM142 165H143V164H141L140 166H142ZM144 165H146V164H144ZM160 165L162 166L161 163H160ZM181 165H184V164H181ZM186 165H188V164L186 163ZM221 165H222V164H221ZM259 165H260V164H259ZM13 166H14V165H13ZM22 166H23V165H22ZM26 166H27V165H26ZM28 166H29V165H28ZM36 166H37V165H36ZM39 166H38V167H39ZM48 166H47V168H48ZM50 166H52V165H50ZM56 166H58V165H56ZM70 166H69V167H70ZM72 166H73V165H72ZM98 166H100V165H98ZM108 166H109V165H108ZM108 166H107V167H108ZM113 166H114V165H113ZM130 166H131V164H130ZM146 166H147V168H148V167H151L152 165H149V166H148V164H147ZM161 166H160V167L158 166V167H159V168H162ZM164 166H165V165H163V167H164ZM173 166H174V165H173ZM173 166H172V167H173ZM177 166H178V165H177ZM179 166H180V165H179ZM188 166H189V165H188ZM194 166H195V165H194ZM201 166H202V165H200V166H198V167H201ZM232 166H233V165H232ZM15 167H16V166H15ZM44 167H45V165H44ZM79 167H80V166H79ZM89 167H90V166H89ZM105 167H106V166H104V167L102 168V170H103ZM107 167H106V168H107ZM138 167H139V166H138ZM138 167H137V168H138ZM155 167H156V166H155ZM182 167H183V166H182ZM212 167H213V166H212ZM227 167H228V166H227ZM236 167H237V166H236ZM241 167H242V166H241ZM259 167H260V166H259ZM22 168H23V167H22ZM47 168H46V169H47ZM52 168H53V167H52ZM75 168L77 169V167H75ZM82 168H83V167H82ZM94 168H95V166H94ZM98 168H99V167H98ZM98 168H97V169H98ZM133 168H134V166H133ZM133 168H132V170H133ZM137 168H136V169H137ZM139 168H140V167H139ZM143 168H144V166H143ZM145 168H146V167H145ZM147 168H146V169H147ZM151 168H152V167H151ZM167 168H168V167H167ZM167 168H165L166 170L164 169V170H165V173H166V171L169 170V169L167 170ZM175 168H176V167H175ZM177 168H178V167H177ZM183 168H184V167H183ZM230 168H231V166H230ZM234 168H235V167H234ZM262 168H263V167H262ZM14 169H15V168H14ZM19 169H20V167H19ZM19 169H16V170L19 171ZM29 169H30V168H29ZM42 169H43V168H42V166H41V171H42ZM48 169H49V168H48ZM55 169H56V168H55ZM57 169H58V168H57ZM62 169H63V168H62ZM69 169H72V168H69ZM78 169H79V168H78ZM91 169H92V168H91ZM91 169H90V170H91ZM97 169H96V170H97ZM124 169H126V168H124ZM136 169H135V170H136ZM148 169H150V168H148ZM148 169H147V170H148ZM156 169H157V168H156ZM179 169H180V168H179ZM185 169H186V168H185ZM197 169H198V168H197ZM203 169H204V168H203ZM205 169H206V168H205ZM219 169H220V168H219ZM0 170H1V169H0ZM5 170H6V169H5ZM5 170H3L2 172L0 171V173H3ZM22 170H24V169H22ZM26 170H27V169H26ZM31 170H33V169L31 168ZM50 170H51V169H50ZM73 170H75V169H73ZM83 170H86V169H83ZM83 170H81V171H77V173H75V175H77V177L80 179V181H81L82 178H84L83 175L85 174V172H84ZM100 170H101V167H100ZM130 170H131V169H129V171H130ZM141 170H142V169H141ZM153 170H155V169H153ZM157 170H158V169H157ZM160 170H162V169H160ZM160 170H159V171H160ZM173 170H174V169H173ZM193 170H194V169H193ZM220 170H221V169H220ZM223 170H224V169H223ZM223 170H222V171H223ZM7 171L10 172L9 170H7ZM13 171H14V170H13ZM20 171H21V170H20ZM37 171H38V170H37ZM39 171H40V168H39ZM47 171H48V170H47ZM47 171H45V172H47ZM52 171H53V170H52ZM52 171H51V172H52ZM71 171H72V170H71ZM87 171H88V170H87ZM97 171H98V170H97ZM123 171H124V170H123ZM127 171H128V170H127ZM162 171H163V170H162ZM196 171H197V170H196ZM203 171H204V170H203ZM242 171H243V169H242ZM244 171H246V170H244ZM254 171H255V170H254ZM257 171H258V170H257ZM16 172H17V171H16ZM31 172H32V171H31ZM31 172H30V173H31ZM45 172H44V174H45V178H46V176L48 175V173H45ZM49 172H50V171H49ZM58 172H59V171H58ZM58 172H56V173H58ZM66 172H67V170H66ZM88 172L90 173L91 171H88ZM92 172H93V171H92ZM94 172H95V171H94ZM101 172H102V171H101ZM103 172H104V171H103ZM105 172H106V171H105ZM131 172H132V171H131ZM133 172H135V171H133ZM145 172H147V171H145ZM163 172H164V171H163ZM209 172H211V171H209ZM232 172H233V171H232ZM232 172H231V173H232ZM261 172H262V171H261ZM6 173H7V172H6ZM6 173H5V174H6ZM14 173H15V172H13V176H15ZM25 173H26V172H25ZM60 173H61V172H60ZM136 173L138 174V172H136ZM143 173H144V172H143ZM143 173H142V175H143ZM150 173H151V172H148L149 175H150ZM159 173H161V172H159ZM159 173H158V174H159ZM167 173H168V172H167ZM171 173H172V172H171ZM173 173H174V172H173ZM180 173H182V171H181ZM184 173H185V172L183 171V178L186 176ZM186 173H187V172H186ZM194 173H195V172H194ZM196 173H197V172H196ZM224 173H225V172H224ZM258 173H259V172H258ZM8 174H9V173H8ZM8 174H6V176H7V178L5 177L6 180L8 179ZM22 174H23V173H22ZM26 174H27V173H26ZM32 174H33V172H32ZM36 174H39V176H40L41 173H38V172H37ZM51 174H52V173H51ZM53 174H54V172H53ZM53 174H52V175H53ZM61 174H63V176L66 175V174H64V172L61 173ZM61 174H60V175H61ZM67 174H69V173H67ZM90 174H91V173H90ZM96 174H97V172H96ZM103 174H104V173H103ZM130 174H131V173H130ZM134 174H135V173H134ZM176 174H177V173H176ZM189 174H190V173H189ZM189 174H188V175H189ZM200 174H201V173H200ZM221 174L223 175V173H221ZM228 174H229V172H228ZM255 174H257V173H255ZM260 174H261V173H260ZM3 175H4V174H2V177H3ZM23 175H24V174H23ZM54 175H55V174H54ZM54 175H53V176H54ZM71 175H72V174H70V176H71ZM92 175H93V174H92ZM144 175H145V174H144ZM146 175H147V173H146ZM160 175H161V177H162L163 173L160 174ZM172 175H173V174H172ZM172 175H170V176H172ZM181 175H182V174H181ZM184 175H185V176H184ZM193 175H194V174H193ZM197 175H198V174H197ZM216 175H217V174H216ZM229 175H230V174H229ZM231 175H232V174H231ZM247 175H248V174H247ZM11 176H12V175H11ZM30 176H31V174H30ZM30 176H29V177H30ZM33 176H35V174H34ZM36 176H37V175H36ZM36 176H35V177H36ZM49 176H50V175H49ZM49 176H48V177H49ZM68 176H69V175H68ZM68 176H66V178H68ZM84 176H85V175H84ZM87 176H88V174H86V176H85L86 179H87V178H91V176H90V177H89V176L87 177ZM97 176H98V175H97ZM103 176H104V175H103ZM124 176H125V175H124ZM128 176H129V175H128ZM130 176H131V175H130ZM132 176H135V175H133V173H132ZM132 176H131V177H132ZM163 176H164V175H163ZM168 176H169V175H168ZM168 176H167V177H168ZM236 176H237V175H236ZM236 176H235V178H236ZM239 176H240V175H239ZM254 176H255V175H254ZM0 177H1V176H0ZM2 177H1V179H2ZM24 177H25V176H24ZM27 177H28V174H27ZM29 177H28V178H29ZM40 177H41V176H40ZM73 177H74V175H73ZM77 177H75V178H77ZM122 177H123V176H122ZM135 177H136V176H135ZM219 177H220V176H219ZM223 177H224V176H223ZM226 177H227V176H226ZM258 177H259V176H258ZM10 178L14 179L13 177H10ZM17 178H18V177H16L15 179L17 180ZM20 178H21V177H20ZM37 178H38V177H37ZM45 178H43V179H45ZM93 178H94V177H93ZM95 178H96V177H95ZM98 178H99V177H97V179H98ZM103 178H104V177H103ZM124 178H126V177H124ZM129 178H130V177H129ZM136 178H137V177H136ZM147 178H148V177H147ZM149 178H151V177H149ZM165 178H166V176H165ZM180 178H181V177H180ZM194 178H195V177H194ZM207 178H208V177H207ZM210 178H211V176H210ZM220 178H222V177H220ZM230 178H231V177H230ZM230 178H229V179H230ZM12 179H11V180H12ZM25 179H26V178H25ZM41 179H42V178H41ZM49 179L51 180V178H49ZM52 179H53V178H52ZM56 179H57V178H55V180H56ZM58 179H60V176H59ZM58 179H57V180H58ZM91 179H92V178H91ZM104 179H105V178H104ZM104 179H103V180H104ZM133 179H134V178H133ZM172 179H173V178H172ZM192 179H193V178H192ZM198 179H199V177H198ZM212 179H213V178H212ZM212 179H210V180H212ZM222 179H223V178H222ZM224 179H225V178H224ZM226 179H227V178H226ZM226 179H225V180H226ZM236 179H237V178H236ZM247 179H248V178H247ZM247 179H246V180H247ZM257 179H258V178H257ZM9 180H10V179H9ZM23 180H24V179H23ZM33 180H34V179H33ZM53 180H54V179H53ZM82 180H83V179H82ZM87 180H88V179H87ZM87 180H86V182H87ZM101 180H102V179H101ZM122 180H123V179H122ZM125 180H126V179H125ZM127 180H128V179H127ZM138 180H139V179H138ZM140 180H141V179H140ZM156 180H157V179H156ZM169 180H170V179H169ZM178 180H179V179H177V181H178ZM190 180H191V179H190ZM193 180H194V179H193ZM205 180H206V179H205ZM214 180H215V179H214ZM233 180H234V179H233ZM260 180H261V179H260ZM4 181H5V180H4ZM14 181H15V180H14ZM18 181H20V180L18 179ZM24 181H26V180H24ZM30 181H32V180H31V177H30ZM37 181H38V180L34 181V184H32V182H31V184L35 186V182H37ZM41 181H42V180H41ZM48 181H49V180H48ZM63 181L65 182V180H63ZM66 181H68V179H66ZM71 181H72V180H71ZM75 181H77V180H74L73 183H76ZM94 181H95V179H94ZM136 181H137V179H136ZM136 181H134V182H136ZM147 181H148V180H147ZM152 181H153V180H152ZM158 181H160V180H158ZM158 181H156V182H158ZM167 181H168V180H167ZM187 181H188V180H187ZM191 181H192V180H191ZM191 181H190V183H191ZM239 181H240V180H239ZM241 181H242V180H241ZM257 181H258V180H257ZM2 182H3V181H2ZM28 182H29V181H28ZM45 182H46V181H45ZM52 182H53V181H51V183H52ZM77 182H78V181H77ZM129 182H130V181H129ZM145 182H146V181H145ZM154 182H155V181H154ZM156 182H155V183H156ZM161 182H162V181H161ZM164 182H166V180H164ZM170 182H171V181H170ZM183 182H184V181H183ZM221 182H222V181H221ZM221 182H220V183H221ZM244 182H245V181H244ZM3 183H4V182H3ZM3 183H2V184H3ZM9 183H10V182H9ZM15 183H16V182H15ZM29 183H30V182H29ZM40 183H41V182H40ZM42 183H43V182H42ZM46 183H47V182H46ZM46 183H45V187H46ZM48 183H49V182H48ZM53 183H54V182H53ZM57 183H58V181H57ZM73 183H72V184H73ZM80 183H82V182H80ZM84 183H85V182H84ZM95 183H97V182H95ZM122 183H123V182H122ZM124 183L126 184V181H125ZM139 183H141V182H139ZM148 183H150V182L148 181ZM174 183H175V181H174ZM177 183H178V182H176V184H177ZM184 183H185V182H184ZM229 183H230V181H229ZM246 183H247V182H246ZM5 184H6V182H5ZM5 184H4V185H5ZM13 184H14V183H13ZM13 184H12V185H13ZM16 184H19V183H16ZM22 184H24V182L21 183V185H22ZM25 184H27V183H25ZM25 184H24V185H25ZM38 184H39V181H38ZM43 184H44V183H43ZM58 184H59V183H58ZM90 184H91V183H90ZM92 184H93V183H92ZM100 184H101V183H100ZM125 184L120 185V186H124ZM137 184H138V182H137ZM137 184H136V185H137ZM161 184H162V183H161ZM165 184H166V183H165ZM167 184H169V182H168ZM172 184H173V183H172ZM186 184H187V183H186ZM191 184L194 185V183H191ZM204 184H205V183H204ZM6 185H8V184H6ZM28 185H29V184H28ZM39 185H40V184H39ZM54 185H56V184H54ZM68 185H69V184H68ZM68 185H67V186H68ZM81 185H83V184H79V187H80ZM95 185H96V184H95ZM127 185H130V184H127ZM133 185H134V184H133ZM142 185H143V184H142ZM153 185H154V184H153ZM158 185H159V187H160V184H158ZM173 185H174V184H173ZM182 185L184 186V184H182ZM205 185H207V184H205ZM235 185H237L236 182H235ZM251 185H252V184H251ZM254 185H255V184H254ZM10 186H11V183H10V185H9V188H10ZM15 186H16V185H15ZM17 186H18L17 189H19V185H17ZM25 186H27V185H25ZM41 186H43V185L41 184ZM49 186H50V183H49ZM57 186H58V185H57ZM59 186H60V185H59ZM63 186H64V183H62V187H63ZM72 186H73V185H71V187H72ZM86 186H90V185H87V184H86ZM98 186H99V185H98ZM164 186H165V185L163 184L162 187H164ZM178 186H179V184H178ZM231 186H232V185H231ZM240 186H242V185H240ZM247 186H248V185H247ZM12 187H13V186H12ZM35 187H38V186H35ZM39 187H40V186H39ZM43 187H44V186H43ZM51 187H53V185H51ZM51 187H49V188H51ZM64 187H65V186H64ZM81 187L83 188V186H81ZM118 187H119V186H118ZM127 187H128V186H127ZM139 187H141V186H139ZM139 187H137V188H139ZM148 187H149V186H148ZM155 187H157V185H156ZM169 187H172V186L170 185ZM185 187H186V186H185ZM185 187H184V188H185ZM198 187H199V186H198ZM217 187H218V186H217ZM228 187H229V186H228ZM228 187H226V188L228 189ZM235 187H236V186H235ZM245 187H246V186H245ZM0 188H1V186H0ZM6 188H7V187H6ZM9 188H7V190H8ZM49 188H48V189H49ZM60 188H61V187H60ZM66 188H69V187H66ZM76 188H77V186H76ZM76 188H74V189H75V192H76V190H77ZM82 188H81V189H82ZM91 188H93V187H91ZM132 188H133V187H132ZM132 188L129 187L128 189H132ZM143 188H144V186H143ZM164 188H165V187H164ZM166 188H167V187H166ZM174 188H175V190H176V186H175ZM196 188H197V187H196ZM203 188H204V187H203ZM243 188H244V187H243ZM13 189L15 190V188H13ZM13 189H12V191H14ZM20 189H21V188H20ZM20 189H19V190H20ZM23 189H25L24 186H23ZM26 189H27V188H26ZM28 189H29V188H28ZM35 189H38V188H35ZM40 189H41V188H40ZM46 189H47V188H45L44 190H46ZM51 189H52V188H51ZM58 189H59V187H58ZM69 189H70V191H72L71 188H69ZM79 189H80V188H79ZM81 189H80V190H81ZM84 189L86 190L85 185H84V188L82 189V191H83ZM123 189H124V188H123ZM125 189H126V188H125ZM147 189H148V188H147ZM153 189H154V188H153ZM153 189H152V190H153ZM169 189H170V188H169ZM169 189H168V190H169ZM171 189H172V188H171ZM171 189H170V190H171ZM186 189H187V188H186ZM200 189H201V188H200ZM227 189H224V191L227 190ZM232 189L235 190V188H232ZM3 190H4V188H3V185H2V192H3ZM7 190L4 191V192L8 193ZM10 190H11V189H10ZM21 190H22V189H21ZM29 190H30V189H29ZM52 190H54V189H52ZM52 190H51V192H52ZM60 190H62V189H60ZM60 190H59V191H60ZM66 190H68V189H66ZM66 190H64V191L66 192ZM80 190H79V191H80ZM85 190H84V191H85ZM91 190H92V189H91ZM116 190H117V189H116ZM119 190H120V189H119ZM119 190H117V191H119ZM137 190H138V189H137ZM141 190H142V188H141L139 191H141ZM144 190H145V189H144ZM150 190H151V189H150ZM163 190H164V189H163ZM170 190H169V191H170ZM177 190H178V188H177ZM177 190H176V191H177ZM184 190H185V189H184ZM188 190H189V188H188ZM213 190H214V189H213ZM234 190L232 191V193L234 192ZM240 190H241V188H240ZM31 191H32V189H31ZM35 191H36V190L33 189V192H35ZM39 191H40V190H39ZM39 191H38V192H39ZM42 191H43V190H42ZM46 191H47V190H46ZM48 191H49V190H48ZM48 191H47V192H48ZM62 191H63V190H62ZM64 191H63V192H64ZM70 191H68V192L70 193ZM94 191H95V190H94ZM117 191H116V192H117ZM121 191H122V188H121ZM123 191H124V190H123ZM126 191H129V190L126 189ZM135 191H136V190H135ZM135 191H133V192H135ZM164 191H167V190H164ZM164 191H163V192H164ZM180 191H182V190H180ZM189 191H190V190H189ZM193 191H194V190H193ZM242 191H243V189H242ZM4 192H3V194H0V195H4V194H6V193H4ZM9 192H10V191H9ZM15 192H16V191H15ZM21 192H22V191H21ZM53 192H54V191H53ZM55 192H56V191H55ZM63 192H62V193H63ZM77 192H78V191H77ZM80 192H81V191H80ZM86 192L88 193L87 190H86ZM89 192H90V191H89ZM131 192H132V190H131ZM131 192H130V194H131ZM142 192H143V191H142ZM146 192H148V191H146ZM151 192H152V191H151ZM154 192H155V190H154ZM161 192H162V191H161ZM161 192L159 191V193H161ZM163 192H162V193H163ZM170 192H171V191H170ZM191 192H192V191H191ZM199 192H200V190H199ZM213 192H214V191H213ZM240 192H241V191H240ZM11 193H12V192H11ZM11 193H10V196H11L12 194H15V193H12V194H11ZM19 193H20V192H19ZM22 193H23V195H24V190H23ZM22 193H21V194H22ZM26 193H28V192H26ZM40 193H41V192H39V194H40ZM44 193L47 194L46 192H44ZM56 193H57V192H56ZM59 193H60V192H59ZM62 193H61V194H62ZM66 193H67V192H66ZM72 193H74V192L72 191ZM72 193H71V194H72ZM166 193H167V192H165V194H166ZM173 193H174V192H173ZM182 193H183V192H182ZM192 193H193V192H192ZM236 193H237V192H236ZM31 194H33V193L31 192ZM36 194H38V193H36ZM50 194H51V193H50ZM53 194H54V193H53ZM63 194H64V193H63ZM77 194H79V193H77ZM80 194H81V193H80ZM84 194H85V192H84ZM149 194H150V193H149ZM149 194H147V196H148ZM152 194H154V193H152ZM152 194H150V195H152ZM163 194H164V193H163ZM184 194H185V191H184ZM188 194H189V193H188ZM190 194H191V193H190ZM196 194H197V192H196ZM226 194H227V193H226ZM233 194H234V193H233ZM242 194H243V193H242ZM17 195H19V194H17ZM23 195H20V196L22 197ZM33 195H34V194H33ZM41 195H43V194H41ZM48 195H49V194H48ZM65 195H66V194H65ZM81 195H82V194H81ZM88 195H89V194H88ZM110 195H111V194H110ZM114 195H115V193H114ZM128 195H129V194H128ZM136 195H137V194H136ZM136 195H135V196H136ZM138 195H139V193H138ZM159 195H160V194H159ZM4 196H5V195H4ZM12 196H13V195H12ZM20 196H19V197H16V195H15L14 198L16 197V198L19 199ZM30 196H31V195H30ZM36 196H38V195H36ZM43 196H44V195H43ZM43 196L41 197V201L46 197V196H45V197L43 198ZM55 196H56V195H55ZM66 196H67V195H66ZM73 196H74V195H73ZM79 196H80V195H79ZM79 196H78V199H79ZM82 196H85V195H82ZM121 196H122V195H121ZM124 196H125V195H123L122 198H123ZM126 196H127V195H126ZM133 196H134V195H133ZM141 196H142V195H141ZM143 196H144V195H143ZM143 196H142V197H143ZM156 196H157V195H156ZM162 196H163V195H162ZM165 196H166V195H165ZM165 196H163V197H165ZM170 196H171V195H170ZM189 196H190V195H189ZM196 196H197V195H196ZM196 196H195V197H196ZM218 196H219V194H218ZM1 197H3V196H1ZM8 197H9V195H8ZM23 197H24V196H23ZM32 197L34 198V196H32ZM51 197H53V196H51ZM51 197H49V198H51ZM62 197H63V195H62ZM67 197H68V199H69V195H68ZM74 197H75V196H74ZM108 197H109V196H108ZM112 197H113V196H112ZM112 197H111L110 199H112ZM130 197H131V196H130ZM136 197H137V196H136ZM136 197H135V199H136ZM138 197H140V196H138ZM157 197H158V196H157ZM160 197H161V196H160ZM163 197H162V199H163ZM168 197H169V196H168ZM173 197H174V194H173ZM190 197H191V196H190ZM198 197H199V195H198ZM224 197H225V196H224ZM224 197H222V199H223ZM226 197H227V196H226ZM233 197L235 198V196H233ZM240 197H242V196H240ZM27 198H28V197H27ZM27 198H26V200H27ZM36 198H37V197H36ZM42 198H43V199H42ZM49 198H45V201H47V200L49 201ZM60 198H61V197H60ZM64 198H65V197H64ZM64 198H63V199H64ZM70 198H71V197H70ZM75 198H76V197H75ZM81 198H82V197H81ZM118 198H120V197H118ZM144 198H145V196L143 197V201L146 199V198H145V199H144ZM151 198H152V197H151ZM154 198H156V197H154ZM185 198H186V197H185ZM202 198H203V197H202ZM3 199H5V198L3 197ZM7 199H8V198H7ZM24 199H25V198H24ZM24 199H23V200H24ZM37 199H38V198H37ZM46 199H47V200H46ZM54 199H56V198L54 197ZM54 199H53V200H54ZM65 199H67V198H65ZM76 199H77V198H76ZM83 199H84V198H83ZM105 199H106V198H105ZM108 199H109V198H108ZM115 199H116V198H115ZM127 199H128V197H127ZM135 199H134V200H135ZM137 199H138V198H137ZM137 199H136V200H137ZM139 199H140V198H139ZM158 199H159V198H158ZM165 199H167V198H165ZM177 199H178V198H177ZM179 199H181V198H179ZM199 199H200V198H199ZM212 199H214V197H213ZM220 199H221V198H220ZM232 199H233V198H232ZM239 199H241V198H239ZM239 199H237V200H239ZM21 200H22V199H21ZM60 200H61V199H60ZM80 200H82V199H79L78 202H80ZM89 200H90V199H89ZM102 200H103V199H102ZM117 200H119V199H117ZM117 200H115V201H117ZM124 200H125V199H124ZM129 200H130V202L132 201L130 198H129ZM154 200H156V199H154ZM160 200H161V198H160L159 200H156V201H160ZM167 200H168V199H167ZM183 200H184V199H183ZM233 200H234V199H233ZM235 200H236V199H235ZM235 200H234V201H235ZM0 201H2L1 198H0ZM9 201H10V200H9ZM14 201H15V200H14ZM17 201H18V200H17ZM17 201H16V204H17ZM39 201H40V200H39ZM39 201H38V202H39ZM48 201H47V202H48ZM51 201H52V199H51ZM58 201H59V198H58ZM61 201H62V200H61ZM63 201H64V200H63ZM66 201H68V200H66ZM69 201H70V200H69ZM86 201H87V200H86ZM111 201H112V200H111ZM113 201H114V200H113ZM138 201H139V200H138ZM138 201H137V202H138ZM141 201H142V200H140V202H138V203H141ZM143 201H142V202H143ZM151 201H152V200H151ZM163 201H164V199H163ZM163 201H162V202H163ZM171 201H172V200H171ZM180 201H181V200H180ZM225 201H226V200H225ZM231 201H232V200H231ZM2 202H3V201H2ZM2 202H1V203H2ZM4 202H5V201H4ZM12 202H13V201H12ZM19 202H20V201H19ZM24 202H25V201H24ZM30 202H31V201H30ZM34 202H35V201H34ZM34 202H33V203H34ZM49 202H50V201H49ZM56 202H57V200H56ZM72 202H73V200H72ZM119 202H120V200H119ZM132 202H133V201H132ZM134 202H135V201H134ZM137 202H136V203H137ZM146 202L148 203V202H150V201H147V200H146ZM152 202H154V201H152ZM184 202H185V201H184ZM189 202H191V201H189ZM197 202H198V201H197ZM201 202H202V201H201ZM213 202H214V201H213ZM222 202H223V201H222ZM222 202H221V203H222ZM226 202H227V201H226ZM20 203H22V202H20ZM28 203H29V202H28ZM28 203H27V205H28ZM36 203H37V202H36ZM41 203L43 204V202H41ZM59 203L62 205L61 207H63L64 202H63V204H62L61 202H59ZM59 203H57V204L59 205ZM67 203H68V202H67ZM76 203H77V201H76ZM84 203L86 204V202H84ZM95 203H96V202H95ZM104 203H105V202H104ZM116 203H117V202H116ZM121 203H122V201H121ZM126 203H128V202H126ZM143 203H144V202H143ZM154 203H155V202H154ZM158 203H160V202H158ZM158 203H157V204H158ZM164 203H167V202H164ZM164 203H162V204H164ZM175 203L178 204L177 202H175ZM179 203H181V202H179ZM186 203H187V202H186ZM203 203H204V202H203ZM205 203H206V202H205ZM210 203H211V202H210ZM223 203H224V202H223ZM229 203H230V202H229ZM16 204H15V205H16ZM42 204H41V205H42ZM65 204H66V203H65ZM70 204H71V203H69V205H70ZM73 204H75V203H73ZM73 204H72L71 206H73ZM77 204H78V203H77ZM98 204H100V203H98ZM129 204H130V203H129ZM133 204H134V203H133ZM149 204H151V203H149ZM152 204H153V203H152ZM170 204H171V203H170ZM182 204H185V203H182ZM226 204H227V203H226ZM230 204H232V202H231ZM0 205L3 206V204H0ZM4 205H5V204H4ZM9 205H10V203H9ZM15 205H14V206H15ZM18 205H19V203H18ZM35 205H36V204H35ZM37 205L39 206V203H38ZM45 205H47V204H45ZM45 205H44V206H45ZM51 205H52V204H51ZM51 205H50V206H51ZM54 205H55V203L53 204V206H54ZM69 205H66V206H67L66 209L69 207ZM116 205H117V204H116ZM121 205H122V204H121ZM141 205H142V204H141ZM145 205H146V204H145ZM154 205H155V204H154ZM160 205H161V204H160ZM165 205H166V204H165ZM168 205H169V204H168ZM178 205H179V204H178ZM216 205H218V204H216ZM228 205H229V204H228ZM228 205H227V206H228ZM6 206H7V204H6ZM12 206H13V204H12ZM25 206H26V205H25ZM28 206H29V205H28ZM32 206H33V204H32ZM32 206H31V207H32ZM38 206H37V207H38ZM44 206H42V207H44ZM59 206H60V205H59ZM77 206H78V205H77ZM77 206H76V208H77ZM80 206H81V203H80L79 207H80ZM82 206H83V205H82ZM85 206H86V205H85ZM92 206H93V205H92ZM99 206H100V205H99ZM103 206H104V205H102V207H103ZM124 206L126 207L125 204H124ZM135 206H137V205L135 204ZM143 206H144V204H143ZM152 206H153V205H152ZM152 206H151V208H152ZM163 206H164V205H163ZM169 206H170V205H169ZM188 206H189V205H188ZM224 206H225V205H224ZM19 207H20V206H19ZM19 207H17V209H18ZM46 207H49V206L47 205ZM51 207H52V206H51ZM55 207H56V205H55ZM93 207H94V206H93ZM93 207H92V208H93ZM96 207H97V206H96ZM111 207H112V205H111ZM119 207H120V206H119ZM132 207L134 208V205H133ZM132 207H131V208H132ZM141 207H142V206H141ZM156 207H157V206H156ZM159 207H160V206H159ZM164 207H165V206H164ZM164 207H163V209H164ZM189 207H190V206H189ZM215 207H216V206H215ZM6 208H7V207H6ZM6 208H5V209H6ZM13 208H14V207H13ZM28 208L31 210L30 207H28ZM32 208H33V207H32ZM34 208H35V207H34ZM38 208H40V207H38ZM53 208H54V207H53ZM56 208H58V206H57ZM56 208H55V210H56ZM64 208H65V206H64ZM69 208H71V207H69ZM69 208H68V209H69ZM72 208H73V207H72ZM74 208H75V207H74ZM74 208H73V209H74ZM76 208H75V209H76ZM88 208H89V207H88ZM98 208H100V207H98ZM107 208H108V207H107ZM107 208L105 207L104 209H107ZM116 208H117V206H116ZM127 208H128V207H127ZM131 208H130V209H131ZM133 208H132V210H133ZM161 208H162V207H161ZM169 208H170V207H169ZM173 208H174V207H173ZM173 208H172V209H173ZM187 208H188V207H187ZM207 208H208V207H207ZM207 208H206V209H207ZM0 209H1V208H0ZM22 209H24V208H21L20 210H22ZM26 209H27V206H26L25 210H26ZM29 209H28V210H29ZM42 209H43V208H42ZM42 209L40 208L38 211H35V212H39V211L42 210ZM48 209H50V208H48ZM59 209H60V208H59ZM59 209H58V210H59ZM73 209H72V210H73ZM84 209H85V208H84ZM108 209H109V208H108ZM110 209H111V208H110ZM125 209H126V208H125ZM134 209H135V208H134ZM136 209H137V208H136ZM136 209H135V211L138 212V210H136ZM148 209H149V207H148ZM159 209H160V208H159ZM172 209H171V211H172ZM176 209H177V208H176ZM176 209H175V210H176ZM180 209H182V208H180ZM200 209H201V208H200ZM220 209H221V208H220ZM227 209H228V208H227ZM232 209H233V208H232ZM3 210H4V209H3ZM8 210H11V209H8ZM18 210H19V209H18ZM30 210H29V211H30ZM43 210H45V208H44ZM50 210H52V209H50ZM55 210H53L54 213H55ZM61 210H62V209H61ZM70 210H71V209H69L68 212H69ZM72 210H71V211H72ZM76 210H78V209H76ZM95 210H96V209H95ZM111 210H112V209H111ZM120 210H122V209L120 208ZM126 210H127V209H126ZM150 210H151V209H150ZM156 210H157V209H156ZM178 210H179V209H178ZM193 210H194V209H193ZM209 210H210V209H209ZM211 210H212V209H211ZM211 210H210V211H211ZM215 210H216V209H215ZM0 211H1V210H0ZM11 211H13V210H11ZM11 211H10V212H11ZM26 211H27V210H26ZM29 211H27V212H29ZM47 211H48V210H47ZM47 211H46V213H47ZM53 211H52V212H53ZM56 211H57V210H56ZM65 211H67V210L64 209V212H65ZM109 211H110V210H109ZM114 211H115V210H114ZM114 211H113V212H114ZM122 211H123V210H122ZM128 211H129V210H128ZM135 211H134V212H135ZM146 211H147V208H146ZM146 211H145V212H146ZM148 211H149V210H148ZM157 211H158V210H157ZM159 211H160V210H159ZM162 211H163V210H162ZM167 211H168V210H167ZM169 211H170V210H169ZM179 211H180V210H179ZM182 211H183V210H182ZM184 211H185V210H184ZM201 211H202V210H201ZM213 211H214V210H213ZM220 211H221V210H220ZM225 211H226V210H225ZM229 211H230V210H229ZM4 212H5V211H4ZM6 212H7V211H6ZM16 212H17V211H16ZM19 212H21V211H19ZM22 212H23V211H22ZM24 212H25V211H24ZM41 212H42V211H41ZM43 212H45V211H43ZM43 212H42V213H43ZM52 212H51V214H52ZM59 212H60V211H59ZM59 212H58V216H59ZM62 212H63V210H62ZM82 212H83V211H82ZM113 212H112V213H113ZM118 212H119V210H118ZM120 212H121V211H120ZM120 212H119V213H120ZM131 212H132V211H131ZM131 212H130V213H131ZM134 212H133V213H134ZM140 212H141V211H140ZM140 212H138V213H140ZM150 212H152V211H150ZM164 212H165V210H164ZM186 212H188V211L186 210ZM198 212H199V211H198ZM231 212H232V211H231ZM231 212H230V213H231ZM0 213H1V212H0ZM12 213H13V212H12ZM17 213H18V212H17ZM17 213H16V214H17ZM25 213H26V212H25ZM31 213H32V212H31ZM31 213H29V214H31ZM33 213H34V212H33ZM39 213H40V212H39ZM39 213H38V214H39ZM42 213H41V214H42ZM46 213H45V214L43 213L44 216L42 217V219H41V216H39L38 214L35 213V214H36L35 216L38 215L37 217H40V219L42 220V221L36 220V221H38L37 226H36L38 229H36L35 231L38 230V233H39V232H42L43 235H45L44 237H47L48 234H49V232L51 231V230L49 229L50 226H51V223H52V222L55 223V222L57 221L56 219L58 218L57 215H54V216H56L57 218L55 219V221H52L53 218L51 219ZM48 213H49V211H48ZM54 213H53V214H54ZM65 213H66V212H65ZM65 213H62V215L65 214ZM74 213H75V212H74ZM79 213H80V212H79ZM84 213H85V212H84ZM94 213H95V212H94ZM98 213H99V211H98ZM115 213H116V212H115ZM130 213H129V214H130ZM133 213H131V214H133ZM138 213H137V214H138ZM142 213H143V212H142ZM160 213H161V212H160ZM162 213H163V212H162ZM213 213H214V212H213ZM223 213H224V212H223ZM227 213H228V212H227ZM230 213H229V214H230ZM3 214H4V213H2V215H3ZM8 214H9V213H8ZM16 214H15V215H16ZM76 214H77V213H76ZM86 214H87V213H86ZM90 214H91V213H90ZM102 214H103V213H102ZM127 214H128V212H127ZM135 214H136V213H135ZM135 214H134V215H135ZM140 214H141V213H140ZM147 214H148V213H147ZM187 214H188V213H187ZM202 214H203V213H202ZM216 214H217V213H216ZM216 214H215V216H216ZM224 214H225V213H224ZM9 215H10V214H9ZM21 215H22V214H21ZM21 215H20V216H21ZM26 215H27V214H26ZM49 215H50V213H49ZM69 215H70V214H68V215L66 214V216H67L66 218H67L68 220H69V218H68ZM72 215H73V213H72ZM72 215H71V216H72ZM79 215H80V214H79ZM81 215H82V214H81ZM97 215H99V214H97ZM106 215H107V214L105 213L104 216H106ZM117 215H118V214H117ZM142 215H143V214H142ZM142 215H141V216H142ZM144 215H145V214H144ZM144 215H143V216H144ZM154 215H155V213H154ZM163 215H164V214H163ZM169 215H170V214L168 213V215H166V216H169ZM171 215H172V214H171ZM173 215H174V214H173ZM177 215H178V213H177ZM177 215H176V216H177ZM179 215H180V214H179ZM182 215H183V214H182ZM3 216H4V215H3ZM50 216H51V215H50ZM60 216H61V215H60ZM63 216H64V215H63ZM63 216H62V217H63ZM71 216H69V217H71ZM74 216H76V215H74ZM88 216H89V214H88ZM99 216H101V215H99ZM110 216H111V215H109V217H107L108 220H109ZM112 216H114V213H113ZM119 216H120V215H119ZM121 216H122V215H121ZM125 216H126V215H125ZM128 216H130V215H128ZM131 216H132V215H131ZM147 216H148V215H147ZM160 216H161V215H160ZM218 216H219V215H218ZM220 216H221V215H220ZM220 216H219V217H220ZM228 216H229V215H228ZM12 217H13V215H12ZM14 217H15V216H14ZM31 217H32V216H31ZM37 217H36V218H37ZM52 217H53V216H52ZM62 217H61V219H62ZM72 217H73V216H72ZM72 217H71L70 219H72ZM77 217H78V216H77ZM83 217H84V216H83ZM97 217H98V216H97ZM116 217H117V216H116ZM133 217H134V216H133ZM135 217H136V216H135ZM150 217H151V215H150ZM157 217H159V216H157ZM170 217H171V216H170ZM173 217H174V216H173ZM196 217H197V216H196ZM211 217H212V216H211ZM216 217H217V216H216ZM0 218H1V217H0ZM15 218H16V217H15ZM19 218H20V217H19ZM19 218H18V219H19ZM34 218H35V217H34ZM36 218H35V219H36ZM54 218H55V217H54ZM90 218H92V216H91ZM93 218H94V217H93ZM118 218H120V217H118ZM122 218H123V217H122ZM122 218H121V219H122ZM126 218H127V221H129V219H128L127 216H126ZM126 218H125V219H126ZM143 218H144V217H143ZM146 218H148V217H146ZM153 218H154V217H153ZM171 218H172V217H171ZM186 218H187V217H186ZM3 219H4V218H3ZM37 219H38V218H37ZM59 219H60V218H59ZM74 219H75V218H74ZM103 219H104V217H103ZM105 219H106V217H105ZM111 219H112V218H111ZM115 219H116V218H113V221H115ZM121 219H120V220H121ZM123 219H124V218H123ZM123 219H122V220H123ZM137 219H138V218H137ZM140 219H141V217H140ZM144 219H145V218H144ZM161 219H162V218H161ZM175 219H176V218H175ZM219 219H220V218H219ZM228 219H229V218H228ZM6 220H7V218H6ZM8 220H9V219H8ZM26 220H27V219H26ZM26 220H25V221H26ZM62 220H63V219H62ZM62 220H60L61 223H62ZM64 220H65V219H64ZM64 220H63V222H64ZM83 220H84V219H83ZM87 220H88V219H87ZM90 220H91V219H90ZM97 220H98V219H97ZM117 220H118V219H116V221H117ZM122 220H121V221H122ZM132 220H133V219H132ZM132 220H131V221H132ZM145 220H146V219H145ZM149 220H150V219H149ZM149 220H148V221H149ZM158 220H159V219H158ZM182 220H183V219H182ZM190 220H191V218H190ZM202 220H203V218H202ZM221 220H222V218H221ZM229 220H230V219H229ZM4 221H5V220H4ZM15 221H16V220H15ZM15 221H14L13 223H15ZM81 221H82V220H81ZM84 221H85V220H84ZM100 221H101V220H100ZM138 221H140V220H138ZM159 221H160V220H159ZM159 221H158V222H159ZM163 221H164V220H163ZM163 221H162V223H163ZM165 221H166V220H165ZM165 221H164V222H165ZM168 221H169V220H168ZM168 221H166V222H168ZM199 221H200V220H199ZM210 221H211V220H210ZM225 221H226V219H225ZM30 222H31V220H30ZM30 222H29V224H30ZM72 222H73V221H72ZM72 222H70V223H72ZM93 222H94V221H93ZM105 222L107 223V221H105ZM111 222H112V221H111ZM111 222H110V223H111ZM117 222H118V221H117ZM140 222H141V221H140ZM140 222H137V224L140 223ZM143 222H144V221H143ZM187 222H188V221H187ZM187 222H186V223H187ZM193 222H194V221H193ZM202 222H203V221H202ZM212 222H213V221H212ZM214 222H215V221H214ZM220 222H221V221H220ZM226 222H227V221H226ZM226 222H225V223H226ZM5 223H6V221H5ZM11 223H12V222H11ZM11 223H10V225H11ZM17 223H18V222H17ZM17 223H16V224H17ZM20 223H21V222H20ZM20 223H19V224H20ZM32 223H33V218H32ZM32 223H31V224H32ZM35 223H36V222H35ZM35 223H34V224H35ZM48 223H49L50 225H49L48 227H46V226L48 225ZM54 223H53V224H54ZM57 223H58V222H57ZM65 223H66V222H65ZM73 223H74V222H73ZM79 223H80V222H79ZM101 223H102V221H101ZM115 223H116V222H115ZM126 223H127V222H126ZM150 223H151V222H150ZM162 223H161V224H162ZM182 223H183V222H182ZM0 224H1V223H0ZM16 224H15V225H16ZM22 224H23V223H22ZM59 224H60V223H59ZM59 224H58V225H59ZM66 224H67V223H66ZM66 224H65V225H66ZM76 224H77V223H76ZM81 224H82V223H81ZM85 224H86V223H85ZM91 224H92V223H91ZM117 224H119V223H117ZM117 224H116V225H117ZM121 224H122V222H121ZM140 224H141V223H140ZM142 224H143V223H142ZM145 224H146V223H145ZM156 224H157V223H156ZM164 224H165V223H164ZM192 224H193V223H192ZM209 224L211 225V223H209ZM12 225H14V224H12ZM15 225H14V226H15ZM27 225H28V224H27ZM58 225H57V226H58ZM60 225H61V224H60ZM65 225H64V227H65ZM73 225H74V224H73ZM83 225H84V224H83ZM92 225H93V224H92ZM97 225H98V224H97ZM108 225H109V224H108ZM135 225H136V224H134V226H135ZM150 225H152V224H150ZM179 225H180V224H179ZM189 225H190V224H189ZM189 225H188V226H189ZM206 225H207V223H206ZM216 225H217V224H216ZM224 225H225V224H224ZM7 226H8V225H7ZM22 226H23V225H22ZM22 226H21V227H22ZM29 226L32 227V225H29ZM34 226H35V225H34ZM57 226H56L55 228L59 229ZM78 226H79V225H78ZM102 226H103V225H102ZM104 226H105V225H104ZM109 226H110V225H109ZM109 226H108L106 229L112 227V226H110V227H109ZM125 226H126V225H125ZM137 226H138V225H137ZM137 226H135V228H136ZM143 226H144V225H143ZM143 226H142V227H143ZM146 226H147V225H146ZM146 226H145V227H146ZM180 226H181V225H180ZM201 226H202V225H201ZM5 227H6V226H5ZM16 227H17V226H16ZM16 227H15V228H11V227H10V228H11V229H16ZM24 227H25V226H24ZM31 227H30V228H31ZM36 227H35V228H36ZM59 227H60V226H59ZM64 227H63V228H64ZM128 227H129V226H128ZM145 227H144V228H145ZM184 227H185V226H184ZM190 227H191V226H190ZM193 227H194V226H193ZM213 227L216 228L215 226H213ZM213 227H212V228H213ZM226 227H227V225H226ZM8 228H9V226H8ZM10 228H9V229H10ZM18 228H19V226H18ZM26 228H27V226H26ZM30 228H29V229H30ZM35 228H34V229H35ZM53 228H54V227H53ZM63 228H62V229H63ZM72 228H73V227H72ZM77 228H78V227H77ZM77 228H76V229H77ZM82 228H83V227H82ZM84 228H85V227H84ZM90 228H91V227L89 226V229H90ZM126 228H127V227H126ZM129 228H130V227H129ZM138 228H141V227H138ZM144 228H143V229H144ZM154 228H155V230H154V232H155L156 229H158V228L156 227V225H155ZM173 228H174V227H173ZM175 228H176V227H175ZM3 229H4V228H3ZM19 229H20V228H19ZM22 229H23V228H22ZM22 229H21V230H22ZM29 229H28V230H29ZM65 229H68L67 226H66ZM74 229H75V228H74ZM100 229H101V228H100ZM104 229H105V228H104ZM110 229H111V228H110ZM112 229H113V228H112ZM112 229H111V230H112ZM121 229H122V227H121ZM127 229H128V228H127ZM132 229L134 230V228H132ZM141 229H142V228H141ZM145 229H146V228H145ZM152 229H153V228H152ZM152 229H150V230H152ZM170 229H171V228H170ZM191 229H192V228H191ZM193 229H194V228H193ZM202 229H203V228H202ZM209 229H211V228H209ZM0 230H1V228H0ZM4 230H5V229H4ZM21 230H20V231H21ZM24 230H25V229H24ZM49 230H50V231H49ZM53 230H54V229H53ZM60 230H61V227H60ZM71 230H72V229H71ZM71 230H70V231H71ZM84 230H85V229H84ZM90 230H91V229H90ZM92 230H93V229H92ZM113 230H117V226H116V229H115V227H114ZM124 230H125V229H124ZM129 230H130V229H129ZM137 230H138V231H141V230H139V229H137ZM137 230L135 229V231H137ZM148 230H149V229H148ZM180 230H181V229H180ZM205 230H206V229H205ZM6 231H7V230H6ZM9 231H10V230H9ZM12 231H14V230H12ZM15 231H16V230H15ZM22 231H23V230H22ZM25 231H27V230H25ZM29 231H30V230H29ZM35 231H34V232H35ZM63 231H64V230H63ZM79 231H80V230H79ZM82 231H83V230H82ZM105 231H106V230H105ZM146 231H147V230H146ZM214 231H215V230H214ZM0 232H2V230H1ZM52 232H53V231H52ZM57 232H58V230H57ZM59 232H60V231H59ZM59 232H58V233H59ZM72 232H73V231H72ZM72 232H71V233H72ZM106 232H107V231H106ZM110 232H111V231H110ZM119 232H120V230H119ZM141 232H142V231H141ZM143 232H144V231H143ZM151 232H152V231H151ZM207 232H208V229H207ZM210 232H211V231H210ZM212 232H213V231H212ZM9 233H10V232H9ZM12 233H13V232H12ZM42 233H39V234H42ZM60 233H61V232H60ZM92 233H93V232H92ZM98 233H99V231H98ZM115 233H117V232H115ZM123 233H124V232H123ZM125 233H126V232H125ZM129 233H130V231H129ZM139 233H140V232H139ZM147 233H148V232H147ZM175 233H176V232H175ZM188 233H189V232H188ZM2 234H3V233H2ZM14 234H15V233H14ZM16 234H17V233H16ZM21 234H22V232H21ZM29 234H30V233H29ZM29 234H28V235H29ZM35 234H36V233H35ZM55 234H56V231L54 232V235H55ZM64 234H65V232H64ZM73 234H75V233L73 232ZM78 234H80V233H78ZM82 234H83V233H82ZM87 234H88V233H87ZM95 234H96V232H95ZM103 234H104V233H103ZM111 234H112V233H111ZM118 234H119V233H117V235H118ZM121 234H122V233H121ZM134 234H135V233H134ZM140 234H142V233H140ZM143 234H144V233H143ZM155 234H156V233H155ZM169 234H170V233H168V236H169ZM172 234H173V232H172ZM190 234H191V233H190ZM205 234H206V233H205ZM211 234H212V233H211ZM4 235H6V234H4ZM7 235H8V234H7ZM23 235H24V234H23ZM25 235H26V232H25ZM37 235H38V234H37ZM43 235H41L40 237H43ZM54 235H52V236H54ZM65 235H66V234H65ZM97 235H99V234H97ZM97 235H96V236H97ZM117 235H116V236H117ZM123 235H124V234H123ZM131 235H132V234H131ZM164 235H165V234H164ZM209 235H210V233H209ZM2 236H3V235H2ZM17 236H18V235H17ZM32 236L35 237L36 235H34V234L32 233ZM32 236L30 235V237H32ZM80 236H82V235H80ZM110 236H111V235H110ZM134 236H136V235H134ZM171 236H172V235H171ZM184 236H186V234H185ZM197 236H198V235H197ZM204 236H205V235H204ZM207 236H208V235H207ZM10 237H11V236H10ZM37 237H38V236H37ZM40 237H39V238H40ZM49 237H50V236H49ZM55 237H56V236H55ZM55 237H54V238H55ZM59 237H60V236H59ZM61 237H63V236H61ZM68 237H69V236H68ZM71 237H72V235H71ZM76 237H77V236H76ZM78 237H79V235H78ZM83 237H84V236H83ZM90 237H91V235H89V239H90ZM97 237H98V236H97ZM100 237H101V236H100ZM108 237H109V236H108ZM112 237H114V236H112ZM112 237H111V238H112ZM120 237H121V236H120ZM128 237H129V236H128ZM136 237H137V236H136ZM151 237H152V236H151ZM174 237H175V236H174ZM177 237H178V235H177ZM179 237H181V236H179ZM187 237H188V235H187ZM0 238H1V237H0ZM11 238L14 239V236L11 237ZM15 238H16V237H15ZM19 238H20V237H19ZM35 238H36V237H35ZM54 238H53V239H54ZM104 238H105V237H104ZM111 238H110V240H111ZM115 238H116V237H115ZM121 238H122V237H121ZM141 238H142V237H141ZM147 238H148V236L146 237V239H147ZM166 238H167V237H166ZM170 238H172V237H170ZM190 238H191V237H190ZM193 238H194V237H193ZM206 238H207V237H206ZM206 238H205V239H206ZM214 238H215V237H214ZM30 239H31V238H30ZM36 239H37V238H36ZM41 239H42V238H41ZM41 239H39L40 242H42L43 240L45 241L46 239H48V237H47L46 239L43 238L42 241H41ZM50 239H51V238H50ZM53 239H52V240H53ZM59 239H60V238H59ZM71 239H72V238H69L70 242H74V241H73L74 238L72 239V241H71ZM106 239H107V238H106ZM106 239H105V240H106ZM113 239H114V238H113ZM123 239H124V238H123ZM126 239H127V238H126ZM129 239H132V238L129 237ZM134 239H135V238H133V240H134ZM137 239H138V237L136 238V240H137ZM162 239H163V238H162ZM176 239H177V238H176ZM178 239H179V238H178ZM185 239H186V238H185ZM11 240H12V239H11ZM11 240H7V243H8L9 241H11ZM17 240H18V239H17ZM48 240H49V239H48ZM52 240H51V241H52ZM74 240H75V239H74ZM105 240H102V242L105 241ZM120 240H121V239H120ZM133 240H131V241H133ZM136 240H135V241H136ZM147 240H148V239H147ZM157 240H158V243H159L160 239L158 238V239H156V240L153 241L154 244L157 243ZM173 240H174V239H173ZM181 240H182V239L180 238V240H179V241H180V244L182 243ZM4 241H6V240H4ZM13 241H15V240H12V242H13ZM44 241L42 242L43 244H44ZM51 241H50V242H51ZM96 241H97V240H96ZM108 241H109V240H108ZM121 241H122V240H121ZM124 241H125V239L123 240V242H124ZM128 241H129V240H128ZM143 241H145V239H143ZM155 241H156V242H155ZM188 241H189V240H188ZM201 241H202V240H201ZM12 242H11V243H12ZM16 242H17V241H16ZM18 242H19V241H18ZM20 242H21V241H20ZM20 242H19V243H20ZM27 242H28V241H27ZM62 242H63V241H62ZM81 242H83V241H81ZM102 242H101V243H102ZM106 242H107V241H106ZM106 242H105V243H106ZM129 242H130V241H129ZM129 242H126V243H128V245L130 246ZM138 242H139V241H138ZM140 242H142V241L140 240ZM145 242H146V241H145ZM149 242H150V241H149ZM162 242H163V241H162ZM165 242H167V240H166ZM183 242L185 243V241H183ZM211 242H212V241H211ZM11 243H9L8 245H10ZM23 243H24L23 245L26 246V245H25L26 242H23ZM34 243H35V242H34ZM98 243H100V242H98ZM105 243H102V244L105 245ZM124 243H125V242H124ZM130 243H131V242H130ZM146 243H147V242H146ZM172 243H173V242H172ZM178 243H179V242H178ZM197 243H198V242H197ZM2 244H4V243H2ZM5 244H6V243H5ZM14 244H15V243H14ZM21 244H22V243H21ZM59 244H60V243H59ZM69 244H70V243H69ZM71 244H72V243H71ZM73 244H74V243H73ZM75 244H76V243H75ZM77 244H79V243L77 242ZM77 244H76V245H77ZM85 244H86V243H85ZM109 244H110V243H109ZM109 244L107 243L106 246L108 247ZM116 244H117V241H116V243H115V246H116ZM119 244H120V243H119V240H118V246H120ZM150 244H151V243H150ZM152 244H153V243H152ZM159 244H160V246H161L163 243H162V244L159 243ZM159 244H158V245H159ZM165 244H166V243H165ZM173 244H174V243H173ZM37 245H38V244H37ZM48 245H49V244H48ZM56 245H57V244H56ZM62 245H63V243H62ZM64 245H65V244H64ZM87 245H88V244H87ZM96 245H97V244H96ZM111 245H114V243H113V244H110V247H111ZM126 245H127V244H126ZM133 245H134V243H133ZM138 245H139V244H138ZM168 245H169V244H168ZM168 245H166V247H167ZM201 245H202V244H201ZM203 245H204V244H203ZM11 246L14 247L13 245H11ZM38 246H39V245H38ZM41 246H42V245H41ZM44 246H46V245L44 244ZM60 246H61V245H60ZM60 246H59V247H60ZM78 246H79V245H78ZM80 246H81V245H80ZM88 246H89V245H88ZM88 246H87V247H88ZM98 246H99V245H98ZM98 246H97V247H98ZM101 246H102V245H101ZM106 246H105V247L103 246L104 249L101 247L102 250H106V249H105ZM121 246H122V244H121ZM129 246H126V247H129ZM135 246H136V245H135ZM146 246H147V245H146ZM149 246H151V245H149ZM155 246H156V245H154V247H151V248H155ZM160 246H159V247H160ZM171 246H173V245H171ZM1 247H3V246H1ZM6 247H7V246H6ZM16 247H17V246H16ZM16 247H15V248H16ZM29 247H31V246H29ZM46 247H47V246H46ZM53 247H54V246H53ZM65 247H66V246H65ZM72 247H73V246H72ZM75 247H76V246H75ZM130 247H131V246H130ZM147 247H148V246H147ZM147 247H143V248H147ZM156 247H157V246H156ZM162 247H163V246H162ZM193 247H196V246H193ZM200 247H201V246H200ZM9 248H10V247H9ZM9 248H8V249H9ZM15 248H13V249H15ZM19 248H20V247H19ZM62 248H63V247H62ZM62 248H61V249H62ZM67 248H68V247H67ZM69 248H70V247H69ZM116 248H117V247H116ZM122 248H123V247H122ZM132 248H133V247H132ZM136 248H137V247H136ZM139 248L141 249V247H139ZM143 248H142L141 250H143ZM168 248H169V246H168ZM175 248H176V245H175ZM0 249H1V248H0ZM3 249H4V248H3ZM6 249H7V248H6ZM23 249H24V248H23ZM31 249H32V248H31ZM34 249H35V248H34ZM36 249H39V247L36 248ZM59 249H60V248H59ZM72 249L74 250V248H71V250H72ZM79 249H80V247H79ZM83 249H85V248L83 247ZM95 249H97V248H95ZM95 249H94V250H95ZM109 249H113V248H109ZM148 249H149V247H148ZM193 249H194V248H193ZM193 249H192V250H193ZM200 249H201V248H200ZM27 250H28V249H27ZM39 250H40V249H39ZM39 250H38V251H39ZM56 250L58 251V249H56ZM63 250H64V249H62V253H64ZM77 250H78V249H77ZM81 250H82V249H81ZM88 250H89V249H88ZM98 250H99V249H98ZM102 250H99V251H102ZM114 250H115V249H114ZM154 250H156V249H154ZM160 250H161V249H160ZM163 250H164V248H163ZM165 250H166V249H165ZM178 250H179V249H178ZM185 250H186V249H185ZM192 250H191V252H192ZM205 250H206V249H205ZM205 250H204V251H205ZM10 251H12V249H10ZM16 251H17V250H16ZM18 251H19V250H18ZM21 251H22V250H21ZM30 251H31V250H30ZM32 251H33V250H32ZM53 251H55V250H53ZM65 251H67V249H66ZM111 251H112V250H111ZM115 251H116V250H115ZM118 251H119V250H118ZM122 251H124V250L122 249ZM143 251H146V250L144 249ZM147 251H148V250H147ZM150 251H151V249H150ZM150 251H149V252H150ZM157 251H158V250H157ZM157 251H156V252H157ZM202 251H203V250H202ZM4 252H5V251H4ZM24 252H25V250H24ZM45 252H46V251H45ZM50 252H51V251H49V254L51 255ZM60 252H61V251H60ZM60 252H59V253H60ZM74 252H75V251H74ZM80 252H81V251H80ZM94 252H97V251H94ZM112 252H113V251H112ZM116 252H117V251H116ZM134 252H136V251H134ZM139 252H141V251H139ZM179 252H180V251H179ZM182 252H183V251H182ZM207 252H208V250H207ZM26 253L28 254L29 258H31L32 256H36V255H37V254H35V255L31 254V255H32V256H31V255H30V252L28 253V251H27ZM35 253H36V252H35ZM47 253H48V252H47ZM53 253H54V252H53ZM55 253H56V252H55ZM55 253H54V254H55ZM57 253H58V252H57ZM57 253H56V254H57ZM62 253H61V254H62ZM132 253H133V252H132ZM145 253H146V252H145ZM161 253H162V252H161ZM163 253H164V252H163ZM175 253H176V252H175ZM177 253H178V251H177ZM197 253H198V252H197ZM10 254H11V253H10ZM10 254H9V256H10ZM20 254H21V253H20ZM41 254H42V252H41ZM71 254H72V253H71ZM80 254H81V253H79V255H80ZM86 254H87V253H86ZM104 254H106V253L104 252ZM104 254H103V256H104ZM108 254H109V253H108ZM108 254H107V255H108ZM124 254H125V253H124ZM124 254H123V255H124ZM128 254H131V251H130V253H128ZM128 254H127V255H128ZM137 254H138V253H137ZM137 254H136V255H137ZM142 254H143V253H142ZM150 254L152 255L153 253H150ZM159 254H160V253H159ZM159 254L157 253V255H159ZM187 254H188V253H187ZM191 254H192V253H191ZM203 254H204V252H203ZM208 254H209V252H208ZM0 255H2V254H0ZM11 255H13V254H11ZM14 255H15V254H14ZM44 255H45V254H44ZM63 255H64V254H63ZM63 255H60V256H63ZM65 255H66V257H64ZM65 255H64L63 257H64L65 259L68 258V257H67V254H65ZM69 255H70V254H69ZM72 255H73V254H72ZM94 255H95V254H94ZM94 255H93V256H94ZM99 255H100V254H99ZM118 255H119V254H118ZM127 255H126V256H127ZM161 255H162V254H161ZM171 255H172V254H171ZM4 256H5V255H4ZM22 256H23V255H22ZM48 256H49V255H48ZM51 256H52V255H51ZM53 256H54V255H53ZM89 256H90V255H89ZM100 256H101V255H100ZM100 256H97V258H98V257L100 258ZM110 256H111V255H110ZM112 256H114V255L112 254ZM115 256H116V255H115ZM115 256H114V257H115ZM119 256H120V255H119ZM119 256H118V257H119ZM128 256H129V255H128ZM141 256H142V255H141ZM159 256H160V255H159ZM167 256H168V255H167ZM184 256H185V255H184ZM192 256H193V255H192ZM194 256H195V255H194ZM199 256H200V255H199ZM0 257H3V256H0ZM16 257H17V256H16ZM37 257H38V256H36L35 259H32V260L35 261ZM57 257H59V256H57ZM63 257L61 258V260L63 259ZM70 257H71V255H70ZM78 257H79V256H78ZM80 257H81V256H80ZM95 257H96V256H95ZM106 257H107V256H106ZM108 257H109V256H108ZM116 257H117V256H116ZM116 257H115V258H116ZM132 257H134V256H132ZM142 257H143V256H142ZM147 257H148V256H147ZM151 257H152V256H151ZM151 257H150V258H151ZM156 257H158V256H156ZM156 257H155V258H156ZM160 257H161V256H160ZM160 257H158V258H160ZM169 257H170V256H169ZM171 257H172V256H171ZM180 257H181V256H180ZM195 257H196V256H195ZM4 258H5V257H4ZM10 258H11V257H10ZM21 258H22V257H21ZM50 258H51V257H50ZM54 258L56 259V257H54ZM91 258H92V257H91ZM97 258H96V260H97ZM101 258H102V257H101ZM112 258H113V257H112ZM115 258H114V262H116V261H115V260H116ZM120 258H123V257H120ZM125 258H126V257H125ZM129 258H130V256H129ZM136 258H138V257H136ZM140 258H141V257H140ZM143 258H144V257H143ZM152 258H153V257H152ZM175 258H176V257H175ZM189 258H190V257H189ZM2 259H3V258H2ZM5 259H6V258H5ZM23 259L25 260V258H23ZM38 259H39V258H38ZM52 259H53V258H52ZM55 259H54V260H55ZM65 259H63V260H65ZM69 259H71V258H69ZM69 259H68V260H69ZM72 259H73V258H72ZM72 259H71V260H72ZM76 259H78V258H77V255H76ZM102 259H104V257H103ZM106 259H107V258H106ZM106 259H105V260H106ZM130 259H131V258H130ZM130 259H129V260H130ZM133 259H134V258H133ZM164 259H165V258H164ZM164 259H163V260H164ZM187 259H188V258H187ZM197 259H198V257H197ZM197 259H196V260H197ZM13 260H14V259H13ZM57 260H59V259H57ZM63 260H62V261H63ZM71 260H70V262H71ZM79 260H80V259H79ZM90 260H91V259H90ZM111 260H112V259H111ZM111 260H109V261H111ZM118 260H119V258L117 259V261H118ZM146 260H147V259H146ZM150 260H152V259H150ZM166 260H167V259H166ZM168 260H169V258H168ZM5 261H6V260H5ZM10 261H11V260H10ZM17 261H18V260H17ZM28 261H29V260H28ZM36 261H38V260H36ZM51 261H52V260H51ZM62 261H61V262H62ZM66 261H67V260H66ZM84 261L87 262V261H89V260H84ZM100 261H102V260L100 259ZM103 261H104V260H103ZM125 261H126V259H125ZM136 261H138V260H136ZM144 261H145V260H144ZM159 261H160V260H159ZM169 261H170V260H169ZM187 261H188V260H187ZM189 261H190V260H189ZM197 261H198V260H197ZM3 262H4V261H3ZM22 262H23V261H22ZM72 262H74V261H72ZM76 262H77V261H76ZM81 262H82V261H81ZM97 262H98V261H97ZM105 262H106V261H104V263H105ZM111 262L113 263V260H112ZM119 262H120V261H119ZM128 262H129V261H128ZM130 262H131V260H130ZM132 262H134V261H132ZM156 262H158V261H156ZM165 262H166V261H165ZM176 262H177V260H176ZM176 262H175V264H176ZM203 262H204V264H205V260L202 261V263H203ZM8 263H9V261H8V259H7V264H8ZM24 263H25V262H24ZM27 263H28V262H27ZM30 263H31V262H30ZM33 263L35 264V262H33ZM52 263H53V262H52ZM68 263H69V262H67V264H68ZM89 263H91V262H89ZM94 263H95V261H94ZM104 263H103V264H104ZM109 263H110V262H109ZM117 263H118V262H117ZM126 263H127V262H126ZM148 263H149V262H148ZM152 263H153V262H152ZM169 263H170V262H169ZM182 263H184V262H182ZM185 263H186V262H185ZM189 263H190V262H189ZM189 263H188V264H189ZM191 263H192V261H191ZM0 264H1V262H0ZM9 264H10V263H9ZM37 264H39V263H37ZM63 264H64V263H63ZM65 264H66V263H65ZM69 264H70V263H69ZM72 264H73V263H72ZM83 264H85V263H83ZM106 264H107V263H106ZM110 264H111V263H110ZM114 264H115V263H114ZM119 264H120V263H119ZM124 264H125V263H124ZM138 264H139V263H138ZM145 264H146V263H145ZM155 264H156V263H155ZM162 264H163V263H162ZM165 264H166V263H165ZM171 264H172V262H171ZM178 264H179V263H178Z\"/></svg>","mask_w":264,"mask_h":264}]
</instances>
